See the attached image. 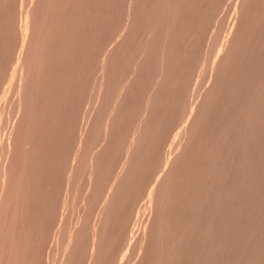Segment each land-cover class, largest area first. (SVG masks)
Wrapping results in <instances>:
<instances>
[{
  "label": "rangeland",
  "instance_id": "374dc122",
  "mask_svg": "<svg viewBox=\"0 0 264 264\" xmlns=\"http://www.w3.org/2000/svg\"><path fill=\"white\" fill-rule=\"evenodd\" d=\"M43 2V4H42V2ZM119 0H0V19L2 20H0V102H1V104H0V112H1V114L4 116L5 114V112H6V114H7V116L5 115L4 116V118H3V116L1 115L0 116V124H2L3 123V120H5L6 118L5 117H8L7 118V120L6 121H4V123L2 124V126H0V128H2V129H0V144L2 145L3 143V145H4V147H3V145L1 146V149H0V154L2 153V152H7L8 154H7V156H6V153H4V155H3V153L0 155V158H2V159H0L1 161L4 159V158H6L5 160H3V162L4 163H1L2 164V168H4V167H7V164H8V166L9 167H7V168H10L11 170H13V172H11V170H9V169H7V170H9V174H8V171L6 172L7 173V177H9L11 174H10V172L13 174V173H15L16 175H12V176H17V174H18V176L19 177H16L15 179H14V177L12 178V176H11V178H10V180H9V178H6V179H4L3 181L5 182L4 183V185H3V187H7V188H4L3 189V192L5 193V195H4V203L2 204V208L0 207V210L2 211L3 210V208H6L5 206L6 205H8L9 203L14 207H10V205L8 206V209H7V211L8 210H10L11 211V208H12V211L15 209V208H17V206H18V209H16V210H18V211H13L14 213H16L15 215L17 216V222L19 223H21V221H23V223H24V221H26V225L27 226H25V224L23 225V227H21L22 225L19 223V225H16V224H18L17 222L15 223V221L14 220H16V219H14L15 218V215H14V218H12L13 216H11V217H9L10 215L9 214H7V211H5V209L3 210L4 211V213L6 212V214L4 215L3 214V211L1 212L5 217H6V215H7V217L5 218V217H3V215L2 214H0L1 216H2V218H1V216H0V220L2 221V222H4L2 219H5V223H2L1 221V223L3 224V225H5L6 223H8L7 221L10 219V218H12V220L10 219V223H12V222H14L15 224V229H12V228H14V225L13 224H9V225H13V227L12 226H9V227H12V228H10V231H8V232H10V233H6L7 235L8 234H10L9 235V237H7L6 238V236L5 237H3L4 236V231L5 230H9V228H7V226H8V224H6V226H3V228H2V225L0 224V230H3V229H5V230H3L2 232L0 231V233L2 234V238H3V240H5V242L2 240V239H0L1 240V242L0 243H2V242H4L3 244L6 246L5 248H7V246L10 248V244H12V247L11 248H14V246H18L17 248H18V250L16 249V251L19 253H15L16 255V257L14 256V260H16L15 262H17L18 263V259H21L22 258V254H25L27 257H29L30 259H32V260H34V261H32V260H30V259H28V258H26L25 256L23 257L24 259L23 260H20V264H22V262H24L23 264H25L26 263V261H28V264L30 263V264H45L46 262V264H49V263H51V264H53L54 263V261H55V264H64L65 262H67V261H69L68 259H67V261L64 259V257H65V255L63 254V253H67V254H69V257L67 256L66 258H72L73 259V261H72V264L74 263V264H88L89 262H90V260L88 259V258H90V257H88V255L87 256H85L86 254H88V252H89V255H91L90 253H91V247L89 246L90 244H89V241L91 240V236H93V234L95 233V235H96V233H97V231H98V233H102L103 231H105V229L106 228H104L105 226H107L108 224L109 225H113V227L112 226H108L107 227V230H112V229H108V228H110V227H112L113 228V230H115L117 227L116 226H118V228L120 227V225H125L124 227H126V225H127V229L126 228H124L123 226H121L119 229L121 230V232H123L124 231V233H128V234H124L125 236H127L126 238H125V236L123 235V233L120 235V231L119 230H115L116 232L117 231H119V233H116L115 231H113L112 230V232H113V234H112V237L113 238H111L110 237V233H111V231L109 232V234H108V237H110V239L112 240V244H113V248H111V249H109L110 251L112 250L113 251V253H111L110 251L108 252V251H106L107 250V248H105L106 250H104V252L106 251V254L104 255L103 253H101L102 254V256H103V258H102V256H100V255H98V254H100L99 252H95V254L96 255H98L97 257H99L100 259H101V261H100V263L102 264V263H104L105 264V262H104V260L105 261H107V259H108V256L109 255H113L114 257H113V259H111V257L112 256H110V260L112 261V260H116L115 262L113 261L112 263H111V261L109 260V261H107L106 262V264H108V263H110V264H123V262H124V264H127V263H130V264H133L134 262H136L139 258L140 259H142V264H146V258H148V256L149 255H151V251L153 250L152 248V250L150 249V246L151 247H154V246H152L151 245V242L152 243H154V245H156V246H158L157 244H159V246H158V248H159V250H163V249H166V252H168L169 250H170V248H161L160 246L162 245V244H160L159 243V241H161V243H163V238H165V240H166V237L167 236H165V234L167 233L166 231H165V228L164 227H161L160 226V229L161 230H164L165 231V233H164V231H163V233H161V235H160V233H156L157 235H160L161 237L159 238V241H156V240H158V237H157V235L155 234V231L156 230H158V228H157V226H159L160 224L162 225V226H164V223L163 222H165V220H167V219H165V220H162V216L164 215V216H166L165 214L166 213H168L169 214V216H168V214H167V216L170 218V222H172V223H170L169 222V224H171L170 225V227H169V229L171 228H173L175 225H174V223L176 224V227H178L180 224H181V222H180V220H181V218H183L184 220H182L183 222L185 221V223H188L189 221L188 220H186L185 218L186 217H188V216H186V217H184L183 215H179V212H180V214L181 213H183V211L184 210H186V209H184V208H182V206H184V205H182V202H184V204H186V201H187V199H188V197L190 196V197H192V199L190 200V202H188V205H190V204H192V206L194 207V208H192L193 210H191L190 208V210L188 209V211L186 210V213L188 214V212H191V215L192 216H194L193 218H192V216H191V218L192 219H194V218H196V221H198L197 220V218L199 217L201 220H199L198 222H195V219L194 220H192V223L193 222H195V225L196 226H200L202 223V225L200 226V227H195V225L193 224L192 225V223L191 222H189L188 224L190 225H192L193 226V228H192V226H187L185 223V228L186 227H189V228H192V229H189L188 231H189V233L187 234V230H186V232H183V230H182V228L184 229V231H185V228L182 226V225H180L178 228H175L174 227V229H172L171 231H173V230H178L179 228H181V231H182V236H183V234L184 235H188V236H185V237H187V238H189V237H195L196 235V237L194 238V239H192V237H191V239L189 238L188 240H186V238L184 239L183 237H180L181 236V231H180V229H179V239H184L185 240V242L183 241V239L182 240H175V238H174V234H173V232H171L172 233V236H170L171 235V233L168 235V233H167V235H168V237L170 236V238H168L167 237V240L169 239H173L174 238V240L178 243V244H180V245H177V246H180V248L178 249L177 248V246L175 247H173V248H176V253L178 254V259H176L177 258V254L175 253V255L174 256H176V258L174 257V260H177V261H173V257L171 256V255H173L174 254V252L172 251L171 252V250L167 253V254H169V257L171 258V261H173V264H177V263H179V261H180V264H194V260L196 261V263L198 264H206V261H207V263L208 264H210L208 261L210 260V262H211V264H214L213 262H215V264H225L227 261V264H233V262H234V264H236V262H238V260H239V263H237V264H248V263H251V264H255V262H256V264L258 263V262H260V263H258V264H264V150H262V149H264V146L263 145H260L261 144V142L259 141L260 140V138H261V140H262V142H264V132H263V130H264V125H262L263 127H261V124L260 123H262L263 124V119L264 118H262V117H264V109H262V108H264V98H261L262 96L264 97V70L262 69V71H256V70H254L253 68L255 67V69H257L258 68V66L260 65V64H263L264 63V57L262 56V60H263V62L261 63V61L262 60H259V59H261L260 57V55H263L264 54V52H263V48H264V45H263V41H264V0H259V1H257V2H255V0H253L255 3H256V5H254V3H253V7L251 6L252 4H250L249 6H248V3H249V0H248V2H247V6L245 5V10L246 11H248L249 10V14H250V16L247 14V13H243V14H246V16L245 15H243L244 17H247V20H246V18L244 19L243 18V16H242V20L243 21H241L240 19L241 18H239L238 20H237V18H238V16L239 15H242V13L241 14H239V11H241L240 9H239V4H240V0H233V2L232 1H229V0H225V2L224 1H222V0H182V1H180V0H168V2L165 0V4H164V6L165 7H163L162 6V3H164L163 1H161V0H120L119 2H118ZM146 1H147V3H146ZM156 1H158V2H156ZM177 1V2H176ZM221 1H222V3L223 4H221ZM38 2V3H37ZM40 2V3H39ZM56 2V3H55ZM128 2V3H127ZM130 2V3H129ZM137 2V3H136ZM173 2H174V4H173ZM186 2V3H185ZM202 2V3H201ZM230 2H232V3H230ZM237 2V3H236ZM261 2V3H260ZM73 3V4H72ZM136 3V4H135ZM177 3H179L178 5H177ZM199 3V4H198ZM201 3V4H200ZM219 3H220V6L222 7H220L219 6V8L218 7H216V6H218L219 5ZM230 3V4H229ZM237 5H236V4ZM239 3V4H238ZM3 6H2V5ZM32 4H34V5H32ZM45 4H47V5H45ZM49 4H51V5H49ZM62 6H61V5ZM118 4V5H117ZM125 4H127L126 5V7H125ZM142 4V5H141ZM152 4V5H151ZM159 4V5H158ZM180 4L182 5V6H180ZM185 4H186V6H185ZM193 4V5H192ZM209 4V5H208ZM213 4H215V6L213 5ZM217 4V5H216ZM226 4H227V6H226ZM229 4V5H228ZM235 4V5H234ZM37 5V6H36ZM40 5H42V6H40ZM45 5V6H44ZM81 5V6H80ZM123 5V6H122ZM132 5V6H131ZM136 5V6H135ZM145 5V6H144ZM157 5H158V7H157ZM174 5H176V6H174ZM184 5V6H183ZM195 5V6H194ZM198 5V6H197ZM204 5H206V6H204ZM10 6V7H9ZM13 6V7H12ZM17 6V7H16ZM30 6L31 7H33L34 6V8H32V9H34V10H36L37 11V14H36V16L34 15V16H30V18L27 20V21H25V16H23V15H25V13H26V11H27V8L28 9H30V11H32L31 10V8H30ZM49 6V7H48ZM100 6V7H99ZM139 6H140V8H139ZM216 7V9L214 8V7ZM224 6V7H223ZM229 6H230V8H229ZM237 6V7H236ZM250 6H251V8H250ZM40 7V8H39ZM42 7V8H41ZM45 7H48L47 9L45 8ZM98 7V8H97ZM128 7H129V9H128ZM132 7V9H130ZM138 7V8H137ZM142 7V8H141ZM156 7V8H155ZM168 7H170L171 9H167ZM172 7H174V8H176L177 7V13L179 14V16H178V14L176 13V14H174L173 13V8ZM178 7H180V8H178ZM183 8V10H182V8ZM208 7V8H207ZM235 7V8H234ZM247 7H249L250 9H248ZM257 7H258V9H257ZM5 8V9H4ZM75 8V9H74ZM125 8H127V11L126 10H122V9H125ZM149 8V9H148ZM154 8V9H153ZM166 8V9H165ZM196 8V9H195ZM199 8V9H198ZM227 8H228V10L229 11H227L226 12V10H227ZM43 9V10H42ZM44 9L46 10V12L48 11V14L46 13L45 14V11H44ZM49 9V10H48ZM83 11H82V10ZM95 9V10H94ZM102 9V10H101ZM138 9V10H137ZM143 9H146V10H143ZM157 9V10H156ZM164 9L166 10V11H164ZM217 10V9H219V10H217V11H215V10ZM16 10V11H15ZM85 10V11H84ZM114 10V11H113ZM131 10V11H130ZM141 10V11H140ZM169 10H171V11H169V13L170 12H172V13H168V11ZM173 10V11H172ZM176 10V9H175ZM179 10H180V12H179ZM215 11V12H213V14L214 13H217L218 12V14H217V16L214 14H212V13H210L211 11ZM233 10H235V11H233ZM237 10H239V11H237ZM244 10V11H245ZM29 11V10H28ZM55 11V13H53ZM59 11V12H58ZM75 11V12H74ZM98 11V12H97ZM117 11V12H116ZM135 11V12H134ZM143 11H144V13H143ZM154 11V12H153ZM156 11V12H155ZM189 11V12H188ZM227 13V14H225V12ZM244 11H241V12H244ZM24 12V13H23ZM51 12V13H50ZM61 12V13H60ZM71 12V13H70ZM97 12V13H96ZM131 12V13H130ZM158 12V13H157ZM162 12V13H161ZM165 14H164V13ZM181 12L183 13V14H181ZM188 12V14H186ZM206 12V13H205ZM220 12V13H219ZM225 14H223V13ZM235 12V13H234ZM6 13V14H5ZM36 12L35 11H32L31 12V14H35ZM41 13V14H40ZM68 13V14H67ZM121 13V14H120ZM136 13V14H135ZM143 13V14H142ZM161 13V14H160ZM166 13L168 14L167 16L168 17H165L164 15H166ZM192 13V14H191ZM211 14V15H213V17L212 18H214V21H213V19H211L210 18V16H208V14ZM3 14V15H2ZM19 14H20V16H19ZM42 14H43V16H42ZM75 14V15H74ZM86 14V15H85ZM140 14V15H139ZM145 14V15H144ZM164 14V15H163ZM221 14H223L224 16H226V17H224L223 15H222V17H223V21L226 19V18H228V19H226L225 21H224V23H220V22H222V19H220L221 18ZM239 14V15H238ZM40 15H41V17H42V19H43V22H41V17H40ZM67 15V16H66ZM102 15V16H101ZM128 15H130V16H128ZM133 15V16H132ZM161 15H163V16H161ZM175 15V16H174ZM192 15V16H191ZM195 15V16H194ZM206 15V16H205ZM218 15H219V18H218ZM249 16V19H252L251 20V22L248 20V16ZM257 15V16H256ZM22 16H23V18H24V21L22 22ZM92 16H93V18H92ZM151 16H152V18H151ZM169 16H171L170 17V19H172L173 20V24L177 27H170V29H171V31H172V33L170 34L169 32H171L167 27L169 26L168 25V21L170 20L169 19ZM176 16H178V17H176ZM185 16V17H184ZM191 17L190 19L188 18V17ZM228 16V17H227ZM234 16V17H233ZM3 17V18H2ZM80 17H81V19H80ZM83 17V18H82ZM89 17V18H88ZM125 17V18H124ZM130 17V18H129ZM165 17V18H164ZM230 17V18H229ZM233 17V18H232ZM239 17H241V16H239ZM252 17V18H251ZM8 18V19H7ZM76 18H78L77 20H76ZM88 18V19H87ZM102 18V19H101ZM112 18V19H111ZM124 18V20L122 21V19ZM127 18H129V19H127ZM135 18V19H134ZM137 18H138V20H137ZM150 18V19H149ZM161 18V19H160ZM166 18H167V20H166ZM173 18H175V19H173ZM208 18L209 19H211V21L212 22H210L209 20H208ZM215 18H218V19H216L215 20ZM11 19H12V21H11ZM34 19H35V21H34ZM50 19V20H49ZM56 19V20H55ZM58 19V20H57ZM107 19V20H106ZM132 19H134V20H132ZM143 19V20H142ZM163 19V20H162ZM192 19V20H191ZM195 19V20H194ZM207 19V20H206ZM230 19H232V20H230ZM9 20V21H8ZM45 20V21H44ZM103 20V21H102ZM111 20V21H110ZM128 20V21H127ZM131 20V21H130ZM135 20H136V22H135ZM155 20H156V22H155ZM167 21V23L165 24V21ZM172 20H170V21H172ZM175 20V21H174ZM184 20V21H183ZM194 20V21H193ZM197 20V21H196ZM219 20V21H218ZM221 20V21H220ZM228 20V21H227ZM241 21V23H242V27H241V23L240 22H238V21ZM245 20L246 21H248V24H247V26H246V24H244V23H247V22H245ZM254 20V21H253ZM30 21V22H29ZM48 21V22H47ZM68 21H70V22H68ZM73 23H72V22ZM86 21V22H85ZM144 21H145V23H144ZM164 21V22H163ZM169 21V22H170ZM177 21V22H176ZM181 21V23H179ZM193 21V22H192ZM204 21V22H203ZM216 21V22H215ZM217 21H218V23L221 25H218L217 24ZM237 21V22H236ZM259 21V22H258ZM56 22L58 23V24H56ZM95 22V23H94ZM101 22V23H100ZM122 22H127V26L125 27V28H123L124 26H125V23H122ZM152 22H153V24H152ZM197 22V23H196ZM202 22V23H201ZM209 22V24H210V26H209V24H206V23H208ZM27 23V24H26ZM39 23L42 25V27L44 28L43 29V31L41 30H39L38 28H40V26L41 25H39ZM42 23H44V25L42 24ZM46 23H48V24H46ZM53 23V24H52ZM131 23V24H130ZM133 23V24H132ZM139 23V24H138ZM160 25H159V24ZM171 23V22H170ZM190 23V24H189ZM204 23V24H203ZM212 23H214V24H212ZM226 23H228V24H226ZM236 23H238V25L236 24ZM240 23V24H239ZM255 23H260V25L258 24H255ZM16 24V25H15ZM30 24V25H29ZM95 24V25H94ZM99 24V25H98ZM113 24V25H112ZM124 24V26L122 27V25ZM141 24V25H140ZM146 24V25H145ZM211 24H212V26H211ZM224 26H223V25ZM249 24H250V27H248L249 26ZM255 24V25H254ZM13 27H12V26ZM20 25V26H19ZM24 25V26H23ZM37 25L39 26V27H37ZM47 25V26H46ZM56 25V26H55ZM93 25V26H92ZM108 25V26H107ZM130 25V26H129ZM133 25V26H132ZM149 25H150V27H149ZM182 25V26H181ZM201 25V26H200ZM215 25V26H214ZM218 25V26H217ZM226 25V26H225ZM238 26L239 27V29L236 27V30H232V29H235V26ZM256 25H257V27H256ZM29 26V27H28ZM34 26V27H33ZM36 26V27H35ZM53 26V27H52ZM165 26V27H164ZM173 26V25H172ZM186 26H188V28L186 27ZM193 26V27H192ZM207 26V27H206ZM222 26H223V29H222ZM6 27V28H5ZM26 28V29H22V28ZM76 29H75V28ZM122 27V28H121ZM131 27V28H130ZM137 27V28H136ZM155 27V29H153ZM157 27V28H156ZM161 27V28H160ZM179 27V28H178ZM210 27V28H209ZM215 27H216V29H217V27H219V29L221 30L220 32H219V30H216L215 29ZM227 27V28H226ZM257 29H256V28ZM31 28H33V29H31ZM118 28V29H117ZM166 28L168 29L167 31H166ZM192 28V29H191ZM202 28V29H201ZM207 28V29H206ZM213 28V30H211ZM250 28H255V29H251V30H249ZM12 29V30H11ZM35 29H37L38 31H40L39 33L37 32V30H35ZM41 29V28H40ZM56 29V30H55ZM144 29V30H143ZM160 29V30H159ZM165 29V30H164ZM190 29V30H189ZM199 29V30H198ZM206 29V30H205ZM228 29H229V31H228ZM11 30V31H10ZM16 30V31H15ZM46 30V31H45ZM97 32H96V31ZM126 30V31H125ZM130 30V31H129ZM138 30V31H137ZM147 30V31H146ZM154 32H153V31ZM158 30V31H157ZM163 30V31H162ZM174 30V31H173ZM181 30V31H180ZM193 30V31H192ZM194 30H196V31H194ZM198 30V31H197ZM214 31V30H216V31H214L215 33L216 32H218L217 34V36L218 37H216L215 35H212V32L211 31ZM238 30V31H237ZM241 31V33H240V31ZM245 30V31H244ZM247 30V31H246ZM261 30V31H260ZM24 31H26L25 32V34L23 33ZM161 31V32H160ZM165 31V33L166 32H168L169 33V36H168V33H167V36L165 37V38H161V36H165L166 34L165 33H163V35L161 34L162 32H164ZM208 31H209V33H208ZM235 31H237V32H235ZM256 31V32H255ZM263 31V32H262ZM44 32V33H43ZM52 32H53V34H52ZM70 32H71V34H70ZM84 32V33H83ZM103 32V33H102ZM129 32V33H128ZM132 32V33H131ZM140 32V33H139ZM150 32H152L151 33V35H152V37H151V35H149L148 33H150ZM156 32V33H155ZM157 32H158V34H157ZM178 32V33H177ZM186 32V33H185ZM210 32H211V34H210ZM234 32V33H233ZM247 32L249 33V32H251V33H249V35L247 34ZM254 32V33H253ZM258 32H262V33H259L258 34ZM30 33V34H29ZM47 33V34H46ZM58 33V34H57ZM69 33V34H68ZM144 33H146V36H147V34L151 37V38H149V36L147 37L148 39H151L150 40V44L152 45V47H150L151 45H147L146 46V48H148V49H146L145 48V46H142V43H144L143 45H145L147 42L149 43V40L147 41V39H146V37H145V34ZM156 35H155V34ZM192 33V34H191ZM196 33H198V34H196ZM236 33V34H235ZM243 33V34H242ZM253 33V34H252ZM2 34H4V35H2ZM38 34H39V36H38ZM56 34V35H55ZM62 34V35H61ZM95 34H96V36H95ZM122 34V35H121ZM142 34V35H141ZM219 34H221L220 35V37H219ZM230 34H233V35H230ZM250 34H252L251 35V45L249 46V48L252 46V44H254V46H252L253 47V49L254 50H251V51H248V50H250V49H248V50H246V51H244L245 49L244 48H246V44H249L250 42H247V41H250L249 39H248V36L250 37ZM28 35V36H27ZM73 37H72V36ZM82 35V36H81ZM139 35V36H138ZM141 35V36H140ZM158 35V36H157ZM161 35V36H160ZM173 35V36H172ZM180 35V36H179ZM181 35H182V37H181ZM185 35H187V37L185 36ZM211 35V36H210ZM234 35L236 36V37H234ZM237 35H239V37L237 36ZM247 35V36H246ZM31 36V37H30ZM36 36V37H35ZM42 36V37H41ZM54 36V37H53ZM90 36V37H89ZM103 36V37H102ZM137 36V37H136ZM185 36V37H184ZM196 36V37H195ZM260 36V37H259ZM263 36V37H262ZM4 37V38H3ZM15 37V38H14ZM44 37V38H43ZM82 37V38H81ZM93 37H94V39H93ZM208 37V38H207ZM229 37V38H228ZM230 37H232V38H230ZM242 37V45H244L243 47L244 48H242V49H244V50H242V51H244V53L245 52H247L248 51V53L246 54L245 53V55L244 54H241V53H243V52H241L240 54L244 57H242V56H240V57H242L243 58V60H242V58L238 61V59L240 58H238V56H239V52L241 51V50H239V52L238 51H236L237 49H235V50H233V45H234V48H236L235 47V44L237 45H239V46H241L242 47V45H241V39L239 40V38H241ZM52 38V39H51ZM76 38V39H75ZM90 38V39H89ZM134 38V39H133ZM146 39V40H144V42L142 41L143 39ZM158 38V39H157ZM160 38V39H159ZM207 38V39H206ZM210 38H212V39H210ZM214 38H218V39H214ZM220 38V39H219ZM245 40H244V39ZM248 40H247V39ZM254 38V39H253ZM30 39H31V41H30ZM46 39V40H45ZM78 39V40H77ZM165 39V40H164ZM174 39H176V40H174ZM200 39V40H199ZM261 39V40H260ZM36 40V41H35ZM40 40H41V42H40ZM75 40V41H74ZM81 40V41H80ZM91 40V41H90ZM137 40H139V41H137ZM161 40V41H160ZM163 40H164V43H163ZM197 40V41H196ZM202 40V41H201ZM214 40H219L218 41V43H216V44H214ZM228 40H230V41H232V44H229L230 42H228ZM243 40H244V42H243ZM258 42H257V41ZM3 41V42H2ZM15 41V42H14ZM27 41H28V43H27ZM30 41V42H29ZM49 41V42H48ZM58 41V42H57ZM73 41V42H72ZM135 41V42H134ZM180 41V42H179ZM182 41V42H181ZM186 41H188V42H186ZM209 41H210V43L212 44V45H210V43H209ZM235 41V42H234ZM9 42V43H8ZM35 42H36V44H35ZM71 42V43H70ZM83 42V43H82ZM85 42V43H84ZM142 42V43H141ZM168 42H170V44L168 43ZM175 42V43H174ZM204 42V44H202ZM206 42V43H205ZM216 42V41H215ZM247 42V43H246ZM259 42H261L260 44H258ZM35 44V46L37 45V47H36V49H35V46H33L34 44ZM43 43V44H42ZM122 43V44H121ZM124 43H125V45H124ZM128 43V44H127ZM139 43V44H138ZM141 43V44H140ZM161 43H163L162 45H160ZM168 43V44H167ZM191 43V44H190ZM29 44V45H28ZM75 44V45H74ZM114 44V45H113ZM137 44V45H136ZM164 44L167 46H165L166 47V49H168V50H166V52H163L162 54H161V52L164 50L163 49V47H164ZM172 44V45H171ZM177 44V45H176ZM181 44V45H180ZM208 44L211 46L210 48L208 47ZM11 45V46H10ZM25 45V46H24ZM136 45V46H135ZM161 47H159V46ZM193 47H192V46ZM195 45V46H194ZM201 45H203L202 47H201ZM215 45V46H214ZM218 45V46H217ZM222 45V46H221ZM230 46V45H232V46H230V49H228L229 51H227L225 48H224V46L226 47V46ZM255 45L257 46V48L255 47ZM263 46V48H261L260 49V46ZM41 46V47H40ZM45 46V47H44ZM56 46H57V48H56ZM62 46V47H61ZM105 46H107L106 48H105ZM144 47V49L142 48V47ZM248 46V45H247ZM261 46V47H262ZM2 47V48H1ZM5 47V48H4ZM24 47L25 48H27V49H24ZM59 47V48H58ZM67 47V48H66ZM70 47H72V48H70ZM87 47V48H86ZM91 47V48H90ZM130 47V48H129ZM137 47V48H136ZM158 47V48H157ZM164 47V48H165ZM180 47V48H179ZM203 49V50H201V48ZM218 47H221V48H218ZM238 47V46H237ZM241 47H239L238 49H240ZM259 47V48H258ZM14 48V49H13ZM45 48V49H44ZM141 48L143 51L142 52H144V53H142L141 52V54L143 55H141V57H140V51H141V49L139 50V49ZM150 48L152 49V50H150ZM157 48V49H156ZM176 48V49H175ZM181 48H184V49H181ZM200 48V49H199ZM211 48L212 49H214V51H215V53H214V51H213V54H212V50H211ZM223 48V49H222ZM257 50H256V49ZM30 49V50H29ZM64 49V50H63ZM67 49V50H66ZM85 49V50H84ZM90 49V50H89ZM97 49H98V51H97ZM106 49V50H105ZM107 49H108V51H107ZM134 49V50H133ZM160 51H159V50ZM185 49H186V52H185ZM224 49H225V51H224ZM247 49V48H246ZM261 51H260V50ZM24 50H26V51H24ZM73 50V51H72ZM77 50V51H76ZM109 50H111V51H109ZM131 50V51H130ZM146 50H150L149 51V53H145L146 52ZM156 50H158V51H156ZM164 50V51H165ZM182 50V51H181ZM190 50V51H189ZM200 50H201V52H200ZM10 51V52H9ZM47 51V52H46ZM130 51V52H129ZM132 51H135V52H132ZM137 51H139V52H137ZM147 51V52H148ZM170 51V52H169ZM173 51V52H172ZM189 51V52H188ZM203 51V52H202ZM209 52V51H211V54H210V52H209V54L207 55L206 53L207 52ZM229 52V53H227V52ZM232 51H234V53H238L237 54V56L236 55H234V54H230V53H233ZM252 51H253V53H252ZM257 51H260V52H257ZM39 52V53H38ZM65 52V53H64ZM67 52V53H66ZM70 52V53H69ZM86 52V53H85ZM98 52H100V53H98ZM106 52H107V55H106ZM137 52V53H136ZM157 52H159V53H157ZM175 52V53H174ZM194 52H196V53H194ZM199 52V53H198ZM205 52V53H204ZM257 52V53H256ZM26 53V54H25ZM48 53V54H47ZM54 53V54H53ZM74 53H76V54H74ZM85 55H84V54ZM109 53V54H108ZM134 55H133V54ZM136 53V54H135ZM153 53V54H152ZM157 53V55H155V54ZM168 53V55L167 56H165L166 54ZM251 53V55L249 56L248 54H250ZM259 53V54H258ZM62 54V55H61ZM95 54H97V55H95ZM130 54V55H129ZM149 54V55H148ZM152 54V55H151ZM159 54H161V55H159ZM163 54H165L164 55V59L162 60V58L163 57H161V56H163ZM197 54H200V55H197ZM225 54H229L230 55V58H232V59H234V60H232L233 62H234V64H233V62L230 64V58H229V55H228V57H227V55H225ZM258 54V55H257ZM12 55V56H11ZM19 55V56H18ZM29 55V56H28ZM38 55V56H37ZM57 55H59V56H57ZM91 55V56H90ZM133 55V56H132ZM155 55V56H154ZM170 55V56H169ZM183 55V56H182ZM185 55V56H184ZM202 55V56H201ZM207 55V56H206ZM211 55V56H210ZM215 55H216V57H215ZM252 55H254V56H252ZM77 56H79V57H77ZM81 56V57H80ZM121 56V57H120ZM130 56V57H129ZM157 56H159V57H157ZM180 56V57H179ZM200 56V60H198V59H196V57L198 58ZM204 56V57H203ZM208 56H210V58L208 59ZM214 56V57H213ZM223 56H226V57H223ZM257 56H259V58H257ZM67 57V58H66ZM90 57V58H89ZM107 57V58H106ZM125 57H126V59H125ZM133 57V59L135 60V58L134 57H136V62H138V63H134L135 65H136V69H133L135 66H133V64H132V66L133 67H131V64L129 63V59L130 58H132ZM139 57V60H137V58ZM153 57H157L156 58V60H155V58L153 59ZM161 57V58H160ZM178 57V58H177ZM193 57V58H192ZM207 57V58H206ZM218 57V59H215V58H217ZM221 57H223V60H221ZM249 57V58H248ZM250 57H251V59H250ZM254 57L256 58L255 60H253L254 59ZM34 58H36V59H34ZM113 58V59H112ZM147 58V59H146ZM229 58V59H228ZM38 59H40V60H38ZM73 59V60H72ZM91 59V60H90ZM133 59H131V61H134ZM152 60V62H150L151 60ZM162 61H164V62H162ZM167 59V60H166ZM187 59V60H186ZM196 59V60H195ZM205 59V60H204ZM207 59V60H206ZM226 59H228V60H226ZM235 59H237V60H235ZM24 60H25V62H24ZM34 60V63H36L35 65H36V67H35V69L33 70V66H35V65H33L31 62ZM50 60V61H49ZM59 60V61H58ZM97 60H99V62H101V63H99ZM123 60V61H122ZM144 60V61H143ZM147 60V61H146ZM150 60V61H149ZM160 61V63H159V61ZM211 60V61H210ZM214 60H216V61H214ZM226 60V61H225ZM258 60V61H257ZM23 61V62H22ZM46 61V62H45ZM65 61V62H64ZM75 61V62H74ZM120 63H119V62ZM134 61V62H135ZM149 61V62H148ZM158 61V62H157ZM173 61V62H172ZM178 61V62H177ZM185 61V62H184ZM193 61H196L197 62V64H198V66L196 65V62H193ZM204 61V62H203ZM206 61V62H205ZM236 61V62H235ZM237 61H238V63H237ZM18 62V63H17ZM92 64H91V63ZM139 62H143V63H139ZM187 62V63H186ZM191 62V63H190ZM207 62H210L209 64L211 65V67H210V65L207 63ZM228 63V65H232V67H228V70L226 69V64ZM241 62V63H240ZM256 62V63H255ZM257 62H258V64H257ZM2 63V64H1ZM4 63V64H3ZM16 63H17V67L19 68H15L16 67ZM24 63V64H23ZM27 63V64H26ZM71 63V64H70ZM106 63V64H105ZM118 63V64H117ZM126 63H129V64H126ZM131 63H133V62H131ZM155 63H157V65H158V67L160 66V68H157V69H153L154 71H156V72H159L160 71V69H161V71H160V74H158V73H156L155 72V74H152V72L154 73V71L152 70V68H153V66L155 65L156 66V64ZM162 63L163 64H165L164 66H166L165 68L167 69V68H169V67H173V68H170V69H168L169 71H168V73H170V77H172V78H170L171 79V86H169L170 84H169V82H170V80H168L169 82H167L166 84H165V81H167V79H169V78H167V79H165L164 80V78L163 77H165L168 73H167V70L166 69H164V70H166L165 72H166V75H164L162 78H163V81L162 82H164L163 84H165V87H167V88H163V89H168L167 91L166 90H164L163 91V89H162V92H164L163 93V96L165 97V95H167L168 96V98L169 99H165L163 96H161V98H160V95H162V94H160L159 92L161 91L160 89L161 88H159V87H161V85L163 86V84H159L161 81H159L157 78H156V74H158V78H160L161 76H162V68L161 67H163V65H162ZM168 63V64H167ZM193 63H195V68L197 67V69H196V71L194 70L193 72H192V74L191 75H193V73H194V78L192 79V77L190 78V80H189V78L188 77H190V75L188 76V74L192 71L191 69H195L194 68V66H192L193 65ZM205 63V64H204ZM206 63H207V66H206ZM226 63V64H225ZM19 64V65H18ZM47 64V65H46ZM54 64V65H53ZM63 64V65H62ZM96 64V65H95ZM120 64V65H119ZM122 64V65H121ZM154 64V65H153ZM212 64H214L213 66H212ZM242 64V65H241ZM256 66H255V65ZM22 65V66H21ZM25 65V66H24ZM28 65L30 66V68L28 67ZM58 65V66H57ZM101 65V67L99 68V66ZM119 65V66H118ZM128 66V69L127 70H132L131 72H129L130 74L133 72V70H134V72L135 73H132L131 75H133V77L130 79L129 78V76L130 75H126L127 77H128V79H130V81H128L127 80V78L124 76V79H125V81H128V84H126L127 82H125L124 80H123V82L125 83V87H127L126 89H125V87H123L122 88V86L124 85V83L122 82V80L120 79L121 78V75H124V74H127V72L126 71H124V70H126V68H127V66ZM153 65V66H152ZM188 65V66H187ZM191 65V66H190ZM208 65H209V68H208ZM243 65H244V67H243ZM32 66V67H31ZM109 66V67H108ZM123 66V67H122ZM148 66H149V68H148ZM150 66H151V68H150ZM189 66H190V68H189ZM205 66V67H204ZM216 67V71H218V73H216V71L214 70L215 69V67ZM235 66V67H234ZM250 68H249V67ZM260 66H262L261 68H263V66H264V64L263 65H260ZM12 67V68H11ZM38 67V68H37ZM52 67H54V68H52ZM67 67V68H66ZM70 67V68H69ZM93 67H95V68H93ZM125 67V68H124ZM147 67V68H146ZM157 67V66H156ZM156 67H154V68H156ZM174 67H175V69H174ZM178 67V68H177ZM192 67V68H191ZM198 67H199V69H201V70H199L198 69ZM202 67V68H201ZM237 67V68H236ZM248 67V68H247ZM22 68V69H21ZM39 68H40V70H39ZM120 68H121V71H120ZM122 68H124V69H122ZM132 68V69H131ZM141 68V69H140ZM146 68V69H145ZM205 68V69H204ZM206 68H207V74H208V76H207V74H206ZM211 68H212V70H211ZM214 68V69H213ZM244 68V69H243ZM251 68L253 69L252 71H251ZM261 68L259 67V69L258 70H261ZM16 69V70H15ZM45 69V70H44ZM52 69V70H51ZM62 69V70H61ZM116 69V70H115ZM151 71H150V70ZM188 69H190L189 70V73H186V71L188 72ZM227 71H226V70ZM230 69V70H229ZM17 70H18V72H17ZM23 70V71H22ZM57 70V71H56ZM79 70V71H78ZM93 71V74L94 75H92L91 73H92V71ZM142 70V71H141ZM159 70V71H158ZM164 70H163V72H164ZM174 70V71H173ZM204 70V71H203ZM209 70H211V71H215L214 73H211ZM14 72V74L15 75H17V74H19V75H17V76H13V72ZM19 71H21V73L19 72ZM26 71V72H25ZM28 71H29V73H28ZM32 71V72H31ZM46 71V72H45ZM48 71H49V73H48ZM77 71V72H76ZM89 71V72H88ZM99 71H101L100 73H102V74H100V76H102V75H106L105 77L104 76H102V77H98V79L96 80V77H97V74L99 73ZM115 71V72H114ZM173 71V72H172ZM177 71V72H176ZM253 71H255L256 73L258 72V73H260V76L262 77V74L261 73H263V80L261 79V77L258 75V73L256 74L255 73V75H253L252 76V74H250V73H254ZM31 72V73H30ZM67 72H68V74H67ZM120 72H121V74H120ZM123 72V73H122ZM126 72V73H125ZM137 72V73H136ZM139 72V73H138ZM146 72V73H145ZM164 72V73H165ZM201 72H202V74H201ZM205 72V73H204ZM225 72H227V73H225ZM17 73V74H16ZM52 73V74H51ZM115 73V74H114ZM148 73V74H147ZM155 75L154 77L151 75ZM174 73V74H173ZM177 73V74H176ZM181 73V74H180ZM185 73V74H184ZM199 73V74H198ZM204 73V74H203ZM216 73V75H213V74H215ZM239 73V74H238ZM5 74H7V76L5 75ZM10 74H12L11 76H10ZM27 74V75H26ZM31 74V75H30ZM33 74V75H32ZM49 74H50V76H49ZM83 74V75H82ZM119 74H120V76H119ZM140 74H141V76H140ZM196 74V75H195ZM206 75V76H204L203 78H205V79H203L202 77H201V75ZM209 74H210V76H209ZM223 74H224V76H223ZM226 74V75H225ZM25 75H26V77H25ZM29 75V76H28ZM66 75V76H65ZM74 75V76H73ZM148 75H150V76H148ZM159 75H160V77H159ZM172 75V76H171ZM174 75V76H173ZM185 75H187V76H185ZM213 75V77H214V79H213V77H212V79H213V83H212V79H210L211 78V76ZM247 75V76H246ZM250 75V76H249ZM6 76V77H5ZM13 76V77H12ZM22 76H24V78L22 77ZM56 76V77H55ZM84 76V77H83ZM86 76V77H85ZM88 76H90V77H88ZM110 76V77H109ZM118 76V77H117ZM168 76V75H167ZM180 76V77H179ZM216 76V77H215ZM227 77L226 79L227 80H225V78H222V77ZM258 77L259 76V78L261 79V81H263V84H262V82H257V81H260L259 80V78L257 79H255L254 77ZM12 77V78H11ZM17 77H19L18 79H17ZM23 79H22V78ZM33 77V78H32ZM69 79H68V78ZM93 77V78H92ZM131 77V76H130ZM135 77V78H134ZM137 77V78H136ZM147 77H148V79L149 80H147ZM151 77H153L154 79H152V81H154L155 82V80H158V82L156 81L155 83H151V84H154V85H152V86H155L156 84H159V86H158V88L156 89V87H152L153 89H156L157 91H158V89H159V91H158V93L160 94L158 97L160 98V99H162V100H165V105L166 106H164V107H162L163 106V101L161 102V101H158L159 100V98L157 99H153L154 101L153 102H155L156 103V101H158V102H161L162 104H160L161 105V107L159 108H157L156 109V107L157 106H159V105H157L156 104V106L154 107L155 109L153 110V109H151V110H153V116H152V118H150V120H147L148 122H147V124L145 123V122H143V123H145V124H143L142 122H140V121H146V117L145 116H143V115H146V113H147V110H148V107H147V105H148V103L147 102H149L150 101V99H148V98H151L150 97V94H152V92L151 93H149L148 95L146 94V93H148L147 91H149L150 92V87L151 86H149V85H151L150 84V78ZM219 77V78H218ZM222 79H221V78ZM247 77V78H246ZM251 77H253L254 78V80L251 78ZM15 78H16V80H18V82L15 80ZM21 78V80H19ZM74 78H75V80H74ZM81 80H80V79ZM119 78V83H120V81H121V83L120 84H122L123 83V85H116V83L118 84V82H115V81H117V79ZM142 78V79H141ZM182 78V79H181ZM187 78H188V82H187V84H186V80H187ZM203 79V82H201L199 79ZM29 79V80H28ZM31 79V80H30ZM37 79V80H36ZM92 79V80H91ZM97 81H95V80ZM99 79H100V81H99ZM105 79V80H104ZM108 79H109V81H108ZM122 79H123V77H122ZM138 79V80H137ZM161 79V78H160ZM210 80V82L212 83H209V80ZM230 79H232V80H230ZM250 79V80H249ZM23 80H25L26 82H24ZM51 80H52V82H51ZM73 80V81H72ZM86 80H88V81H86ZM102 80V81H101ZM133 80V81H132ZM197 80L198 81H200L201 83V86L199 85V86H197V88L198 89H196L195 87H196V85H198V83H197ZM255 80H257L256 82L257 83H255ZM36 81V82H35ZM38 81V82H37ZM69 81V82H68ZM76 81V82H75ZM86 81V82H85ZM137 81V82H136ZM145 81V82H144ZM175 81V82H174ZM185 83H184V82ZM189 81H190V83H189ZM193 81V82H192ZM207 81V82H206ZM227 81V82H226ZM11 82V86H8V85H10L9 83ZM24 82V83H23ZM70 82H72V84L70 83ZM91 82H92V84H91ZM96 82V83H95ZM104 82V83H103ZM108 82V83H107ZM129 82H131V83H129ZM174 82V83H173ZM180 82V83H179ZM15 83V84H14ZM18 83V84H17ZM38 83V84H37ZM67 83V84H66ZM94 83V84H93ZM97 83L100 85L99 87H98V89H97ZM140 83V84H139ZM142 83V84H141ZM179 83V84H178ZM215 83V84H214ZM217 83V84H216ZM230 83H232V84H230ZM235 83V85L233 86V84ZM237 83V84H236ZM249 83V84H248ZM256 84L255 85V87L253 86L252 87V84ZM21 84H23L24 86H22ZM31 84V85H30ZM56 84V85H55ZM131 84V85H130ZM172 84H174L173 86H172ZM190 84V85H189ZM207 84V85H206ZM211 84V85H210ZM213 84L216 86V87H218V92L216 93L215 91H217V90H215V86H213ZM240 84V85H239ZM259 84H261L262 85V89H259V90H262V91H260V94H259V92L257 93V88L259 87V88H261V85H259ZM7 85V86H6ZM68 85V86H67ZM82 85V86H81ZM92 85V86H91ZM94 85H96V87L94 86ZM115 85L116 86H118V87H120V89L122 88V89H125V90H120V91H122V96H120V94H121V92L120 91H118L119 89H116V90H114L113 91V88H116L115 87ZM143 85V86H142ZM147 85V86H146ZM175 85H176V87H175ZM183 85H185V88L183 87ZM189 86V88H188V86ZM192 85V86H191ZM209 85L210 86H213V88L212 87H210V90H207V91H214V93L213 92H210L211 94H214V96L212 97V95H206V87H209ZM257 85H258V87H257ZM14 86V87H13ZM18 88H17V87ZM31 86V87H30ZM58 86V87H57ZM77 87V89H76V87ZM86 86V87H85ZM95 88H94V87ZM134 86V87H133ZM187 86V87H186ZM236 86V87H235ZM238 86V87H237ZM248 86V87H247ZM8 87V88H7ZM66 87V88H65ZM101 87H102V91L100 90L101 89ZM105 87V88H104ZM109 87V88H108ZM117 87V88H118ZM148 87L150 88V89H148ZM174 87V88H173ZM183 87V88H182ZM227 87V88H226ZM14 88V89H13ZM22 88V89H21ZM25 88V89H24ZM52 88V90H50ZM73 88V89H72ZM90 90H89V89ZM97 89V90H94V91H96V92H93V93H91L90 91L92 90V89ZM112 88V89H111ZM172 89V91H171V89ZM186 88H188V90L186 89ZM212 88V89H211ZM235 88V90H232V89H234ZM253 88V89H252ZM256 88V90H254ZM13 89V90H12ZM21 89V90H20ZM131 89V90H130ZM153 89H151L152 91H154ZM170 89V90H169ZM194 89H195V91H194ZM12 90V91H11ZM20 90V91H19ZM24 90V91H23ZM55 90V91H54ZM80 90V91H79ZM84 91V92H82V91ZM100 90V91H99ZM106 90H108V92L106 91ZM111 90V91H110ZM147 90V91H146ZM183 90V91H182ZM195 92V96L193 95L194 93H193V91ZM258 90V91H259ZM6 91V93H7V95H6V93L4 94V92ZM8 91V92H7ZM15 93H14V92ZM18 93H17V92ZM36 91V92H35ZM47 92V93H45V92ZM50 91V92H49ZM64 91V92H63ZM75 91H76V95H75ZM99 91V92H98ZM106 91V92H105ZM109 91H110V94H107V93H109ZM115 91H117V94H115L116 92ZM124 91V92H123ZM130 91V92H129ZM157 91H154V92H157ZM165 91H166V93H165ZM177 91V93H175ZM197 91V92H196ZM202 91V92H201ZM204 91V92H203ZM230 91H232V92H230ZM236 91V92H235ZM251 91H252V93H253V95L251 96ZM254 91V92H253ZM256 91V92H255ZM72 92V93H71ZM98 92V93H97ZM100 92H101V98H99L100 97ZM103 92V93H102ZM105 92V93H104ZM112 92H113V94H115L116 96H118V98H120L119 99V103L120 104H118V102H116V103H114L115 105H114V109L113 108H110V109H108V115L109 114H112V111L113 112H115L114 110L116 109V104L118 105V108L116 109V114H117V116H116V114H115V117H118V118H116V119H114L115 117L114 116H112L113 117V119L111 118V116L109 115V117H108V115L106 114V108L107 107H102V103H103V99H102V97H105V95H106V97L107 98H105V99H115V101H118V99L117 98H115L114 96H113V94H112ZM115 92V93H114ZM161 92V93H162ZM172 92H173V94H172ZM188 92H190L189 93V95H190V97H189V95H187V93ZM192 92V93H191ZM206 92V93H205ZM26 93V94H25ZM29 93V94H28ZM40 93V94H39ZM51 93H52V95H51ZM54 93V94H53ZM83 93V94H82ZM84 93H85V95H84ZM90 93L92 94V95H94L95 93V95H96V98L95 99H97L98 100V102H100L99 100H101L102 101V103H101V108L100 107H98L99 106V104L97 103V101H96V103H95V101H93L94 100V97H90L91 95H90ZM176 95H175V94ZM204 93V95H206V96H208V97H210V98H206V96H203L202 94ZM216 93V94H215ZM232 93H234V95L232 96ZM255 93H256V95L258 96V94L261 96V94H262V96L261 97H257L258 98V100H259V98H261L260 100H262V102L261 101H257V98H255V100H251V102H249L250 101V99H252V98H250L249 96H251V97H253L254 98V96L256 97V95H255ZM9 94H10V96H9ZM12 94V95H11ZM18 94H20V95H18ZM21 94H23V96L21 95ZM36 94V95H35ZM81 94V95H80ZM97 94H98V96H97ZM144 94H146V95H144ZM154 95H155V93H153ZM184 94V95H183ZM191 94L193 95V99L191 98ZM199 94V95H198ZM226 94H229L228 95V97H226ZM242 96H241V95ZM250 94V95H249ZM25 95V96H24ZM26 95H27V97H26ZM45 95V96H44ZM55 95V96H54ZM58 95V96H57ZM94 95V96H95ZM124 95V96H123ZM136 95V96H135ZM144 95V96H143ZM158 95V94H157ZM201 95V96H200ZM5 96H6V98H5ZM7 96H9V97H7ZM16 96V99L14 98ZM22 96V97H21ZM147 96V98H146V101H145V97ZM171 96V97H170ZM173 96V97H172ZM230 96H232V97H230ZM20 97H21V99H20ZM24 97V98H23ZM51 97V98H50ZM53 97V98H52ZM62 97V98H61ZM78 97V98H77ZM84 97V98H83ZM155 97H157V96H154L153 98H155ZM179 97V98H178ZM185 97H189V98H191V99H189V101H188V99L187 98H185ZM201 97H203V98H206L208 101V104L211 102V104H210V111H209V105L207 106H205L204 104H206V102H203L204 100H203V98H201ZM222 97H225V99L224 98H222ZM5 98V99H4ZM23 98V99H22ZM32 98V99H31ZM38 98V99H37ZM41 98H42V100H41ZM68 98H70V99H68ZM74 98H77V99H74ZM91 98H93V99H91ZM99 98V99H98ZM130 98H132V99H130ZM167 98V97H166ZM181 98V99H180ZM194 98H197V99H194ZM233 98L235 99V100H233ZM237 98V99H236ZM244 98V99H243ZM247 98H248V100H247ZM4 99V100H3ZM10 99V100H9ZM29 99V100H28ZM34 99V100H33ZM88 99V100H87ZM111 99H110V101H111ZM114 99H113V101H114ZM202 100V102H201V100ZM206 99H205V101H206ZM209 99H212V100H210L209 101ZM222 99V100H221ZM230 99V101H228ZM239 99V100H238ZM6 100V101H5ZM26 100V101H25ZM54 100H56V101H54ZM85 102H84V101ZM89 100H92L93 101V103L94 104H90V103H92V101H89ZM124 100V101H123ZM144 101V103L145 104H143V101ZM185 100H187L188 101V103L191 101V102H193L192 104L191 103H189V106L190 107H186L187 109H189V110H187L186 108H185V106H188V104H187V101H185ZM223 100H225V102L223 101ZM15 101H17V103H16V105L15 104H13ZM30 101V102H29ZM59 101V102H58ZM80 101V102H79ZM88 101V102H87ZM109 100H108V102H110ZM112 101V102H113ZM114 101V102H115ZM141 102V106L143 107H141V106H139L140 105V103L138 104V102ZM166 101L169 103H166ZM181 101V102H180ZM198 101H199V103H198ZM221 101H223V102H221ZM235 101H236V103H235ZM256 103H261L260 105H258V104H256ZM2 102H4V103H2ZM11 102V103H10ZM32 102H33V105H32ZM45 102V103H44ZM86 102H87V105H86ZM90 102V103H89ZM106 100L104 101V103H106L105 105H109L108 106V108L109 107H111L110 105H112L113 106V103H111V104H107L108 103ZM122 102V103H121ZM152 100L149 102V105H152ZM171 102V103H170ZM183 102V103H182ZM199 105V104H202V105H200L201 107L204 105L205 107H207L208 109V111L206 110V112H211V113H209V114H211L212 116H213V114H214V117H212V116H209V117H207L208 118V120L206 119L204 122H203V120L199 123V120H198V118L201 116L200 114H199V112H197V107H199L198 105H196V103ZM237 102H238V104H237ZM247 102H248V104H247ZM253 102H254V105H257L256 107H254V105H253V108L255 109L254 111H255V116L254 117H256L257 116V114H259L258 112H261V110H263L262 111V113H260L259 114V116L261 115V117L260 118H257V119H259L258 121H260V123H259V126H258V128H254V129H256V133H255V131L253 132V130L252 129H249L248 130V128L250 127V128H253V123H257V122H255V121H252V120H254L253 118V114H246L247 113V111H241L242 112V114L244 113V114H246L247 115V118L249 117V116H252V119H250L251 121L250 122H253L252 124H250V123H248L247 122V120H249V118L247 119V118H245V119H247V120H244L243 121V119H244V115H241L242 116V121H241V119L240 120H238L239 118H238V115H239V112L237 111V109L239 110V109H241L242 110V107L244 106V105H242V104H245L246 106H248L249 104L251 105V104H253ZM10 103V104H9ZM51 103V105H49ZM78 103V104H77ZM88 103L91 105V106H89L88 105ZM127 103V104H126ZM134 103V104H133ZM136 103V104H135ZM151 103V104H150ZM204 103V104H203ZM223 103V104H222ZM225 103H227V105L225 104ZM234 103H235V106H236V108H235V106H234ZM3 104H4V107H2L3 106ZM37 104V105H36ZM66 104V105H65ZM96 104H98V108L99 109H102L101 111H102V113L108 118H102V120L103 119H105V120H103V121H105L104 123V125L106 126H104L103 124H102V122L103 121H101V128H99V127H97V123H95V124H93L92 122L94 121V120H96L95 122H97V120L99 119H96L97 118V116H98V114H100L101 112H100V110L99 109H97V110H99V112L98 111H96V108L95 107H93L94 105L96 106ZM138 104V105H137ZM171 104V105H170ZM184 104H187V105H184ZM238 106H237V105ZM6 105V106H5ZM13 105V106H12ZM17 105L19 106V107H17ZM40 105H42V106H40ZM73 105V106H72ZM104 105V104H103ZM130 105V106H129ZM155 105V104H154ZM192 105V106H191ZM225 105H226V108L230 105V107H232V109H230V107L228 108V112H225L226 111V109H224L223 110V108L225 107ZM249 105V107H250V109H252L253 110V108H251V106ZM32 106V107H31ZM82 106V107H81ZM87 106H89L90 107V110H91V112H93V111H96L97 112V114H96V112L94 113V115H93V113H91L90 111V113L88 114V115H86V117L87 116H89V118H88V120H86L87 118L85 117V115H84V111H88L87 110V108H89V107H87ZM120 106H122V107H120ZM144 106H146V108L147 109H145V113L143 112V110H144ZM168 106V107H167ZM173 106V107H172ZM181 106H183V107H181ZM203 106V107H204ZM212 106V107H211ZM223 106V107H222ZM239 106H241V107H239ZM245 106V107H246ZM12 108V109H15L14 111H16V112H14V114H10V113H13V112H10L9 114L7 113V112H9V111H12V109H10V108ZM54 107V108H53ZM63 107V108H62ZM67 107V108H66ZM87 107V108H86ZM91 107H93L92 109H95V110H93L92 111V109H91ZM127 107V108H126ZM137 107V108H136ZM140 107L142 108V109H140ZM165 107H167V108H165ZM196 107V108H195ZM200 107V108H201ZM201 108V110L200 111H202V109L205 111V107L204 108ZM245 107H243V110H244V108ZM257 107H258V109L261 107V109H259L258 111H257ZM2 108H3V110H2ZM6 108V109H5ZM64 108H65V110H64ZM83 108H84V110H83ZM86 108V109H85ZM139 108V109H138ZM150 108H151V106H150ZM180 108H182V109H180ZM211 108H213L212 110H211ZM9 111H8V110ZM19 109V111H17V110ZM20 109H21V112H20ZM32 109V110H31ZM47 109V110H46ZM72 109V110H71ZM77 109V110H76ZM79 109V110H78ZM81 109V110H80ZM111 109H113L112 111H109V110H111ZM135 109V110H134ZM163 109V111H164V115H163V119H162V117L160 116V115H162L161 114V112L163 113V111H161ZM175 109V110H174ZM177 109V110H176ZM188 111V112H186V110ZM221 109V110H220ZM229 109H230V111H232V112H230L229 111ZM236 109V110H235ZM247 109H249V108H247ZM7 110V111H6ZM23 110V111H22ZM42 110V111H41ZM45 110V111H44ZM53 110H55V111H53ZM67 110V111H66ZM132 110V111H131ZM138 110H140V115H139V119H138V117L135 119V116L137 115L138 116V114H136L135 113V111H137L138 112ZM142 110V111H141ZM150 110V109H149ZM157 110V111H156ZM181 110V111H180ZM184 110H185V113H184ZM190 110H192V112H190ZM194 110V111H193ZM199 110V109H198ZM222 110H223V112H222ZM29 111V112H28ZM31 111V112H30ZM66 111V112H65ZM166 111H168V112H166ZM195 111H196V113H195ZM238 113H237V112ZM249 111V110H248ZM256 111H257V113H256ZM4 112V113H3ZM39 112V113H38ZM43 112H44V114H43ZM73 112V113H72ZM82 112H84V113H82ZM151 112V111H150ZM154 112H156V113H154ZM160 113V115H159V113ZM203 112V111H202ZM206 112H203L202 114L204 115V117L205 116H207V114L205 115L204 113H206ZM221 112V113H220ZM232 113V114H230V113ZM240 112V113H241ZM18 113V114H17ZM37 113V114H36ZM70 113V114H69ZM86 113H88V112H86ZM85 113V114H86ZM118 113H119V115H118ZM128 113H130V114H128ZM183 113V114H182ZM227 113V114H226ZM252 113V112H251ZM76 114H77V116H76ZM79 114V115H78ZM80 114H82V115H80ZM91 114L94 116H91ZM95 114H96V118H95ZM103 114H100V115H103ZM122 116H121V115ZM124 114V115H123ZM133 114H135V116L133 115ZM142 114V115H141ZM149 113H147V115H148ZM151 114V113H150ZM150 114H149V116H147L148 118L150 117ZM167 114V115H166ZM182 114V115H181ZM197 115V114H199V117L197 118V120H198V123L200 124V125H202V123L204 124V123H208V124H210L212 127H214V128H218L217 130L216 129H213V132L212 133H214V134H216V132H217V134H216V136L218 135V134H220L221 132H223V130L226 128L225 127V125L228 127V129H230V131H232L233 129L235 130H233V133H234V137H233V139H237L238 138V140L237 141H242L241 139H243V141H245V142H247V139H249L250 141H248L246 144H241L242 142H240L239 141V144H237L238 146V148L236 147V149H235V146H236V143H235V141H233V140H229V143H228V141H226V137L228 136H225V135H222V136H220V135H218L219 136V138L220 137H222V138H224V139H222V138H220L219 140H217V138H218V136L217 137H213V136H215L214 134H213V136H212V133L210 132V131H212V128L207 124L206 126H205V124H204V128H201L200 127V125H198V128L196 129V131L194 130L196 127H197V124H196V127L194 126V128H193V126H191L192 127V129H190L191 130V132H192V130H193V132L195 131V132H199L198 134L197 133H195V135H194V137L193 138H190V140L191 141H185V139H187V138H184V141L186 142H183L184 144H189V142L191 143V144H189V145H195V146H193V148L190 146V148H188L189 150H191V154H186L185 156V158H186V160H184L185 158H183V156L181 157V156H179V158L178 157H176V158H178V160L179 161H181L179 164H178V162L179 161H177V159L175 160V157H174V154H173V157H172V152L173 153H175L176 154V152H178V151H180V150H182L183 151V149L181 148L180 149V144H181V141H179L178 140V143H180L179 145H177V147H176V145L174 146V144H178L177 143V137H180V134L181 133H183V132H185L186 131V129H185V127L186 126H188L189 127V123L192 121L193 123H194V121L193 120H196V119H193L194 118V115ZM219 114H220V116H224V120H223V117H220L219 116ZM221 114H223V115H221ZM233 114L235 115V116H237V117H235V116H233ZM238 114V115H237ZM263 114V115H262ZM9 115H10V117L12 118V119H10L9 120ZM12 115V116H11ZM14 115H17V117L19 118H16L17 119V124L14 122V118L16 117V116H14ZM19 115V116H18ZM29 115H31V116H29ZM113 115H114V113H113ZM129 115V116H128ZM157 115V117H155ZM159 115V116H158ZM184 115V116H183ZM193 115V116H192ZM203 115L199 118V119H203ZM216 115V116H215ZM226 115V116H225ZM246 115H245V117H246ZM22 116V117H21ZM62 116H63V118H62ZM66 116V117H65ZM73 118H71V117ZM79 116H80V118H79ZM81 116H82V119H81ZM120 116V117H119ZM143 116V117H142ZM169 116V117H168ZM180 116V118H182V119H179L178 117ZM187 116V117H186ZM228 116H229V119H232V118H230V116H233V117H235L234 119H236V120H234V119H232V120H234V122L232 121V120H229L228 119ZM240 115H239V117H241ZM28 117V118H27ZM70 117V118H69ZM101 117V116H100ZM104 117V116H103ZM140 117H142L141 119H143V120H140ZM174 117V118H173ZM188 117H191L190 119H188ZM197 117V116H196ZM211 117V118H210ZM3 118V119H2ZM37 118V119H36ZM79 118V119H78ZM86 118V119H85ZM90 118H92V120L90 121ZM112 119V120H115V121H112V124H110V119ZM127 118V119H126ZM145 118V119H144ZM153 118H154V120H153ZM157 118H158V120H159V118H161L159 121H162L163 120V122L160 124V123H158L159 121L157 120ZM171 118V119H170ZM176 118V119H175ZM177 118H178V120H177ZM187 118V119H186ZM215 120H214V119ZM220 118V119H219ZM16 119H15V121H16ZM186 119V120H185ZM205 119V118H204ZM211 121H210V120ZM220 121H219V120ZM262 119V120H261ZM13 120V121H12ZM18 120H20V121H18ZM37 120H38V124H37ZM57 120V121H56ZM77 120H79V121H77ZM83 120H85L84 121V123H83ZM100 120H101V118H100ZM109 121V123H108V121ZM135 120H137V121H139L138 123L135 121ZM157 120V123L158 124H160L161 125V127H160V125L157 127V123H155V121ZM166 120H167V122H166ZM175 120V122H173ZM183 120V121H182ZM190 120V121H189ZM196 120V121H197ZM222 120V121H221ZM225 120H227L225 123L223 122V121H225ZM52 121V122H51ZM107 121V122H106ZM126 121V122H125ZM133 121V122H132ZM149 121H150V123L152 124H156V127L155 128H153L152 127V125L151 124H149ZM185 121H187V123L185 122ZM229 121H232L233 123H234V128H233V125H229ZM235 121L237 122V123H235ZM239 121H241L242 123H245V121H246V123H248V125H246L244 128H245V130H246V128H247V130L249 131V132H247V130L245 131L243 128H242V123H239ZM257 121V120H256ZM7 122V123H6ZM18 122H19V124H18ZM56 122V123H55ZM61 122L63 123V124H61ZM77 122H79V130L78 131H80V132H78L76 129H77V127H78V125L76 124ZM88 122H91L90 123V125L91 124H93L95 127H97V129L99 128L100 129V132L98 131V133H99V135H100V133H102L103 131V133H104V135H103V138L105 139V140H107L106 141V143H105V145L103 146H101L100 144H104V141L105 140H103V138H102V136L100 135V136H96L95 134L97 133L96 131H97V129L95 128V127H93L92 129L95 131V129H96V133H93L92 134V136H89L88 135V133H87V135H84V134H86L85 133V131L84 130H88V127H89V129H90V131H91V127H92V125H91V127L89 126V125H86ZM114 122V123H113ZM119 122V123H118ZM135 122H136V129H133V128H135ZM177 122H179L178 124H177ZM213 122H217L216 124H214L215 126H217V127H215L214 125H213ZM222 122V123H221ZM13 123H14V125H15V127H14V125H13ZM35 123H36V125H35ZM50 123V124H49ZM74 123V124H73ZM80 123H82L83 124V126H85L84 127V129L82 128V131H81V129H80V127L82 126ZM86 123V124H85ZM116 123H118L117 125H116ZM174 123H176V124H174ZM184 123H185V126H184ZM195 123H197V122H195ZM224 123V124H223ZM245 123V124H246ZM258 123H257V125H258ZM5 124V125H4ZM9 124V125H8ZM106 124H108V125H110V126H107ZM138 124H139V126H138ZM140 124H142L141 126H145V127H147V128H150L151 127V129H156L157 128V132L155 133V132H153L152 130V134L151 133H149V131L147 130V133H149L148 135H155V138L153 137V141H154V139H155V143L152 141L151 143L153 144H155L156 146H154V144L152 145V144H149V142L151 141H148L147 143L150 145V146H148V145H146V146H148L147 148H151V145L153 146V147H155V149L153 150L152 148L151 149H149V150H152V152L151 151H149L150 153L149 154H146L147 153V149H145L144 151H146L144 154V156L146 157V155H147V157L145 158L146 160H147V162H144V161H142V163H140V165L142 164V167H141V171L143 170V174L141 173V171L139 170L138 172H139V174L141 173L142 175H140V181H138L139 180V175H137L138 177V179L136 178V176L134 177V175H136V174H132L133 175V178L137 181H135L134 179H130V177H132V176H130V177H128V180L126 179L127 177H125L124 179H126V180H124L123 178H121L123 181V184L122 183H119V179H117L118 177L120 178L123 174H125V176L127 175L126 173H123L122 174V169H124V168H126V166H127V170H128V168H131L132 166H133V164L135 163V164H139V162L137 163V161H133L134 159H131V158H133V157H131V158H128V156H129V152H131L132 154H131V156H133V155H135L136 153L138 154V152L137 151H139V150H142L143 148H142V146L143 145H145V144H143V140H144V142H145V140L147 139V136L148 135H145V137L143 138L142 136L144 135V132L143 131H146V130H144L143 128V131L142 130H140L141 132H140V134H138L139 136H141L142 138H143V140H142V142L141 141H139L140 140V138H139V136H138V138H139V140L138 139H134V140H138V142L140 143H142V145H139V143L137 142V141H133V139H132V135H136V133H139L138 131H139V127H141L140 126ZM148 124H149V126H148ZM164 124H165V126H164ZM181 124V125H180ZM188 124V125H187ZM191 125H192V123H190ZM218 124H220V126H218ZM230 124H232V123H230ZM245 124H243V125H245ZM255 124H254V126H255ZM4 125V126H3ZM26 125V126H25ZM68 125V126H67ZM72 125V126H71ZM74 125H76V129L74 128ZM119 125V126H118ZM169 125V126H168ZM176 125V126H175ZM194 125V124H193ZM238 125V131H237V127L236 126ZM241 127H240V126ZM251 125H252V127H251ZM8 126V127H7ZM10 126V127H9ZM46 126V127H45ZM100 126V125H99ZM105 127V128H103V127ZM129 126H131V131H130V133H132L133 132V130H136V131H134V133L135 134H131V135H129L130 136V139H129V137H128V139L127 140H130L129 142L125 139V137L122 139V142H123V140H126L125 142H123V146H122V144H121V142L119 143V140H121L120 139V137H123L122 135H127V133H126V131H127V129H128V127ZM133 126V127H132ZM173 126V127H172ZM6 127V128H5ZM33 127V128H32ZM41 127V128H40ZM49 127V128H48ZM51 127V128H50ZM107 127H109V128H107ZM122 127V128H121ZM127 127V128H126ZM169 127V128H168ZM175 127H177L178 129H176ZM182 129H181V128ZM190 127V128H191ZM239 127H240V129L242 128V130H240L239 129ZM256 127V126H255ZM259 127H261V129H260V132L258 131L259 130ZM4 128V129H3ZM8 128H9V131H7L8 130ZM30 128V129H29ZM63 128V129H62ZM72 128H74L76 131H77V133H75V134H78V138H76V136L74 137V135H71V134H69L68 135V133H69V129L72 131H70V133H73V131L74 130H72ZM111 128V129H110ZM130 128V127H129ZM146 128V129H147ZM162 128V129H161ZM168 128V129H167ZM175 128V129H174ZM207 128H211L210 130H209V132H207L208 130H207ZM224 128V129H223ZM5 129H6V131H5ZM11 129H12V131H11ZM14 129V130H13ZM29 129V130H28ZM40 129V130H39ZM102 129V130H101ZM122 129V130H121ZM133 129V130H132ZM158 129H160V130H158ZM170 129V130H169ZM184 129V130H183ZM203 129V130H202ZM222 129V131H220ZM21 130V131H20ZM35 130V131H34ZM51 130V131H50ZM55 130V131H54ZM67 130V131H66ZM92 130V131H93ZM168 130V131H167ZM199 130V131H198ZM201 130V131H200ZM205 130V131H204ZM207 130V131H206ZM216 130V131H215ZM30 131V132H29ZM38 131V132H37ZM63 131V132H62ZM89 131V130H88ZM89 131V133H91ZM93 131V132H94ZM102 131V132H101ZM109 131V132H108ZM113 132V134H112V132ZM150 131V132H151ZM166 131V132H165ZM182 131V132H181ZM204 131V132H203ZM229 131V130H228ZM229 131V133L230 134H232L233 135V133L232 132H230ZM242 131V133H240ZM243 131H244V133H243ZM15 132V133H14ZM17 132V133H16ZM51 132V133H50ZM62 132V133H61ZM125 134H124V133ZM128 132V131H127ZM142 132H143V135H141L142 134ZM159 132V133H158ZM190 132V131H189ZM192 132V133H193ZM200 132H202L201 133V135L203 136H201L200 135ZM225 132H227V130L225 129ZM238 132V134L241 136L242 134V136L241 137H243V138H241V137H239V135H237L236 133ZM246 132L249 134L250 132V134L251 135H247L246 134ZM8 135H7V134ZM66 133V134H65ZM84 133V134H83ZM108 133V134H107ZM129 133V134H130ZM155 133V134H154ZM192 133H191V137H192ZM206 133H208V134H206ZM211 133V137L214 139V138H216V139H214L213 141L216 143V140H217V142L218 143H220V144H222L221 146L222 147H220L219 146V144L217 143L215 146H214V150L213 149H210V148H213L212 146L214 145V143H212V146L210 145L211 144V142H213L212 141V138H209L208 136H210L209 134ZM228 132H227V134H229ZM252 133H253V135H252ZM258 133H260V135L258 134ZM3 134H5V136L6 137H4V135ZM9 134H11V135H9ZM32 134V135H31ZM39 134V135H38ZM50 134H52V135H50ZM74 134V133H73ZM82 134V135H81ZM194 134V133H193ZM225 134V133H224ZM244 134H245V136H247V137H245L244 136ZM20 135V136H19ZM49 135V136H48ZM55 135V136H54ZM73 136L74 138H76V140H78V139H80V140H82L83 138L84 139H86V140H88V141H90L89 143H87L86 142V140L84 141V143H82V141L84 140H82V141H76V144H72L71 143V147L74 149V151L71 149V147L69 146V144L68 143H70L72 140H71V136ZM86 136V138L85 137H83L82 139H81V136ZM111 135V136H110ZM119 135V136H118ZM121 135V136H120ZM156 135H157V137H156ZM177 135V136H176ZM197 135H199V136H197ZM204 135H206V137H204ZM263 135V137H261ZM44 136V137H43ZM70 136V137H69ZM94 136H96V137H100L101 138V143H100V138H99V140H97V141H99L98 143H95L96 142V140L95 141H91V137H93V139L92 140H94L95 139V137ZM137 136V135H136ZM161 136V137H160ZM163 136V137H162ZM250 136V137H249ZM259 136V137H258ZM16 137V138H15ZM72 137V138H73ZM89 137H90V140H89ZM106 137H108V138H106ZM111 139H110V138ZM174 139H173V138ZM197 137V138H196ZM229 137H232V136H228V139H229ZM236 137V138H235ZM245 137V138H244ZM259 138L258 140H256L255 138ZM6 138V139H5ZM22 138V139H21ZM29 138V139H28ZM88 138V139H87ZM127 138V137H126ZM134 138V137H133ZM141 138V139H142ZM149 138H151V136H149ZM206 138V139H205ZM250 138H254V139H250ZM4 139H5V141H6V145H5V141H4ZM8 139V140H7ZM19 139V140H18ZM42 139V140H41ZM70 139V140H69ZM119 139V140H118ZM163 139V140H162ZM174 140L175 141V139H176V141L174 142V141H172V140ZM179 139V138H178ZM182 139H183V134H182ZM182 139H180V140H182ZM188 139H189V136H188ZM193 139V140H192ZM207 139H208V143L206 142L207 141ZM227 139V140H228ZM245 139V140H244ZM26 140V141H25ZM38 140V141H37ZM47 140V141H46ZM66 140H67V142H66ZM102 140H103V143H102ZM117 140V141H116ZM169 140H170V144H169ZM196 140V141H195ZM226 141L225 143H224V141ZM251 140H254L253 142H251ZM8 141V142H7ZM18 141V142H17ZM45 141H46V143H45ZM59 141V142H58ZM74 141V140H73ZM132 141L134 142V143H137L141 148L138 150V148H133V151L134 150H136V151H132V150H129V152H128V149H127V146L126 145H128V148H129V146L131 145V144H133L132 143ZM171 141H172V143H171ZM205 141V142H204ZM230 141H233V142H230ZM236 141V142H237ZM255 141H257L256 143H255V145H257V144H259L258 145V148H262L261 149V151H259L261 154H260V156H261V159H262V161L260 160V156L258 155V160L256 159V155H257V153H252V150L254 151V149H253V147H255V149L257 150V146H253L254 145V142ZM10 142V143H9ZM14 142V143H13ZM17 142V143H16ZM56 142V143H55ZM75 142V141H74ZM92 142H94L95 144H94V146H97V148H98V150H100V151H96L94 148H96V147H93L92 146V148L90 149V146H91V144L90 143H92ZM109 142V143H108ZM113 142V143H112ZM116 142H118V144L116 143ZM168 142V143H167ZM174 142V143H173ZM194 142V144H192ZM223 142V143H222ZM23 143H25V145H26V143H27V145L26 146H24L23 145ZM42 145H41V144ZM61 143V144H60ZM77 143H78V147L76 146L75 147V145H77ZM80 143L82 144V146L83 147H85L86 145V143H87V145L88 144H90V146H88L87 148H89V151L90 150H92V151H90V153H88L89 155L87 156V158H85L86 157V153L88 152V150H87V148H85L86 149V153L84 154L83 153V156H84V158L85 159H87L88 160V158H89V160L87 161V162H93L94 161V159L93 158H95L96 156H97V158H95V160H97L98 161V163L97 164H99V166H98V168H102L101 170H103V172L102 171H100V172H102L101 174L100 173H98V170H100V169H98L97 168V165H96V162H94V163H87V164H85V162H84V160H83V158L80 156V158H81V160H80V163H81V165L84 163L85 164V166H86V168L87 167H89V168H87V170H89V169H91V168H93L94 169V167L92 166L91 167V165L92 164H94V165H96V169H98L97 170V173H94V174H98L99 176L101 175V178H102V176H104V174L106 173V171H107V169L108 168H110V169H112V170H110V174H111V172H112V174H113V172H114V174L112 175L113 177H112V179H113V181H114V178H115V180L116 181H114V182H112V180H110V179H108L109 181V184H107V183H104V184H106V186H107V189H106V187H104V189H106V191H104V189H102V190H100L99 191V194H100V192H106V193H104V194H102V195H104V196H100L99 194H98V197L100 196L101 197V199L100 200H102V201H105L106 200V198H107V195H108V192H109V194H111L110 192H113L114 193V189L115 188H121L120 186L122 185V188L121 189H123L124 190V187L125 188H127L126 190H125V192H126V194H128V196L123 192V191H120V189H118L120 192H123L125 195H123V197L124 198H127L126 200H124V201H122V203H120V204H122V205H119V204H116V203H119V202H117V200H118V198L119 197H116V195L117 194H119L118 193V190H117V192L115 191V193H117L116 195L115 194H111V195H115V197L117 198V199H115L116 200V206L118 207V205L119 206H121L120 208H118V209H116L117 207H112L114 210V212H117L116 213V215H115V217H112V214L110 213V211L112 210V208H111V206H113V202L115 201V200H113V202L111 203V201L108 199V201H110V202H108V204L110 203V204H112V205H110L109 204V208H110V210H108V213H110L111 215H109V217H107L106 215L108 214L107 213V211H106V213H105V215L104 214H102V215H104V218H106L107 219V221L106 220H104V218H101L102 220H104L103 222H101V223H103L102 224V226H104V227H102L101 225H99V226H101L100 228V231H99V229H96V227L98 228V226H96V225H98V223H100V218L98 219V215H100L101 216V213H98V210H100V211H102L103 210V208L105 207V206H103L105 203H103V202H101L100 203V200H97V199H99L98 197L97 198H93L92 197V195L90 196L91 198H93L94 200L93 201H95V203L94 202H92V203H94V206L96 205V206H100V207H102V208H100L99 209V207H97L96 208V206L93 208V211H91L90 210V212H88V211H86V212H88V214L90 213V215L92 216L91 218H93V219H91V218H88V219H90V221H89V225H90V223H91V226H92V230H89L92 234H90V232H89V234H88V229H90V228H87V230H86V228H84V226L86 227H88V225H86V224H88V223H85V224H83L84 226H83V228H81V226H79L80 228H81V230L82 229H84L83 231H82V234L84 233V235L85 234H87V235H91L90 237L89 236H87L88 238H85L82 234H80V235H78L77 236V234L79 233V227L77 228L75 225H80V223L81 222H83L84 223V220L85 219H87V218H85V217H87V214H86V216L84 217V216H82L81 214H79V212H81L82 213V210L85 212V209L86 210H88V209H90L89 208V206H90V204H91V200L92 199H89V200H86L85 198L87 197V199L88 198H90L89 197V195H90V193H86V191H91V192H95L94 193V196H97L96 194V189L94 190V188L95 187H97L98 185H96L97 184V182H95V180H94V182L96 183L94 186L95 187H93V185H91V183L93 182L92 180H93V178H92V180H91V175L93 174H90L92 171L94 172V170H89V171H87L86 170V168L85 169H82V171L84 170V172H85V170H86V173L84 174L83 172H81V171H79L80 173H82V174H80V173H78L77 171V169H79L80 167L78 166V162H79V160H78V162L76 163L77 165H75V167H73V165L75 164H73V162L75 161L76 162V160L78 159L77 157L79 156V153L77 154V152H79L78 150H77V152L75 151V148L76 149H81L82 148V146L80 145ZM108 143V144H107ZM125 143V144H124ZM129 143V144H128ZM146 143V142H145ZM146 143V144H147ZM233 143V144H232ZM251 143V144H250ZM33 144V145H32ZM116 144L119 146V149H121L122 148V151L123 150H125V154L126 155H124V156H122L121 155V153H119L121 150H117V148L118 147H116ZM158 144V145H157ZM172 144H173V146L175 147H173V149H172ZM183 144V145H184ZM202 144V145H201ZM223 144H224V146H223ZM225 144H226V147H225ZM235 144V145H234ZM264 144V143H263ZM99 145H100V147H99ZM115 145V146H114ZM137 145V146H138ZM189 145H187L188 147H189ZM199 145V146H198ZM211 147H210V146ZM230 145H232V146H230ZM245 146V147H243V146ZM249 145V146H248ZM6 146V147H5ZM53 146V147H52ZM59 146V147H58ZM63 148H62V147ZM126 146V147H125ZM132 146H134V145H132ZM136 146V144H135V147H137ZM164 147V149L163 150H165L167 153L165 154V157L163 156L164 154L163 153H165L163 150H162V148ZM178 146H179V148H178ZM182 146V145H181ZM185 146V145H184ZM198 146V147H197ZM234 146V148H232ZM240 146H242V148H240ZM250 146H253V147H250ZM259 146H263V147H259ZM13 147V148H12ZM22 147H23V150H22ZM24 147H26V148H24ZM37 147V148H36ZM61 147V148H60ZM65 147V148H64ZM69 147H70V149H69ZM115 147V148H114ZM157 147V148H156ZM168 147V148H167ZM197 147V148H196ZM200 147H201V149H200ZM210 147V148H209ZM224 147V150L222 151V149H220V148H223ZM3 148H8V149H3ZM30 148V149H29ZM34 148V149H33ZM53 148H58L56 151H54V150H52ZM124 148V149H123ZM195 148H196V150H195ZM218 148H219V150H218ZM225 148H228V149H226L227 151H228V153H229V155L227 156V152H226V150H225ZM230 148H232V149H230ZM243 148H245L244 150H243ZM252 148V149H251ZM16 149V150H15ZM26 151H25V150ZM66 150V152L68 153V154H70L71 155V153H72V156L73 157H75V152H76V154L78 155H76V159L75 158H73V157H71V159L70 158H68V157H70V155H68V156H65V155H67V153H65V155H64V151ZM79 149V150H80ZM95 150V152L97 153L96 155H95V152H93L94 150ZM175 149H177V150H175ZM179 149V150H178ZM185 149H187V148H185ZM187 149V152L185 151H183L184 152V154L185 153H190V151ZM198 149H200V151L198 150ZM241 149V150H240ZM247 149V151H245ZM259 149V150H260ZM5 150V151H4ZM8 150V151H7ZM49 150V151H48ZM72 150V152H70L69 153V151H71ZM82 151H84V149H81ZM80 150V151H81ZM159 150H161V152L159 151ZM174 150V151H173ZM193 150H195V154H194V151ZM198 150V151H197ZM208 150V151H207ZM210 150V151H209ZM213 150V151H212ZM230 150H232V151H230ZM237 150H238V153L237 154H239L237 157H239V156H242L243 154H244V156L242 157L243 159H241V157H239V159L235 156L236 155V152H237ZM241 152H244V153H241L240 154V151ZM243 150V151H242ZM250 150V151H249ZM22 151V152H21ZM24 151H25V153H24ZM45 153H44V152ZM60 151V152H59ZM63 151V152H62ZM81 151V152H82ZM115 151V152H114ZM172 151V152H171ZM192 151H193V154H192ZM211 151L213 152L212 154H210L211 153ZM217 151H219L218 153H220L219 154V156H221V157H219L218 155H217V157H219V158H217L216 159V156H215V152H217ZM10 152H12V153H10ZM17 152V153H16ZM27 152V153H26ZM53 152V153H52ZM80 152V153H81ZM99 152H101V153H99ZM118 152V153H117ZM136 152V153H135ZM142 152V151H141ZM183 152H181V153H183ZM198 152V153H197ZM227 153L226 155H225V153ZM230 152H232V153H230ZM250 152V153H249ZM21 153V154H20ZM25 154V156L26 157H22V155H24ZM32 153V154H31ZM38 153V154H37ZM51 153H52V155H51ZM57 153V154H56ZM63 153V154H62ZM94 153V157H92L93 154ZM123 153V152H122ZM133 153H135V154H133ZM143 153V152H142ZM160 153H162L163 155H162V158L161 157H159V156H157V155H160L161 156V154ZM170 153V154H169ZM179 153V152H178ZM201 153V154H200ZM217 153V154H218ZM223 153H224V155H223ZM245 153H247V155H245ZM44 154L46 155L45 157H44ZM82 154V153H81ZM90 154L92 155V156H90ZM122 156V158L119 160L118 158H120L121 156ZM128 154V155H127ZM252 154H255L254 156L252 155ZM263 154V155H262ZM20 155H21V157H22V160L24 161V163L22 162V160L20 161V159H21V157H20ZM62 155H64L65 157H67V159H69L68 160V162L70 163V165L68 166V164L69 163H67L66 162V165L70 168V166L72 165V172H73V170L74 171H76V172H74V173H72V172H70V171H62L61 169L62 168H60L59 167V171H58V166H60L61 164H60V160H62V158H61V156ZM101 157H100V156ZM141 155V154H140ZM143 155V154H142ZM141 155V157H140V159L141 160H143L144 158H143V156ZM149 155H151L150 157H149ZM166 155H167V157H166ZM179 155H181V154H179ZM183 155V154H182ZM188 155H192V157H193V159H191L192 157L191 156H189L188 157ZM197 155H198V157L200 156L201 157V155H202V157L203 158H198L197 157ZM210 155V156H209ZM213 155L215 156L214 158H215V160H214V158H212L213 157ZM223 155V156H222ZM253 158V161H252V159H251V157ZM114 156L116 157V158H114ZM138 156V155H137ZM136 156V158H138ZM170 156V157H169ZM175 156H177V155H175ZM209 156V157H208ZM233 156H235V157H233ZM246 156V157H245ZM263 156V157H262ZM50 157H52L51 158V160H50ZM55 157H57V159H58V157H59V160H52V159H54ZM110 157V158H109ZM111 157L113 158L112 159V161H110L111 160ZM164 157V158H163ZM171 157L172 158H174V169H175V171H176V173H175V171H173L174 173H175V175H178V177L176 178L175 177V175H173V174H171V176L173 175L174 176V178H176V179H172V177H170V179H172L173 181H175L176 180V182L174 183V184H177V185H179V183L181 182H183V177L182 176H184L186 173H188V176H187V174L185 175V177L184 178H188V180L187 181H184V185H183V183L182 184H180L178 187H180L181 185H183V187H180V188H182V190L185 192V191H187V189L186 188H188V191H189V193H188V191L187 192H183L181 189V191H180V193L178 192L179 190H178V188L176 187V190H175V194H177V193H179V194H177V195H175V199H174V197H172V195L170 196L171 198H173V199H171V202L172 203H170V199H168V197H169V195L167 196V202L163 205L164 207H168V208H171V209H168L169 211L170 210H173V211H171V213L173 212V214H171L168 210H167V208H165L166 209V212L164 211L165 209H163V208H157V206L155 205V207L157 208V210L155 209L154 210V205H153V208H151L152 207V204L154 203L153 202V195H151V194H149V192L150 193H152V191H153V189H154V191H155V189L156 190H158V193H159V195L161 194V191L163 192V184H162V180H163V177H164V173L166 172L164 169H168L170 166H168L169 164H173V162H171L172 160H171ZM189 159H188V158ZM229 157V158H228ZM248 157H249V159H248ZM17 158V159H16ZM25 158V159H24ZM35 158V159H34ZM123 158L125 159L123 162H122V160H123ZM135 158V157H134ZM160 158L162 159V160H160ZM181 158V159H180ZM183 158V159H182ZM210 159L209 161H207V159ZM212 158V159H211ZM230 158H232V159H230ZM234 158V159H233ZM238 160H237V159ZM65 159V158H64ZM67 159H65V160H67ZM114 159H116V160H114ZM127 159H129V161H126ZM157 159H159L158 161H157ZM166 159V160H165ZM189 161H188V160ZM197 159V160H196ZM223 159H227V161L229 160V162H228V164H227V161L225 162V164H224V160ZM236 159V160H235ZM240 159H241V161H240ZM247 159H248V161H247ZM250 159H251V161H252V163L250 164ZM38 160V161H37ZM47 160H48V162H47ZM64 160V161H65ZM72 160H73V162H72ZM83 160V161H82ZM91 160H93V161H91ZM104 160V161H103ZM119 160V162H116V161H118ZM130 160H132L133 161V164L131 165V166H129L130 164H131V162L132 161H130ZM136 160V159H135ZM164 160V161H163ZM171 160V161H170ZM195 160H196V162L198 161V162H202V161H207V162H209V163H207V162H202V164H205V165H203L204 167H207V168H209V170H210V167H208L207 165H210V164H212L213 162V164H212V167H211V169L214 167V166H216L213 170H210V172L207 170V173H204L206 170L205 169H207V168H204V167H202L201 165V163H196L195 162ZM211 160H214V161H211ZM220 160H222L221 162H220ZM254 160H256L255 161V163H254ZM9 161V162H8ZM16 161V162H15ZM45 161V162H44ZM54 163H53V162ZM63 161V160H62ZM71 161V162H70ZM108 161V162H107ZM110 161V162H109ZM138 161H139V159H138ZM161 161V162H160ZM177 161V162H176ZM183 161H185L184 163H183ZM191 161V162H190ZM234 161V162H233ZM238 161V162H237ZM245 161V162H244ZM8 162V163H7ZM42 162V163H41ZM59 162V163H58ZM83 162V163H82ZM105 162H107V163H105ZM117 164H116V163ZM130 163V164H128V163ZM141 162V161H140ZM157 162H159V164L157 163ZM163 162V163H162ZM169 162H171V163H169ZM211 162V163H210ZM215 162H216V164H215ZM234 164H233V163ZM239 162H241L242 164H244V167H243V165H241V163L239 164ZM244 162V163H243ZM261 162V163H260ZM7 163V164H6ZM14 163V164H13ZM33 163V164H32ZM39 163V164H38ZM40 163H41V166H40ZM50 163V164H49ZM63 163V162H62ZM65 163V162H64ZM124 163L125 164H128V165H124ZM181 163H183V164H181ZM189 163V164H188ZM220 163H223V165L222 164H220ZM248 163H249V165L251 166H249L248 165ZM11 164V165H10ZM23 164V168L21 167V165ZM29 164V165H28ZM36 164H38V165H36ZM60 164V165H59ZM84 164H83V166H84ZM103 164V165H102ZM108 164H110L109 165V167H108ZM112 164V165H111ZM115 164V167L113 166ZM122 165V167H121V165ZM134 164V165H135ZM218 164V165H217ZM221 166H220V165ZM232 165V166H230V165ZM253 164H257L258 165V167H259V169H257L256 167H257V165H256V167H254V165ZM259 164H261L262 166H260ZM4 165V166H3ZM25 165V166H24ZM58 165V166H57ZM65 164H63V166H64ZM89 165V166H88ZM107 165V166H106ZM157 165H159V166H157ZM164 165H166L165 167H164ZM186 165V169H184V167H182V166H185ZM190 165H191V167H190ZM239 165V166H238ZM240 165H241V167H242V169H241V167H240ZM248 165V166H247ZM252 165H253V167H252ZM20 166V167H19ZM78 168H77V167ZM107 167V168H105V167ZM117 166V167H116ZM121 167V168H119V167ZM125 166V167H124ZM157 166V167H156ZM161 166V167H160ZM187 166H188V168H187ZM211 166V165H210ZM222 167L223 169H221L220 167ZM226 166V167H225ZM228 166H230V167H232V168H230V167H228ZM0 167V173L2 172V168ZM19 167V168H18ZM42 169H41V168ZM52 169H51V168ZM54 167V168H53ZM68 167H65V169L67 168V170H70ZM111 167H113V168H116V169H113V168H111ZM133 167H135V166H133ZM133 167H132V169L131 170H135V169H133ZM167 167V168H166ZM182 169H181V168ZM236 168V169H234V168ZM240 167V168H239ZM249 167V168H248ZM261 167V168H260ZM19 170H22V169H24L22 172H24V175H23V173H21V171H19ZM35 168V169H34ZM38 168V169H37ZM48 168V169H47ZM74 168V169H73ZM103 168H105L106 169V171H105V173H104V169ZM118 168V169H117ZM136 168H138L137 166H136ZM139 168H140V166H139ZM138 168V169H139ZM143 168V169H142ZM157 168H160V169H157ZM163 168V169H162ZM200 168H201V170H200ZM203 168H204V170L205 171H203ZM227 168H229V169H227ZM241 169V170H237V169ZM251 168V169H250ZM252 168H254L253 170H252ZM5 169V168H4ZM56 169H57V172H56ZM76 169V170H75ZM81 169H79V170H81ZM119 169H121V171L119 170ZM126 169H125V171L124 172H126ZM154 169V170H153ZM198 169L200 170V173L202 172V173H204V174H206V177L204 178V181L206 180V181H210V183H208L209 185H211V186H209V185H207V182L205 181L203 184H204V186H203V184H202V182H201V178H202V176L201 177H199L201 174L199 173V171H198ZM219 171H218V170ZM235 170V172H230V170ZM244 169L246 170V171H244ZM249 169V170H248ZM16 170H18L19 171V173H16L17 171ZM130 170V169H129ZM128 170V171H129ZM161 172H160V171ZM173 170V169H172ZM183 170H184V172H183ZM186 170V171H185ZM216 170V171H215ZM221 170H225V171H221ZM250 170H251V172H250ZM257 170H261L262 172L260 173V171L258 172ZM15 171V172H14ZM42 171V172H41ZM108 171H109V169H108ZM108 171H107V174H109L108 173ZM116 171V172H115ZM121 172V173H117V172ZM127 171V172H128ZM133 171H130L131 173H135V172H133ZM136 171V170H135ZM188 171V172H187ZM195 171V172H194ZM212 171V172H211ZM236 171H238L237 173H236ZM242 171H243V173L245 172H247V174H243L244 175V177H242ZM257 171V172H256ZM28 172V173H27ZM36 172L38 173L37 175H39V177H36ZM41 172V173H40ZM55 172H56V174H55ZM63 172H64V174L65 173H68L67 175L65 174L64 176L62 175L63 174ZM88 172V173H87ZM95 172H96V170H95ZM130 172H128V175L130 174ZM137 172V171H136ZM137 172V173H138ZM163 172V173H162ZM172 172V173H173ZM191 172V173H190ZM196 172L197 173H199L200 175L199 176H197L198 174H196ZM217 172H218V174H217ZM220 172V173H219ZM224 173V174H222L221 175V173ZM241 172V173H240ZM249 172V173H248ZM46 173V174H45ZM70 173H71V176L72 177H74L75 175H76V177L77 176H80V178L78 177V180H77V178L76 177H74V178H72L73 180H74V184L76 185V182L77 181H80L81 182V184H84L85 183V185H82V187L81 186H74V184H73V186L76 188L75 190H73V186H72V190L73 191H75V193L74 194H72L71 193V197H69L68 198V196H69V187L72 185L70 182H73V180L72 179H70L71 177H69L68 175H70ZM76 173V174H75ZM104 173V174H103ZM117 173V174H116ZM182 173V174H181ZM192 173L194 174V175H192ZM209 173V174H208ZM230 173H232V174H230ZM234 173H235V175H234ZM238 173H240L241 174V177L242 178H245V180H243L244 181V183H242V181H241V183H240V181H238L237 179H239L240 177H238V175H240V174H238ZM263 173V174H262ZM34 174V175H33ZM61 176V178L62 179H60V176ZM75 174V175H74ZM77 174H80V175H77ZM120 174V175H119ZM152 176H151V175ZM154 174V175H153ZM184 174V175H183ZM196 174V175H195ZM230 174V176H228V175ZM260 174V175H259ZM20 175H23V177L21 178V179H18V178H20ZM74 175V176H73ZM83 175H87V176H83ZM88 175H89V177H88ZM95 175V176H96ZM96 176V178L97 177H99V176ZM116 175V176H115ZM127 175V176H128ZM182 175V176H181ZM207 175H209V177H211V178H209ZM213 175H216L215 177H213ZM235 177H234V176ZM255 175V176H254ZM0 176H1V178H0V184H1V179H2V173L0 174ZM5 176V177H6ZM51 178H50V177ZM67 176V177H66ZM84 177V183H83V181H82V179H83V177ZM109 176V175H108ZM118 176V177H117ZM143 176V177H142ZM151 176V177H150ZM190 176V177H189ZM191 176H195V177H199V180H198V182H197V180L195 181L194 179V177H191ZM205 176V175H204ZM203 176V177H204ZM236 176H237V178H236ZM251 176V177H250ZM37 179H39V180H37ZM40 177H42V178H40ZM48 177V178H47ZM56 177V178H55ZM66 177V178H65ZM85 177H87L89 180H88V182H87V185L89 186H87L86 185V181L87 180H85ZM111 176H109V178H110ZM117 177V178H116ZM122 177H124V176H122ZM147 177V178H146ZM157 177V178H156ZM182 177V179H180ZM209 178V179H206V178ZM222 177H225V179L224 178H222ZM229 177H230V179H229ZM59 178V179H58ZM75 178H76V180L77 181H75ZM82 178V179H81ZM95 178V179H96ZM106 178H108V177H104V178H102V179H105V181L107 180ZM150 178H152V180L150 179ZM189 178H191V181H190V179ZM193 178V179H192ZM235 178H236V180H235ZM248 178H250L249 179V181H248ZM253 178V179H252ZM263 178V179H262ZM14 179V180H13ZM17 179H18V181L20 182V180H24L25 182H23V180H22V185L24 186V183H26L25 184V187L27 186V191H26V189H25V187H21V185L19 184H17ZM27 179V180H26ZM41 179V180H40ZM42 179H44V180H42ZM46 179V180H45ZM53 179H55V180H53ZM67 180V182H68V179H69V183L68 184H71L70 186L67 184V182H63L64 180ZM81 179V180H80ZM98 179V178H97ZM99 179H100V177H99ZM99 179L98 180H96V181H98V183H99ZM121 179H120V181H121ZM143 179V180H142ZM169 179V180H170ZM186 179H184V180H186ZM197 179V178H196ZM211 179V180H210ZM232 179H234V182H233V180ZM241 179V178H240ZM9 181V183H7V181ZM16 180V181H15ZM36 180L37 181H39L38 183L36 182ZM57 180H59V181H57ZM61 180H63V181H61ZM65 180V181H66ZM130 180H134L135 181V183L133 182V186H132V184H131V181ZM149 180V181H148ZM171 180V181H172ZM179 180V181H178ZM192 180H194L195 182L194 183H192ZM203 180V179H202ZM225 181V183H224V181ZM228 180L230 181V182H228ZM246 180L248 181V182H246ZM263 180V181H262ZM11 181V182H10ZM13 181V182H12ZM14 181H15V183H14ZM42 183H41V182ZM90 181H92V182H90ZM101 181V180H100ZM103 182H105L104 180H102ZM101 181V183H103ZM117 181H118V187H115L116 185L114 184L115 182L117 183ZM191 182V184H189L190 182ZM208 181V182H209ZM18 182V183H19ZM28 182V183H27ZM55 182V183H54ZM60 182H62L63 184L64 183H66L67 185H65L64 184V186H62V184H60L61 186H59V188H58V186H56V185H59L58 183H60ZM93 182V183H94ZM149 182V183H148ZM185 182H187L186 183V185H185ZM200 182H201V187L199 186L200 185ZM240 183V185L242 186V188H241V186L239 185V183ZM11 183L13 184L12 186H11ZM32 183V184H31ZM36 183L38 184L37 185V187H36ZM40 183V184H39ZM44 183H47V184H44ZM92 183V184H93ZM111 183V184H110ZM136 183H137V186H138V188H136L135 187V189L133 188L134 186H136ZM154 183H155V185H154ZM169 184H170V181L168 182ZM173 183V182H172ZM195 183H197V187H196V184ZM227 183V184H226ZM228 183H230V184H228ZM232 183H233V185H232ZM234 183H238V185L240 186V188L241 189H245V193H248V194H246L245 195V193L244 192H242V190L241 189H239L238 190V188H239V186L238 185H236V184H234ZM249 183V184H248ZM6 184V185H5ZM48 184H50V185H48ZM79 184V183H78ZM77 184V185H78ZM80 184V185H81ZM114 184V186L113 187H115V188H113V189H111L112 188V185ZM131 186H129V185ZM148 184V185H147ZM174 184H172V185H174ZM217 184H218V188H216V186H217ZM220 184V185H219ZM244 184H248L247 186L246 185H244ZM15 185V187L17 188L16 190H15V187L13 188V186ZM46 185V186H45ZM91 185V186H90ZM120 185V186H119ZM124 185H126V186H124ZM146 185V186H145ZM171 185V184H170ZM170 185H168L169 186V188L172 186H170ZM189 185V186H188ZM192 185H193V187H192ZM195 185V186H194ZM205 185H207V187L205 186ZM223 185V186H222ZM230 185H232V186H230ZM234 185H236V187L234 186ZM18 186V187H17ZM41 186V187H40ZM67 186V187H66ZM69 186V187H68ZM103 186V185H102ZM124 186V187H123ZM176 186V185H175ZM185 186H186V188H185ZM203 186V187H202ZM224 186H226V187H224ZM233 186H234V188H233ZM237 186H238V188H237ZM243 186H245V187H243ZM259 186V187H258ZM42 188L43 187V189L42 190H40V189H37V188ZM63 187H66V188H64V189H61V188ZM79 187H81V189H83L84 191H82L81 190V192H85V193H83V194H80L78 191H80V188ZM91 187H93V188H91ZM112 190V191H108V189L109 188ZM128 187L130 188V190H129V192L131 191V189H132V191L130 192V193H132V194H130V193H128ZM146 187V188H145ZM154 187H156V188H154ZM193 189H195L196 188V190H193ZM202 188V189H200V188ZM206 187V188H205ZM222 187H224V188H226V189H224L223 191H221V194L220 193H218L221 189H223ZM228 187V188H227ZM9 188H11V189H9ZM25 190H24V189ZM46 188V189H45ZM69 188V189H68ZM78 188V189H77ZM89 188V189H88ZM90 188H91V190H90ZM97 188H99V187H97ZM102 188V187H101ZM168 188V189H169ZM184 188H185V190H184ZM191 188V189H190ZM197 188H198V190H197ZM233 188V189H232ZM8 189L9 190H11L10 192L8 191ZM56 189V190H55ZM57 189H59V190H57ZM63 190V191H61V190ZM66 189H68V190H66ZM87 189V190H86ZM93 189V190H92ZM137 189L138 190H142V191H137ZM167 189V188H166ZM166 189H165V191H166ZM167 189V190H168ZM170 189H172V188H170ZM169 189V190H170ZM175 189V187L171 190L172 192H173V190ZM201 191H200V190ZM208 189V190H207ZM212 189H215V190H212ZM217 189V190H216ZM258 189V190H257ZM8 191L9 193H10V195H14L15 193H16V195H14L15 196V198L13 197V196H11V198H13V199H10V196L9 195H6V193H8V192H5V191ZM23 192H22V191ZM38 191V192H34V191ZM39 190L41 191V192H39ZM45 190H46V192H45ZM48 190H50V191H48ZM78 190V191H77ZM86 190V191H85ZM114 190V191H113ZM135 192H134V191ZM144 190V191H143ZM168 190V191H169ZM194 191V193L196 194L195 196L196 197H193L194 195V193L192 192V191ZM236 190H238L239 192H240V190H241V192L244 194H242L241 192L240 193H238V192H234V191ZM19 191H20V193L22 192V194H19ZM45 192V195L46 196H44V194L42 193V192ZM164 191V192H165ZM199 191V192H198ZM202 191H204L203 193V195H202ZM206 191V192H205ZM209 191H210V193H209ZM213 191V192H212ZM216 191V192H215ZM226 191H229V194H228V192H226ZM256 191V192H255ZM14 192V193H13ZM51 194H50V193ZM56 192V193H55ZM68 192V193H67ZM139 192V193H138ZM193 194H192V193ZM200 192H201V194H200ZM222 192H225L226 193V195H227V197L222 193ZM255 192V193H254ZM262 192V193H261ZM13 193V194H12ZM23 193H25V196L23 197L24 199L23 200H25V201H23V200H21L22 199V197H20V196H22V195H24ZM27 193V194H26ZM35 193V194H34ZM62 195H61V194ZM79 193V194H78ZM133 193H135V194H133ZM142 193H143V196H140V194L142 195ZM214 193H216V195L218 194H220V195H224L225 197H223L222 196V198H224V199H221V196L219 197L218 195H217V197H216V195L214 194ZM238 193V194H237ZM20 196H19V195ZM31 194V195H30ZM36 194H37V197H36ZM40 194V195H39ZM54 194H55V197H54ZM58 194H60V199L62 198V196H63V198L62 199H64V200H60L59 198H58ZM84 194H89L88 196L87 195H85L84 196ZM107 194V195H106ZM129 194H130V196H129ZM138 194V195H137ZM153 194H155V192L153 193ZM168 194H170L169 192H168ZM173 195H174V193H172ZM184 194H185V198H187V199H185L186 201H183L184 200V197L182 198L181 196H179V195H182V196H184ZM187 194H189L188 196H187ZM190 194H192V196L190 195ZM198 194H200V196H202L201 197V200L203 199L204 200V198H205V200L203 201V202H201V201H199L200 200V197L198 196ZM206 194V195H205ZM212 194H214V195H212ZM242 196H240V195ZM254 194V195H253ZM27 195H28V198H27ZM83 195V196H82ZM110 195V196H111ZM119 195H122L121 193L119 194ZM136 197V201H134L135 200V198H134V196ZM162 195V194H161ZM233 195V196H232ZM236 195H239V196H237V197H234V196H236ZM258 195V196H257ZM7 196H9V198L8 199H6V197ZM38 196H39V198H40V196L42 197V199L43 200H41V198L39 199L38 198ZM66 196V197H65ZM74 196V197H73ZM127 196V197H126ZM177 196V197H176ZM198 196V197H197ZM209 198H208V197ZM245 196V197H244ZM16 197H17V199H18V201L16 202V200H14V199H16ZM80 197V201H83V203H85V204H82V202H80L79 200H78V198ZM108 197H109V195H108ZM114 197V198H115ZM152 197V198H151ZM169 197V198H170ZM204 197V198H203ZM260 197V198H259ZM19 198H20V200H19ZM26 198V199H25ZM71 198V200H69ZM82 198H84L87 202H85L84 201V199H82ZM114 198H112V196L110 197V199H114ZM122 198V197H121ZM145 198V199H144ZM147 198H148V200H147ZM181 198V199H180ZM193 198H195L196 200H197V198H199L198 199V201L196 202V200L195 199H193ZM212 198V199H211ZM216 198V199H215ZM219 198V199H218ZM226 198V199H225ZM233 198V199H232ZM241 198V199H240ZM242 198L244 199V201H242ZM28 199V200H27ZM56 199H59V200H56ZM75 199V200H74ZM130 199H131V201H130ZM134 199V200H133ZM140 199H141V201H140ZM180 199V200H179ZM215 199V200H214ZM252 199H253V201H252ZM35 200V201H34ZM40 200V201H39ZM67 200V201H66ZM69 200V201H68ZM75 202H74V201ZM78 200V202H76ZM120 200H123V198L122 199H120ZM173 200V201H172ZM175 200H177L176 202H175ZM181 202V203H179V201ZM192 200H195V202H196V204L197 205H199V206H202V207H204V208H202L201 207V209H200V207L198 208L197 207V205L195 206L194 204V201H192ZM212 201V202H210V201ZM219 200V201H218ZM222 200V201H221ZM235 200H237L238 201V203H234L235 202ZM245 200H246V202H245ZM258 200V201H257ZM10 201V202H9ZM20 201V202H19ZM27 201V202H26ZM41 201H42V205L41 204H39V203H41ZM53 201V203L54 204H49V202L51 203ZM57 201L59 202L58 204H62L61 202H66V204H65V202L63 203L64 205H62V206H64V207H62V206H58L57 205ZM61 201V202H60ZM97 201H99V203L97 202ZM126 201V202H125ZM134 201V202H133ZM140 201V202H139ZM153 203H152V202ZM214 201H216V203L214 202ZM230 201H232V202H230ZM240 201H241V203H240ZM9 202V203H8ZM13 202H15L14 203V205L12 204ZM21 202H23L24 203V205L23 204H21V206H19L20 204L19 203H21ZM39 202V203H38ZM48 202V206L50 205V206H55L54 208H51V207H49L48 208V206L46 205V203ZM67 202H69V203H71L70 205V208H72V209H67V210H69L68 211V214H66V208L67 207H69V205H67ZM73 202V203H72ZM89 202H90V204H89ZM121 202V201H120ZM136 202V203H135ZM151 202V203H150ZM176 203V206H178V208L174 205V203ZM177 202L180 204V205H178L177 204ZM230 203V204H232V203H234V204H236V205H234V204H232V205H230V204H227V203ZM260 202V203H259ZM6 203H8V204H6ZM16 203L17 204H19V205H17L16 206ZM26 203V204H25ZM35 203H37V206H36V204ZM56 203V204H55ZM97 203V204H96ZM132 203L133 204H136V205H133V206H130V207H134L135 206V210H132L131 208V213H130V211H127V210H130V209H127V208H129V205H132ZM226 203V205H229V207H226L224 204ZM244 205H243V204ZM75 204V205H74ZM77 204V205H76ZM79 204H81L83 207H81V205H79ZM86 204H89V206H87ZM114 204V205H115ZM144 204V205H143ZM145 204H146V206H145ZM149 204H150V206H149ZM173 204V205H172ZM203 204V205H202ZM205 204V205H204ZM239 204V205H238ZM242 204V205H241ZM253 204V205H252ZM38 205H39V207H42L41 209H42V211H41V214L39 213V211L37 210V211H35L37 208H38ZM72 205H74V206H72ZM85 205H86V208H85ZM93 205V204H92ZM102 205V206H101ZM207 205L209 206V207H207ZM216 205V206H215ZM224 205V206H223ZM238 205V206H237ZM246 205V206H245ZM251 205V206H250ZM23 206V207H22ZM58 206V207H57ZM80 206V208H81V210H78V207ZM180 206V207H179ZM191 206V205H190ZM9 207H10V209H9ZM27 207V208H26ZM47 207V209H45ZM61 207L63 208V209H61ZM73 207H75L76 208V210L78 211H76V214L74 213L75 212V208H73ZM88 207V208H87ZM142 207V208H141ZM162 207V206H161ZM185 208L187 207L186 205L184 206ZM214 207H215V209H214ZM230 207H233V209L232 208H230ZM236 207H238V208H236ZM240 207H242V209L240 208ZM20 208H22L21 209V212L19 211V209ZM25 208V209H24ZM58 208V210H56V212L55 211H53L54 209H57ZM60 208V209H59ZM85 208V209H84ZM96 208V209H95ZM137 208V209H136ZM176 208H177V210H176ZM183 209V210H181V209ZM195 208L196 209H199V211H195ZM209 208V209H208ZM222 208H224L225 209V211L227 210L226 208H229L228 210H227V212H225V211H223L224 209H222ZM236 208V209H235ZM53 209V210H52ZM95 209V210H94ZM102 209V210H101ZM120 209V210H119ZM123 209V210H122ZM151 209V210H150ZM158 209H162V210H160V212L158 211ZM241 209V210H240ZM244 209V211H242ZM253 209V210H252ZM24 212H23V211ZM26 210V211H25ZM39 210H40V208H39ZM45 210H47V211H45ZM59 210H62V212H60ZM63 210L65 211V212H63ZM72 210H74L72 213L70 212V211H72ZM116 210H118V211H116ZM126 210V211H125ZM137 210V211H136ZM150 210V211H149ZM178 211V212H176V211ZM180 210V211H179ZM204 210V211H203ZM219 210V211H218ZM229 210H232V212H233V214H232V212H230V214H229ZM234 210V211H233ZM237 210H240V213H239V211H237ZM247 210V211H246ZM257 210H258V212H257ZM33 211H35V212H33ZM53 212V214H51L52 212ZM94 211H95V214H96V211H97V217H95V215H94ZM99 211V212H100ZM123 211V212H122ZM125 211V212H124ZM154 211V212H153ZM156 211H157V213H161L162 211H164V212H162V213H164V214H162V216L159 218V216L160 215H158V216H156L157 214H156ZM194 211L196 212V213H194ZM201 211V212H200ZM207 211V212H206ZM237 211V212H236ZM21 213V215L22 216H20L19 215V213ZM26 212V213H25ZM30 212V213H29ZM38 212V213H37ZM54 212H55V214L56 215H59V212H60V217H58V216H56L55 217V215H54ZM70 212V213H69ZM84 212H83V214H84ZM151 212H153V213H151ZM197 212H198V214H197ZM211 212H213L212 214H211ZM256 212V213H255ZM23 213V214H22ZM35 213H37V214H35ZM62 213H64L63 215H64V217H65V215H67L66 217H67V220L65 221L64 219H61V222H63L64 223V226H62L61 225V223H59L60 222V218H61V216H63V215H61ZM76 215V217H75V215ZM128 213H130V214H128ZM174 213H176V214H178L179 216H182L180 219L177 217V215H175ZM193 213V214H192ZM209 213V214H208ZM215 213V214H214ZM216 213H217V215H216ZM223 214L224 213V216L222 217L221 215L219 216V214ZM226 213V214H225ZM235 213V214H234ZM237 213V214H236ZM239 213V214H238ZM243 214V216H239L240 214ZM260 213V214H259ZM10 214L11 215H13L12 214V212H10ZM28 214H30V215H28ZM32 214V215H31ZM42 214H43V217H44V219H43V221H41V222H43V225H41V222L40 223H38V219L40 218L41 220H42ZM44 214H46V216H44ZM72 214L74 215L73 217H75V219H76V223L77 224H75V219L74 220H72ZM115 214V213H114ZM122 214H124L123 215V218H125L126 217V219H129L130 221L128 222L127 220L125 221L123 218H122ZM136 214V215H135ZM150 214V215H149ZM184 214H185V212H184ZM187 214H185V215H187ZM190 214V213H189ZM196 214V215H195ZM230 216H229V215ZM251 216H250V215ZM257 214V215H256ZM27 215L29 216V218L27 217ZM39 215H40V217H39ZM53 215V216H52ZM70 215H71V217H70ZM77 215H78V217H77ZM121 215V216H120ZM129 215H130V218H132V220L129 218ZM147 215V216H146ZM226 215V216H225ZM228 215V216H227ZM20 216V217H19ZM23 216H26L27 218H28V220L27 219H25L26 217H23ZM89 216V215H88ZM114 216V215H113ZM150 216V217H149ZM152 216V217H151ZM163 216V218H165ZM177 218H176V217ZM213 216H215V217H213ZM232 216H235L234 218H229V217H232ZM249 216V217H248ZM21 217H23L25 220H23V218H21ZM32 217V218H31ZM39 217V218H38ZM52 217V218H51ZM55 217V218H54ZM59 219H58V218ZM81 217V218H80ZM111 217V218H110ZM117 217H120V220L119 221H121V222H119V223H116L115 221H117ZM154 217H158V219H160V222H159V220L157 221V219L156 218H154ZM175 217V218H174ZM213 217V218H212ZM219 217H222V219H220ZM226 217H227V219H226ZM240 218V219H238V218ZM257 217V218H256ZM63 218V217H62ZM78 218H80L79 220H77ZM83 218V219H82ZM97 218V222H96V219ZM108 218H110L112 221H111V223H108V222H110L109 221V219ZM140 218V219H139ZM143 218V219H142ZM151 218V219H150ZM171 218L174 220V219H176L177 221H179L178 223H176V222H174V221H171ZM198 218V219H199ZM224 218H225V220H224ZM253 218H255V219H253ZM7 219V220H6ZM14 219V220H13ZM19 219H21V221L19 220ZM33 219V220H32ZM54 219H55V221H54ZM58 219V220H57ZM188 219V218H187ZM189 219H190V215H189ZM209 219V220H208ZM215 219V220H214ZM219 219V220H218ZM261 219V220H260ZM19 220V221H18ZM57 220V221H56ZM93 220V221H92ZM95 220V221H94ZM101 220V221H102ZM155 220V221H154ZM208 220V221H207ZM212 220V221H211ZM220 220H222L221 222H220ZM229 220V221H228ZM30 222V223H28V222ZM35 221V222H34ZM45 221V222H44ZM55 222V225H54V228L52 227L53 226V223ZM59 221V222H58ZM69 221H74L73 222V224L70 222V224H68L69 223ZM127 222V223H125V222ZM161 221H163V222H161ZM188 221V222H187ZM202 221V223H200ZM206 221V222H205ZM226 221V222H225ZM230 221H232V222H230ZM250 221V222H249ZM259 221V222H258ZM263 221V222H262ZM56 222H58L57 224H56ZM85 222H87L86 220H85ZM93 222H95V223H93ZM105 222H107V223H105ZM113 222V223H112ZM132 222V223H131ZM137 222V223H136ZM142 222V223H141ZM152 222V223H151ZM153 222H156V223H153ZM168 222V220L165 222V224ZM205 222V223H204ZM209 222H211L212 224L210 225V223ZM214 222V223H213ZM215 222L217 223V225L215 224ZM219 222H220V224H219ZM228 222H229V224H228ZM261 222V223H260ZM22 223V224H23ZM35 224V226H33L34 224ZM37 223V224H36ZM44 223H46V225H44ZM94 225H93V224ZM136 223V224H135ZM159 225H158V224ZM237 223V224H236ZM30 224H32V225H30ZM39 224V225H38ZM48 224V225H47ZM154 224H157L156 225V227H154L155 225ZM178 224V225H177ZM200 224V225H199ZM221 224H222V226H221ZM224 224L227 226V224H228V226H227V228L224 226ZM260 224V225H259ZM37 225H38V227L40 226V227H43L44 226V228H45V230L43 229V228H41V229H43L44 231H46V229L48 230L47 232L49 233H47V232H45V233H47L46 235L44 234L43 236H40V234L42 235L43 233L41 232V229H40V231H39V229H38V227H37ZM56 225H58V228L56 227ZM72 227H76V229H78L77 230V234H76V231H75V234H74V231H72V230H74L75 228H72L71 229V226ZM210 226V230H211V233H209L210 232V230H209V232H208V227L207 226ZM234 225V226H233ZM28 226H31V227H28ZM33 226V227H32ZM47 226V227H46ZM67 226H69V228L67 227ZM96 226V227H95ZM138 226V227H137ZM169 226V225H168ZM207 228H206V227ZM245 226V227H244ZM19 227H21V230L19 229ZM25 227V228H24ZM37 227V228H36ZM48 227H51V228H53V230H54V232H52L51 231V235H50V230L51 229H49ZM55 227H56V229H55ZM115 227V228H114ZM142 229H141V228ZM153 227V228H152ZM211 227H212V229H211ZM229 227V228H228ZM260 227V228H259ZM26 228H31V230L32 231H30L31 233H29V234H33L31 237H27V236H29V234H28V229H26ZM60 228H63V229H60ZM102 228H104V229H102ZM126 229V231H128V232H125V230L124 229ZM144 228V229H143ZM155 228V229H154ZM163 228V229H162ZM203 228V229H202ZM215 228V230L213 231V229ZM219 228V229H218ZM223 228H225V230L224 231H227L226 232V235H225V232H224V234H223ZM19 229V230H18ZM24 229H25V231L26 230H28V231H26L27 233H24ZM36 229V230H35ZM68 229V230H67ZM75 229V230H76ZM95 229V230H94ZM141 229V230H140ZM159 229V230H160ZM186 229H188V228H186ZM196 229V231H193V230H195ZM207 231H206V230ZM217 229V230H216ZM227 229V230H226ZM261 229V230H260ZM13 230H15V233H14V231ZM23 230V234H26L25 235V237L24 236H22L23 234L21 233V231ZM37 230L40 232V234L37 232ZM42 230V231H43ZM60 232L59 234H58V231ZM72 231V232H70V231ZM97 230V231H96ZM101 230H103L102 232H101ZM143 230V231H142ZM146 230V232H148L149 233V237H150V235L151 234H153V236H154V234L156 235V237H155V239L156 240H152L151 238H153V237H148L147 236V234L148 233H146V232H144ZM152 230V232H150ZM155 230V231H154ZM158 230V231H159ZM176 230H175V232H176ZM192 230V232H194V234H192V232H190ZM201 230V231H200ZM202 230H204V231H202ZM221 230V231H220ZM19 231V232H18ZM57 231V232H56ZM66 231H67V234L69 235H67V236H65V239H66V241H68V242H66L65 241V239H63L64 237V235L66 234ZM85 231H87V233H85ZM94 231H96V232H94ZM199 231L200 232H203V234L202 235H200V233H199ZM212 231H213V235H212ZM217 231V232H216ZM219 231V232H218ZM259 231V232H258ZM12 232H13V234H12ZM18 232V233H17ZM34 232V233H33ZM59 235L58 237H57V235H56V233ZM81 232V231H80ZM94 232V233H93ZM132 232H134V233H132ZM142 233V234H140V233ZM144 232V233H143ZM215 232V233H214ZM233 232V233H232ZM248 232V233H247ZM19 233H20V235L22 236H20L19 235ZM35 233H37V235L35 234ZM62 233H63V236H62ZM73 233V235H75V236H77V237H79V239L81 238V236H83L84 237V239H87V240H89L88 241V243H86V244H89V245H87V248H88V246H89V248H88V250L87 249H85V250H83L82 252H80V253H86V254H80L79 253V251H80V249H79V245L78 244H80L81 242H79L78 241V239H77V243H76V237H75V239H74V236H72L71 234ZM97 233V234H98ZM104 233H108L107 231L106 232H103L102 234L105 236H107V234H104ZM116 233V234H115ZM1 234H0V238H1ZM19 235V237L20 238H23V239H18V237H16V235ZM28 234V235H27ZM34 234L36 235L35 237H37V238H35L34 237ZM114 234L115 235H117L118 234V236H116V237H114ZM139 236H138V235ZM189 234H192V235H189ZM204 234H207V235H204ZM223 234V235H222ZM235 234V235H234ZM48 235H49V237H53V235H55L56 237H57V239H56V237L54 236V240H55V242H53L51 239H53V238H51L50 239V241H48V244L49 245H47L46 243V241L47 240H49V237H48ZM103 235H100V234H98L97 236H99V238L97 237V241L98 240H101L102 238H103ZM137 235V236H136ZM163 235H164V237H163ZM200 235V236H199ZM12 236H15L16 237V239H15V242H13V240L14 239H12L11 237ZM45 236H46V238H45ZM73 238H72V237ZM101 236H102V238H101ZM106 236L104 237V239H102V241H104V242H108L107 240V238H106ZM176 236H177V233H176ZM202 236H204V237H206V236H210L209 238L208 237H206V239L205 240H203V237ZM222 236H224V239H223V237ZM233 236H236V237H233ZM251 236V237H250ZM27 237V239H24V238H26ZM40 237H44L45 239H46V241L44 240V239H41ZM68 239H67V238ZM83 237L81 238V239H83ZM122 237H124L123 239H124V241H122L123 239H122ZM139 239H138V238ZM141 237V238H140ZM172 237V238H171ZM202 237V238H201ZM222 237V238H221ZM29 238V239H28ZM39 238H40V241H38L39 240ZM72 238V239H71ZM90 238V239H89ZM101 238V239H100ZM116 238H118V239H116ZM119 238L121 239V240H119ZM132 238V239H131ZM162 238V240H160ZM215 239V241L216 242H213V240ZM236 238H238V239H236ZM6 239H9V240H7L6 241ZM19 240V242H18V240ZM31 239V240H30ZM33 239V240H32ZM69 239H71L72 240V242H71V240H69ZM83 239V240H84ZM109 239V240H110ZM116 239V240H115ZM138 240V242H137V240ZM144 239V240H143ZM152 240V241H150V240ZM176 239H177V237H176ZM209 239V240H208ZM230 239L231 241H232V243H230V242H228V240ZM10 240H12V241H10ZM16 240H17V242H16ZM21 240V241H20ZM23 240L25 241L26 240V242H24L25 243V247L24 246H22V243H23ZM27 240H30L31 242L33 241V246H32V248H29L28 246L30 245L31 246V243H30V241L28 242ZM36 242H35V241ZM64 240V241H63ZM86 240V241H87ZM113 240L114 241H116L115 243L113 242ZM136 240V241H135ZM142 240H143V242H142ZM146 240V241H145ZM167 240L166 241H164L165 243H166V245H168L167 244ZM174 240H171L172 242L174 241ZM192 240V241H191ZM211 240V241H210ZM222 240V241H221ZM225 240H227L226 242H224ZM229 240V241H230ZM243 241V242H241V241ZM251 240V241H250ZM260 240V241H259ZM262 240V241H261ZM10 241V244H7L8 242ZM74 241V242H73ZM85 241V240H84ZM85 241V242H86ZM102 241H101V243H102ZM118 241H121L120 242V244H118L119 242ZM131 241H132V244H133V241H135L136 243H134L135 245H131ZM170 241V243H172ZM184 242V245H183V242ZM186 241H188L187 243H186ZM190 241V242H189ZM202 241H205V242H202ZM7 242V243H6ZM12 242V243H11ZM28 242V243H27ZM37 242H39V243H41L44 247H42V245L41 246H39V243H37ZM46 242V243H45ZM58 242H62V245H60ZM99 242V241H98ZM103 242V249H104V246L106 247V243H104ZM148 242H150V243H148ZM157 242V243H156ZM175 242V243H176ZM180 242H182V247H185V248H181V243ZM207 242H210V243H208V245L207 244H204V243H207ZM219 242V243H218ZM235 242V243H234ZM240 242V243H239ZM262 242V243H261ZM17 243H20V245L22 246V248L23 249H19V248H21V246H19ZM26 243L28 244V245H26ZM54 244L55 246H53L52 244ZM68 243H71V244H74V243H76V245H78V249H79V251H78V253H75V252H77V248H76V251L75 250H73L74 252L72 253L71 251L72 250H70L69 251V249L68 250H66V248L68 247H70L71 249H74L75 247H72L73 245H68ZM91 243V242H90ZM101 243L99 242V246H100V248H101ZM111 242H108V244L107 245H109V246H107V247H111L110 245H112V244H110ZM122 243H126L125 244V246H124V244H122ZM170 243H169V247H171L172 248V246L171 245H173L174 244V242L170 245ZM193 243V244H192ZM212 243H216L217 245H212ZM232 244V245H230V244ZM14 244H16V245H14ZM34 244H36V245H34ZM38 244V245H37ZM81 244H83V249L84 248H86V245H85V243L82 241V243ZM120 246H118V245ZM148 244V247L146 246V248L145 249H143V247L145 246V245H147ZM150 244V245H149ZM186 244H188L187 246H185ZM190 244V245H189ZM219 244V245H218ZM224 244V245H223ZM226 244V245H225ZM4 245H2L3 247H4ZM14 245V246H13ZM45 245H46V247H45ZM68 245V246H67ZM138 245V246H137ZM140 245V246H139ZM164 245V244H163ZM165 245V246H166ZM213 246V247H215L216 246V250H213V249H211V246ZM230 246V247H232V248H229L228 246ZM240 245V246H239ZM242 245V246H241ZM253 245V246H252ZM2 246L0 245V250L2 251H4V248L3 249H1L2 248ZM38 247V249L37 248H35V247ZM47 246H49V247H51V248H49V247H47ZM59 246V247H58ZM62 246V247H61ZM64 246V247H63ZM66 246V247H65ZM81 246V245H80ZM91 246H92V244H91ZM99 246H98V248H99ZM123 246V247H122ZM132 246H134V247H139L138 249L137 248H135V250H134V247H132ZM143 246V247H142ZM156 246L154 247V249L156 248ZM193 246V247H192ZM209 248H208V247ZM218 246V247H217ZM227 246V247H226ZM119 249H118V248ZM189 247L191 248V249H189ZM202 247V248H201ZM205 247V248H204ZM221 247V248H220ZM223 247V248H222ZM9 248H7L6 250H5V253L3 252H1L0 253V256H1V254H2V256L0 257V258H2L3 257V255H4V261L6 260V262H5V264L6 263H8V264H10V263H13V262H9V260H7V259H9L7 256H8V253L6 252V251H8V252H13L12 254H10L9 253V257H11V255L13 256L14 255V250L13 251H11V248H10V251H9ZM24 248H25V250H24ZM41 248H43V250L41 249ZM46 248V249H45ZM52 248H54V249H52ZM55 248H56V250H58L59 249V252L57 251L56 252V250H55ZM60 248H62V249H60ZM99 248V251L101 252V251H103V249L101 250ZM118 250H117V249ZM124 248V249H123ZM132 248V249H131ZM150 250H149V249ZM158 248H156L155 249V253H154V251L152 252V257H153V254H154V260L153 261H157V260H155V256L157 255H159L158 253L160 252V251H158V253L156 254V250L158 249ZM161 248V249H160ZM198 248V249H197ZM204 248V249H203ZM224 248H225V251H224ZM236 248V249H235ZM15 249V248H14ZM38 251H37V250ZM47 249H48V251H50L51 249V251L50 252H46L47 251ZM50 249V250H49ZM186 251H185V250ZM201 249H202V251H201ZM206 249V250H205ZM208 249H211V250H209V251H215V253H218V254H215L214 252V254L213 253H208ZM218 249V250H217ZM222 249V250H221ZM227 249V250H226ZM230 250V252H228L229 250ZM19 250L21 251V253L19 252ZM22 250H24L23 252H22ZM35 251V252H33V251ZM40 250V251H39ZM53 250H54V252H53ZM66 252H65V251ZM82 250V249H81ZM96 250H97V248H96ZM117 250V251H116ZM124 250V251H123ZM126 250V251H125ZM129 250V251H128ZM138 250V251H137ZM144 250V251H143ZM146 250H148V251H146ZM174 250V249H173ZM177 250H179V251H177ZM204 250V251H203ZM249 250V251H248ZM258 250V251H257ZM43 251V252H42ZM85 251V252H84ZM135 251V252H134ZM164 251V250H163ZM180 251H184V254H183V252H180ZM220 251H222L223 253H221ZM37 252V253H36ZM41 252L43 253V254H41ZM54 254H53V253ZM61 252H62V254L64 255H62L61 254ZM108 252V253H107ZM115 252H116V254H115ZM129 252H131L130 254H128ZM142 254H141V253ZM146 252V253H145ZM190 252H192V255H191V253ZM202 252H204V253H202ZM207 254H206V253ZM225 252V253H224ZM242 252V253H241ZM44 253H47V255L46 254H44ZM70 253L72 254V255H70ZM132 253H135L134 255L136 256V258H134V255L132 254ZM150 253V254H149ZM171 253V254H170ZM173 253V254H172ZM180 253V254H179ZM181 253L183 254V255H181ZM189 253V254H188ZM195 253V254H194ZM200 253V254H199ZM221 253V254H220ZM227 253V254H226ZM249 253V254H248ZM51 254H52V257H51ZM60 255L61 257L63 256V258H61L60 256L59 257H56L57 255ZM80 254V255H79ZM109 254V255H108ZM137 254H139V256L137 255ZM141 254V255H140ZM156 254V255H155ZM164 254H165V252H164ZM196 254H198V255H200V257L198 256H196ZM202 254H204V256L202 255ZM226 254V255H225ZM245 254H246V256H245ZM7 255V256H6ZM19 255L21 256L20 258H18L19 257ZM38 257H37V256ZM44 255H46L45 257H48L47 258V260H51L49 263H48V261L45 259V257H43L42 258V256ZM54 255V256H53ZM82 255L85 257H83L84 259H85V261H84V259H82L81 257H82ZM96 255H94V256H96ZM133 255V256H132ZM148 255V256H147ZM209 255H211V256H209ZM216 255H218L217 257H216ZM230 255H232V256H230ZM5 256H6V259H5ZM39 256H41V258L39 257ZM72 256V257H71ZM81 256V257H80ZM106 256V257H105ZM124 256V257H123ZM125 256H126V260L125 259H123V258H125ZM128 256V257H127ZM130 256H132V257H130ZM142 258H141V257ZM181 256H182V259H181ZM193 258H192V257ZM196 256V257H195ZM250 256V257H249ZM50 257V258H49ZM54 257V258H53ZM56 257V258H55ZM86 257H87V259L89 260H87L86 259ZM97 257H96V259H95V264H100V263H98L99 261H97ZM146 257V258H145ZM151 257V260H150V257L148 258V260L147 261H149V262H152V264L154 263L153 261H152V258ZM159 257H160V255H159ZM185 257V258H184ZM202 257H204L205 258V260H204V258H202ZM210 257H213L212 258V260L210 259ZM243 257H244V259H243ZM247 257V258H246ZM40 258V259H39ZM59 258V263H57L58 261L57 260H55V259H58ZM61 258V259H60ZM98 258V259H99ZM104 258H106V259H104ZM115 258V259H114ZM130 258V259H129ZM158 258V257H157ZM156 258V259H157ZM187 258V259H186ZM199 258V259H198ZM202 258V259H201ZM208 258V259H207ZM215 258V259H214ZM222 258V259H221ZM230 258H232V259H230ZM236 258H237V260H236ZM246 258V259H245ZM250 258V259H249ZM10 259H13V257H11ZM44 261H46V262H43V260ZM122 259H123V261H122ZM129 259V260H128ZM139 259V260H140ZM180 259V260H179ZM194 259V260H193ZM207 259V260H206ZM217 259V260H216ZM235 259V260H234ZM240 259H242V261L240 260ZM254 259H256L255 261H254ZM259 259V260H258ZM2 260V262L0 261V264H3L4 263V261ZM53 260V261H52ZM65 260V262H63ZM82 260L84 261V262H86V263H83L82 262ZM134 260V261H133ZM138 260V261H139ZM182 260V261H181ZM190 260H192V262L190 261ZM198 260V261H197ZM215 260V261H214ZM230 260H233V261H230ZM258 260V261H257ZM8 261V262H7ZM12 261V260H11ZM22 261V262H21ZM36 261V262H35ZM70 261V262H71ZM96 261H97V263H96ZM170 261V259L166 262L167 264L169 263V264H172V262ZM189 261L191 262V263H189ZM201 261H203V262H200ZM205 261V262H204ZM219 261V262H218ZM236 261V262H235ZM134 263V264H141V263ZM248 262V263H247ZM16 263V264H17ZM148 263V262H147ZM66 264V263H65ZM68 264V263H67ZM148 264H150V263H148ZM155 264H156V262H155Z\"/></svg>",
  "mask_w": 264,
  "mask_h": 264
},
{
  "label": "bare ground",
  "instance_id": "6f19581e",
  "mask_svg": "<svg viewBox=\"0 0 264 264\" xmlns=\"http://www.w3.org/2000/svg\"><path fill=\"white\" fill-rule=\"evenodd\" d=\"M3 1H4V0H3ZM29 1H30V0H29ZM45 1H46V0H45ZM47 1H48V0H47ZM76 1H77V0H76ZM98 1H99V0H98ZM105 1H106V0H105ZM119 1H120V0H119ZM119 1H118V2H119ZM147 1H148V0H147ZM147 1H146V3H147ZM161 1H163V0H161ZM166 1L168 2V0H166ZM180 1H182V0H180ZM186 1H187V0H186ZM209 1H210V0H209ZM214 1H215V0H214ZM222 1L225 2V0H222ZM222 1H221V4L224 3V2L222 3ZM229 1H232V2H233V0H229ZM240 1H241L240 4L238 3V4H239L238 7H239V9H240L241 11H244L245 8H246L245 5L247 4L248 0H240ZM251 1L254 3V5H256L255 2H257V1H259V0H257V1L255 0V2H254L253 0H249L248 6H249L250 4H252L251 6L253 7L254 5H253V3H252ZM41 2H42V1H41ZM156 2H158V1H156ZM163 2H164V3H162V6L165 7V6H164V4H165V0H164ZM176 2H177V1H176ZM232 2H230V3H232ZM37 3H38V2H37ZM39 3H40V2H39ZM55 3H56V2H55ZM127 3H128V2H127ZM129 3H130V2H129ZM136 3H137V2H136ZM136 3H135V4H136ZM185 3H186V2H185ZM201 3H202V2H201ZM201 3H200V4H201ZM230 3H229V4H230ZM236 3H237V2H236ZM236 3H235V4H236ZM260 3H261V2H260ZM42 4H43V2H42ZM72 4H73V3H72ZM173 4H174V2H173ZM178 4H179V3H177V5H178ZM198 4H199V3H198ZM229 4H228V5H229ZM235 4H234V5H235ZM1 5H2V4H1ZM32 5H34V4H32ZM45 5H47V4H45ZM45 5H44V6H45ZM49 5H51V4H49ZM60 5H61V4H60ZM117 5H118V4H117ZM126 5H127V4H125V7H126ZM141 5H142V4H141ZM151 5H152V4H151ZM158 5H159V4H158ZM158 5H157V7H158ZM165 5H166V4H165ZM192 5H193V4H192ZM208 5H209V4H208ZM213 5L215 6V4H213ZM216 5H217V4H216ZM236 5H237V4H236ZM2 6H3V5H2ZM36 6H37V5H36ZM40 6H42V5H40ZM61 6H62V5H61ZM80 6H81V5H80ZM122 6H123V5H122ZM131 6H132V5H131ZM135 6H136V5H135ZM144 6H145V5H144ZM174 6H176V5H174ZM178 6H179V5H178ZM180 6H182V5L180 4ZM183 6H184V5H183ZM185 6H186V4H185ZM194 6H195V5H194ZM197 6H198V5H197ZM204 6H206V5H204ZM214 6H213V7H214ZM219 6H220V3H219V5L216 6V7L219 8ZM226 6H227V4H226ZM246 6H247V5H246ZM251 6H250V8H251ZM9 7H10V6H9ZM12 7H13V6H12ZM16 7H17V6H16ZM48 7H49V6H48ZM48 7H45V8L47 9ZM99 7H100V6H99ZM216 7H214V8L216 9ZM220 7H221V6H220ZM223 7H224V6H223ZM236 7H237V6H236ZM30 8H31L32 11H35L36 13H35V14H31L32 11H30V9L27 8V11H26L25 15H23V16H25V21H27V20L30 18L31 15H32V16H34V15L36 16V14H37V11L34 10V9H32V8H34V6H33V7L30 6ZM39 8H40V7H39ZM41 8H42V7H41ZM97 8H98V7H97ZM137 8H138V7H137ZM139 8H140V6H139ZM141 8H142V7H141ZM155 8H156V7H155ZM166 8H167V7H166ZM166 8H165V9H166ZM172 8H173V10H174V11L172 10L173 13L176 11V12L174 13V14H176V13H177V7H176V8L172 7ZM178 8H180V7H178ZM181 8H182V7H181ZM207 8H208V7H207ZM221 8H222V7H221ZM229 8H230V6H229ZM234 8H235V7H234ZM247 8L250 9L249 7H247ZM4 9H5V8H4ZM74 9H75V8H74ZM128 9H129V7H128ZM130 9H132V7H131ZM148 9H149V8H148ZM153 9H154V8H153ZM165 9H164V11H166ZM167 9H171V8L168 7ZM175 9H176V10H175ZM195 9H196V8H195ZM198 9H199V8H198ZM215 9H214V10H215ZM257 9H258V7H257ZM28 10H29V11H28ZM42 10H43V9H42ZM48 10H49V9H48ZM81 10H82V9H81ZM94 10H95V9H94ZM101 10H102V9H101ZM122 10H126V11H127V8L122 9ZM137 10H138V9H137ZM143 10H146V9H143ZM156 10H157V9H156ZM182 10H183V8H182ZM217 10H219V9H217ZM217 10H215V11H217ZM15 11H16V10H15ZM44 11H45V14H46V13L48 14V11L46 12L45 9H44ZM82 11H83V10H82ZM84 11H85V10H84ZM113 11H114V10H113ZM130 11H131V10H130ZM140 11H141V10H140ZM146 11H147V10H146ZM167 11H168V10H167ZM169 11H171V10H169ZM169 11H168V13H169ZM215 11L212 10L210 13L213 14V12H215ZM227 11H229L228 8H227L226 12H227ZM233 11H235V10H233ZM237 11H239V10H237ZM241 11H239V14L242 13V15H239V14H238V15L241 16V17L238 16L237 20H238L239 18H241V19H240L241 21H243L245 18H246V20H247V17H244V16H243V15L246 16V14H243V13H247V12H248L247 14L250 16V14H249V10H248V11L245 10L244 12H241ZM58 12H59V11H58ZM74 12H75V11H74ZM97 12H98V11H97ZM97 12H96V13H97ZM116 12H117V11H116ZM134 12H135V11H134ZM153 12H154V11H153ZM155 12H156V11H155ZM179 12H180V10H179ZM188 12H189V11H188ZM188 12H187L186 14H188ZM224 12H225V11H224ZM226 12H225V14H227ZM23 13H24V12H23ZM50 13H51V12H50ZM53 13H55V11H54ZM60 13H61V12H60ZM70 13H71V12H70ZM130 13H131V12H130ZM143 13H144V11H143ZM143 13H142V14H143ZM157 13H158V12H157ZM161 13H162V12H161ZM161 13H160V14H161ZM163 13H164V12H163ZM170 13H172V12H170ZM170 13H169V14H170ZM205 13H206V12H205ZM210 13L208 14V16L211 15ZM219 13H220V12H219ZM222 13H223V12H222ZM234 13H235V12H234ZM5 14H6V13H5ZM40 14H41V13H40ZM67 14H68V13H67ZM120 14H121V13H120ZM135 14H136V13H135ZM164 14H165V13H164ZM164 14H163V15H164ZM177 14H178V13H177ZM181 14H183V13L181 12ZM191 14H192V13H191ZM214 14L217 16L218 12H217V13H214ZM214 14H213V15H214ZM223 14H224V13H223ZM223 14H221V18H220V19H222V22H220V23H224V21H225L226 19H228V18H226V19L223 21V17H222ZM225 14H224V15H225ZM2 15H3V14H2ZM74 15H75V14H74ZM85 15H86V14H85ZM139 15H140V14H139ZM144 15H145V14H144ZM163 15H161V16H163ZM167 15H168V14L166 13V15H164V16H165V17H168ZM170 15H171V14H170ZM213 15H211L210 18L213 19V21H214V18H212ZM224 15H223V16H224ZM248 15H247V16H248ZM19 16H20V14H19ZM23 16H22V18H23ZM42 16H43V14H42ZM66 16H67V15H66ZM101 16H102V15H101ZM128 16H130V15H128ZM132 16H133V15H132ZM174 16H175V15H174ZM178 16H179V14H178ZM178 16H176V17H178ZM191 16H192V15H191ZM194 16H195V15H194ZM205 16H206V15H205ZM242 16H243V18H244L243 20H242ZM249 16H248V20L251 22L252 19H249ZM256 16H257V15H256ZM36 17H37V16H36ZM40 17H41V15H40ZM165 17H164V18H165ZM170 17H171V16H169V19H170ZM184 17H185V16H184ZM224 17H226V16H224ZM227 17H228V16H227ZM233 17H234V16H233ZM233 17H232V18H233ZM2 18H3V17H2ZM82 18H83V17H82ZM88 18H89V17H88ZM88 18H87V19H88ZM92 18H93V16H92ZM124 18H125V17H124ZM124 18L122 19V21L124 20ZM129 18H130V17H129ZM129 18H127V19H129ZM151 18H152V16H151ZM188 18L190 19L191 17L189 16ZM218 18H219V15H218ZM218 18H215V20L218 19ZM229 18H230V17H229ZM251 18H252V17H251ZM7 19H8V18H7ZM41 19H42V17H41ZM77 19H78V18H76V20H77ZM80 19H81V17H80ZM101 19H102V18H101ZM111 19H112V18H111ZM134 19H135V18H134ZM134 19H132V20H134ZM149 19H150V18H149ZM160 19H161V18H160ZM173 19H175V18H173ZM211 19L208 18V20H209L210 22H212ZM0 20H1V19H0ZM49 20H50V19H49ZM55 20H56V19H55ZM57 20H58V19H57ZM106 20H107V19H106ZM137 20H138V18H137ZM142 20H143V19H142ZM162 20H163V19H162ZM166 20H167V18H166ZM170 20H172V19H170ZM170 20H169V21H170ZM191 20H192V19H191ZM194 20H195V19H194ZM194 20H193V21H194ZM206 20H207V19H206ZM230 20H232V19H230ZM240 20H239L238 22L241 23ZM246 20H245V22H247V23H244V24H246V26H247L248 21H246ZM1 21H2V20H1ZM8 21H9V20H8ZM11 21H12V19H11ZM23 21H24V18L22 19V22H23ZM34 21H35V19H34ZM44 21H45V20H44ZM102 21H103V20H102ZM110 21H111V20H110ZM127 21H128V20H127ZM130 21H131V20H130ZM164 21H165V20H164ZM164 21H163V22H164ZM169 21H168V25H169V26H168L167 28L171 31L170 27L172 28V27H174L175 25L173 24V20L170 21L171 23H170ZM174 21H175V20H174ZM183 21H184V20H183ZM193 21H192V22H193ZM196 21H197V20H196ZM218 21H219V20H218ZM218 21H217V24L220 25V24L218 23ZM220 21H221V20H220ZM227 21H228V20H227ZM253 21H254V20H253ZM29 22H30V21H29ZM41 22H43V19L41 20ZM47 22H48V21H47ZM68 22H70V21H68ZM71 22H72V21H71ZM85 22H86V21H85ZM135 22H136V20H135ZM155 22H156V20H155ZM176 22H177V21H176ZM203 22H204V21H203ZM215 22H216V21H215ZM236 22H237V21H236ZM258 22H259V21H258ZM72 23H73V22H72ZM94 23H95V22H94ZM100 23H101V22H100ZM122 23H125V26H124V24L122 25V27L124 26L123 28H125V27L127 26V22H122ZM144 23H145V21H144ZM166 23H167V21H165V24H166ZM179 23H181V21H180ZM196 23H197V22H196ZM201 23H202V22H201ZM240 23H239V24H240ZM26 24H27V23H26ZM42 24L44 25V23H42ZM46 24H48V23H46ZM52 24H53V23H52ZM56 24H58V23L56 22ZM130 24H131V23H130ZM132 24H133V23H132ZM138 24H139V23H138ZM152 24H153V22H152ZM158 24H159V23H158ZM189 24H190V23H189ZM203 24H204V23H203ZM206 24H209V22L206 23ZM212 24H214V23H212ZM212 24H211V26H212ZM226 24H228V23H226ZM236 24L238 25V23H236ZM255 24H257V25L259 24V25H260V23H255ZM255 24H254V25H255ZM15 25H16V24H15ZM29 25H30V24H29ZM39 25H41V24L39 23ZM94 25H95V24H94ZM98 25H99V24H98ZM112 25H113V24H112ZM140 25H141V24H140ZM145 25H146V24H145ZM159 25H160V24H159ZM172 25H173V26H172ZM218 25H217V26H218ZM222 25H223V24H222ZM237 25L235 26V29H232V30H236V27L239 29V27H238L239 25H238V26H237ZM257 25H256V27H257ZM11 26H12V25H11ZM19 26H20V25H19ZM23 26H24V25H23ZM46 26H47V25H46ZM55 26H56V25H55ZM92 26H93V25H92ZM107 26H108V25H107ZM129 26H130V25H129ZM132 26H133V25H132ZM176 26H177V25H176ZM176 26H175V27H176ZM181 26H182V25H181ZM200 26H201V25H200ZM209 26H210V24H209ZM214 26H215V25H214ZM220 26H221V25H220ZM223 26H224V25H223ZM223 26H222V29H223ZM225 26H226V25H225ZM12 27H13V26H12ZM28 27H29V26H28ZM33 27H34V26H33ZM35 27H36V26H35ZM37 27H39V26L37 25ZM52 27H53V26H52ZM122 27H121V28H122ZM149 27H150V25H149ZM164 27H165V26H164ZM186 27L188 28V26H186ZM192 27H193V26H192ZM206 27H207V26H206ZM241 27H242V23H241ZM248 27H250V24H249ZM256 27H255V28H256ZM258 27H259V26H258ZM258 27H257V28H258ZM5 28H6V27H5ZM40 28H41V29H40ZM40 28H38V29H39L40 31H41V30L43 31L44 28L42 27V25L40 26ZM74 28H75V27H74ZM130 28H131V27H130ZM136 28H137V27H136ZM150 28H151V27H150ZM156 28H157V27H156ZM160 28H161V27H160ZM167 28H166V31L168 30ZM176 28H177V27H176ZM178 28H179V27H178ZM209 28H210V27H209ZM226 28H227V27H226ZM255 28H250V29L248 28V29L251 30V29H255ZM257 28H256V29H257ZM22 29H26V28L24 27V28H22ZM31 29H33V28H31ZM75 29H76V28H75ZM117 29H118V28H117ZM153 29H155V27H154ZM191 29H192V28H191ZM201 29H202V28H201ZM206 29H207V28H206ZM206 29H205V30H206ZM215 29H216V27H215ZM220 29H221V28H220ZM220 29H219V27H217L216 30H219V32H220V31H221ZM11 30H12V29H11ZM11 30H10V31H11ZM26 30H27V29H26ZM35 30H37V29H35ZM55 30H56V29H55ZM143 30H144V29H143ZM155 30H156V29H155ZM159 30H160V29H159ZM164 30H165V29H164ZM189 30H190V29H189ZM198 30H199V29H198ZM198 30H197V31H198ZM211 30H213V28H212ZM211 30H210V31H211ZM216 30H214V31H216ZM15 31H16V30H15ZM40 31L37 30L38 33H39ZM45 31H46V30H45ZM95 31H96V30H95ZM125 31H126V30H125ZM129 31H130V30H129ZM137 31H138V30H137ZM146 31H147V30H146ZM152 31H153V30H152ZM157 31H158V30H157ZM162 31H163V30H162ZM173 31H174V30H173ZM180 31H181V30H180ZM192 31H193V30H192ZM194 31H196V30H194ZM214 31H211V32H212V35H215V34H216L215 36L218 37V36H217V35H218V34H217L218 32L215 33ZM228 31H229V29H228ZM237 31H238V30H237ZM237 31H235V32H237ZM239 31H240V30H239ZM241 31H242V30H241ZM241 31H240V33H241ZM244 31H245V30H244ZM246 31H247V30H246ZM260 31H261V30H260ZM25 32H26V31H24L23 33L25 34ZM96 32H97V31H96ZM153 32H154V31H153ZM160 32H161V31H160ZM211 32H210V34H211ZM255 32H256V31H255ZM262 32H263V31H262ZM262 32H258V34H259V33H262ZM43 33H44V32H43ZM83 33H84V32H83ZM102 33H103V32H102ZM128 33H129V32H128ZM131 33H132V32H131ZM139 33H140V32H139ZM151 33H152V32H150V33H148V34L151 35ZM155 33H156V32H155ZM155 33H154V34H155ZM163 33H165V31L162 32L161 34L163 35ZM167 33H168V32L165 33V34H166L165 36H161V35H160L161 38H165V37L167 36ZM169 33L171 34L172 31L169 32ZM169 33H168V36H169ZM177 33H178V32H177ZM185 33H186V32H185ZM208 33H209V31H208ZM220 33H221V32H220ZM233 33H234V32H233ZM237 33H238V32H237ZM249 33H251V32H249ZM249 33L247 32L248 35H249ZM253 33H254V32H253ZM253 33H252V34H253ZM29 34H30V33H29ZM46 34H47V33H46ZM52 34H53V32H52ZM57 34H58V33H57ZM68 34H69V33H68ZM70 34H71V32H70ZM144 34H145V37H146L147 41L149 40V43L147 42L145 45H143L144 43H142V42H141V43H142V46H145V48H146V46H147L148 44L151 45V44H150V40H151V39H148V38H147V37L149 36L148 34H147V36H146V33H144ZM157 34H158V32H157ZM191 34H192V33H191ZM196 34H198V33H196ZM235 34H236V33H235ZM238 34H239V33H238ZM242 34H243V33H242ZM252 34H250V37L248 36V39H249L250 41H247V42H250V43L245 45L247 49L243 47L244 45H242V37H241V38H239V40L241 39L240 41H241V45H242V47L239 46L238 44H237V45L235 44V47H236V48H234V45H233V50L237 49L236 51L239 52V50H241L242 48H244L245 50H244V49H242V50L246 51V50L250 49L252 46H254V44H252V46L249 48V46L251 45V35H252ZM2 35H4V34H2ZM55 35H56V34H55ZM61 35H62V34H61ZM121 35H122V34H121ZM141 35H142V34H141ZM141 35H140V36H141ZM155 35H156V34H155ZM220 35H221V34H219V37H220ZM230 35H233V34H230ZM0 36H1V35H0ZM27 36H28V35H27ZM38 36H39V34H38ZM71 36H72V35H71ZM81 36H82V35H81ZM95 36H96V34H95ZM138 36H139V35H138ZM157 36H158V35H157ZM168 36H167V37H168ZM172 36H173V35H172ZM179 36H180V35H179ZM185 36L187 37V35H185ZM185 36H184V37H185ZM210 36H211V35H210ZM237 36L239 37V35H237ZM246 36H247V35H246ZM252 36H253V35H252ZM30 37H31V36H30ZM35 37H36V36H35ZM41 37H42V36H41ZM53 37H54V36H53ZM72 37H73V36H72ZM89 37H90V36H89ZM102 37H103V36H102ZM136 37H137V36H136ZM151 37H152V35H151ZM151 37L149 36V38H151ZM153 37H154V36H153ZM153 37H152V38H153ZM181 37H182V35H181ZM195 37H196V36H195ZM234 37H236V36L234 35ZM253 37H254V36H253ZM259 37H260V36H259ZM262 37H263V36H262ZM3 38H4V37H3ZM14 38H15V37H14ZM43 38H44V37H43ZM81 38H82V37H81ZM154 38H155V37H154ZM182 38H183V37H182ZM187 38H188V37H187ZM207 38H208V37H207ZM207 38H206V39H207ZM228 38H229V37H228ZM230 38H232V37H230ZM51 39H52V38H51ZM75 39H76V38H75ZM89 39H90V38H89ZM93 39H94V37H93ZM133 39H134V38H133ZM146 39L144 38L142 41L144 42V40H146ZM157 39H158V38H157ZM159 39H160V38H159ZM165 39H166V38H165ZM165 39H164V40H165ZM210 39H212V38H210ZM214 39H218V38H214ZM219 39H220V38H219ZM232 39H233V38H232ZM243 39H244V38H243ZM246 39H247V38H246ZM248 39H247V40H248ZM253 39H254V38H253ZM45 40H46V39H45ZM77 40H78V39H77ZM164 40H163V43H164ZM174 40H176V39H174ZM199 40H200V39H199ZM244 40H245V39H244ZM244 40H243V42H244ZM260 40H261V39H260ZM30 41H31V39H30ZM30 41H29V42H30ZM35 41H36V40H35ZM74 41H75V40H74ZM80 41H81V40H80ZM90 41H91V40H90ZM137 41H139V40H137ZM160 41H161V40H160ZM196 41H197V40H196ZM201 41H202V40H201ZM215 41H216V42H215ZM218 41H219V40H218ZM218 41H217V40H214V44L218 43ZM256 41H257V40H256ZM2 42H3V41H2ZM14 42H15V41H14ZM40 42H41V40H40ZM48 42H49V41H48ZM57 42H58V41H57ZM72 42H73V41H72ZM134 42H135V41H134ZM179 42H180V41H179ZM181 42H182V41H181ZM186 42H188V41H186ZM228 42H230L229 44H232V41L228 40ZM234 42H235V41H234ZM247 42H246V43H247ZM257 42H258V41H257ZM263 42H264V41H263ZM8 43H9V42H8ZM27 43H28V41H27ZM70 43H71V42H70ZM82 43H83V42H82ZM84 43H85V42H84ZM141 43H140V44H141ZM163 43H161V44L159 43V44L162 45ZM168 43L170 44V42H168ZM168 43H167V44H168ZM174 43H175V42H174ZM205 43H206V42H205ZM209 43H210V41H209ZM260 43H261V42H259L258 44H260ZM33 44H34V43H33ZM35 44H36V42H35ZM35 44H34L33 46H35ZM42 44H43V43H42ZM121 44H122V43H121ZM127 44H128V43H127ZM138 44H139V43H138ZM190 44H191V43H190ZM202 44H204V42H203ZM28 45H29V44H28ZM74 45H75V44H74ZM113 45H114V44H113ZM124 45H125V43H124ZM136 45H137V44H136ZM136 45H135V46H136ZM149 45H148V46H149ZM171 45H172V44H171ZM176 45H177V44H176ZM180 45H181V44H180ZM210 45H212V44L210 43ZM210 45L208 44V47H209V48L211 47ZM247 45H248V46H247ZM263 45H264V43H263ZM10 46H11V45H10ZM24 46H25V45H24ZM142 46H141V47H142ZM148 46H147V47H148ZM158 46H159V45H158ZM165 46H166V45L164 44V47H165ZM167 46H168V45H167ZM167 46H166V47H167ZM191 46H192V45H191ZM194 46H195V45H194ZM202 46H203V45H201V47H202ZM214 46H215V45H214ZM217 46H218V45H217ZM221 46H222V45H221ZM230 46H232V45H230ZM230 46L227 45L226 47L224 46V48H225L227 51H229L228 49H230ZM237 46H238V47H237ZM261 46H262V45H261ZM261 46H260V49L263 48V46H262V47H261ZM36 47H37V45L35 46V49H36ZM40 47H41V46H40ZM44 47H45V46H44ZM61 47H62V46H61ZM106 47H107V46H105V48H106ZM150 47H152V45H151ZM153 47H154V46H153ZM153 47H152V48H153ZM159 47H160V46H159ZM164 47H163V49L165 50L166 47H165V48H164ZM192 47H193V46H192ZM201 47H200V48H201ZM239 47H241V48L238 49ZM255 47L257 48L256 45H255ZM1 48H2V47H1ZM4 48H5V47H4ZM56 48H57V46H56ZM58 48H59V47H58ZM66 48H67V47H66ZM70 48H72V47H70ZM86 48H87V47H86ZM90 48H91V47H90ZM129 48H130V47H129ZM136 48H137V47H136ZM142 48L144 49V47H142ZM157 48H158V47H157ZM157 48H156V49H157ZM160 48H161V47H160ZM179 48H180V47H179ZM200 48H199V49H200ZM218 48H221V47H218ZM256 48H255V49H256ZM258 48H259V47H258ZM13 49H14V48H13ZM24 49H27V48L24 47ZM44 49H45V48H44ZM138 49H139V48H138ZM140 49H141V48H140ZM140 49H139V50H140ZM146 49H148V48H146ZM168 49H169V48H168ZM168 49H166V50H168ZM175 49H176V48H175ZM181 49H184V48H181ZM222 49H223V48H222ZM225 49H224V51H225ZM260 49H259V50H260ZM29 50H30V49H29ZM63 50H64V49H63ZM66 50H67V49H66ZM84 50H85V49H84ZM89 50H90V49H89ZM105 50H106V49H105ZM133 50H134V49H133ZM144 50H145V49H144ZM150 50H152V49L150 48ZM150 50H149V51H150ZM158 50H159V49H158ZM158 50H156V51H158ZM160 50H161V49H160ZM160 50H159V51H160ZM164 50H163V51L161 50V51H162L161 54H162L163 52H166V50H165V51H164ZM201 50H203V49L201 48ZM201 50H200V52H201ZM211 50H212V54H213L214 49L211 48ZM242 50L239 52V56H238V58H239L240 56H242L241 54H244V55H245V53L247 54L248 51H251V50H254V49H253V47H252L250 50H248V51L245 52V53H244V51H242ZM256 50H257V49H256ZM262 50H263V52H264V48H263ZM24 51H26V50H24ZM72 51H73V50H72ZM76 51H77V50H76ZM97 51H98V49H97ZM107 51H108V49H107ZM109 51H111V50H109ZM130 51H131V50H130ZM130 51H129V52H130ZM142 51H143L142 49H141L140 52L137 51V52L140 53V57H141V55H142V54H141ZM147 51H148V50H146L145 53H149V51H148V52H147ZM181 51H182V50H181ZM189 51H190V50H189ZM189 51H188V52H189ZM227 51H226V52H227ZM260 51H261V50H260ZM260 51H257V52H260ZM9 52H10V51H9ZM46 52H47V51H46ZM132 52H135V51H132ZM137 52H136V53H137ZM169 52H170V51H169ZM172 52H173V51H172ZM185 52H186V49H185ZM202 52H203V51H202ZM206 52H207V51H206ZM209 52H210V54H211V51H209ZM209 52H207L206 54L208 55ZM232 52H233V53H230V54H234V55L237 56V54H238L237 52H236V53H234V51H232ZM241 52H243V53H241ZM257 52H256V53H257ZM263 52H262V53H263ZM38 53H39V52H38ZM64 53H65V52H64ZM66 53H67V52H66ZM69 53H70V52H69ZM85 53H86V52H85ZM98 53H100V52H98ZM136 53H135V54H136ZM142 53H144V52H142ZM157 53H159V52H157ZM157 53H156V54L154 53V54L157 55ZM174 53H175V52H174ZM194 53H196V52H194ZM198 53H199V52H198ZM204 53H205V52H204ZM214 53H215V51H214ZM227 53H229V52H227ZM240 53H241V54H240ZM252 53H253V51H252ZM260 53H261V52H260ZM262 53H261V54H262ZM25 54H26V53H25ZM47 54H48V53H47ZM53 54H54V53H53ZM74 54H76V53H74ZM83 54H84V53H83ZM108 54H109V53H108ZM132 54H133V53H132ZM152 54H153V53H152ZM152 54H151V55H152ZM161 54H159V55H161ZM212 54H211V55H212ZM258 54H259V53H258ZM258 54H257V55H258ZM61 55H62V54H61ZM84 55H85V54H84ZM95 55H97V54H95ZM106 55H107V52H106ZM129 55H130V54H129ZM133 55H134V54H133ZM133 55H132V56H133ZM148 55H149V54H148ZM155 55H154V56H155ZM164 55H165V54H163V56H161V57H163L162 60L164 59ZM167 55H168V53H167L165 56H167ZM197 55H200V54H197ZM207 55H206V56H207ZM211 55H210V56H211ZM213 55H214V54H213ZM225 55H227V57H228L229 54H225ZM248 55L250 56L251 53L248 54ZM11 56H12V55H11ZM18 56H19V55H18ZM28 56H29V55H28ZM37 56H38V55H37ZM57 56H59V55H57ZM90 56H91V55H90ZM142 56H143V55H142ZM169 56H170V55H169ZM182 56H183V55H182ZM184 56H185V55H184ZM201 56H202V55H201ZM210 56H208V59L210 58ZM252 56H254V55H252ZM260 56H261V57H260L261 59H259V60H262V56L264 57V54H263V55H260ZM77 57H79V56H77ZM80 57H81V56H80ZM120 57H121V56H120ZM129 57H130V56H129ZM157 57H159V56H157ZM157 57H156V58H157ZM161 57H160V58H161ZM179 57H180V56H179ZM203 57H204V56H203ZM213 57H214V56H213ZM215 57H216V55H215ZM223 57H226V56H223ZM223 57H221V60H223ZM227 57H226V58H227ZM242 57H243V56H242ZM242 57H240V58L238 59V61H239ZM66 58H67V57H66ZM89 58H90V57H89ZM106 58H107V57H106ZM134 58H135V60H136V57H134ZM154 58H155V57H153V59H154ZM156 58H155V60H156ZM177 58H178V57H177ZM192 58H193V57H192ZM199 58H200V56H199L198 58L196 57V59L200 60ZM206 58H207V57H206ZM229 58H230V55H229ZM229 58H228V59H229ZM232 58H233V57H232ZM232 58L229 59V60H230V64L233 62L232 60H234V59H232ZM243 58H244V57H243ZM243 58H242V60H243ZM248 58H249V57H248ZM257 58H259V56H257ZM34 59H36V58H34ZM112 59H113V58H112ZM125 59H126V57H125ZM131 59H133V57L129 59V63L131 64V67L135 66L133 69H136L137 67H136V65H135L134 63H138V62H136L134 59H133V60H134L135 62H134V61H131ZM146 59H147V58H146ZM157 59H158V58H157ZM196 59H195V60H196ZM215 59H218V57L215 58ZM228 59H226V60H228ZM250 59H251V57H250ZM255 59H256V58L254 57L253 60H255ZM38 60H40V59H38ZM72 60H73V59H72ZM90 60H91V59H90ZM137 60H139V57L137 58ZM150 60H151V59H150ZM150 60H149V61H150ZM160 60H161V59H160ZM162 60H161V61H162ZM166 60H167V59H166ZM186 60H187V59H186ZM204 60H205V59H204ZM206 60H207V59H206ZM226 60H225V61H226ZM235 60H237V59H235ZM263 60H264V59H263ZM263 60L261 61V63L263 62ZM49 61H50V60H49ZM58 61H59V60H58ZM97 61L99 62V60H97ZM122 61H123V60H122ZM143 61H144V60H143ZM146 61H147V60H146ZM149 61H148V62H149ZM158 61H159V60H158ZM158 61H157V62H158ZM164 61H165V60H164ZM164 61H162V62H164ZM210 61H211V60H210ZM214 61H216V60H214ZM238 61H237V63H238ZM257 61H258V60H257ZM22 62H23V61H22ZM24 62H25V60H24ZM45 62H46V61H45ZM64 62H65V61H64ZM74 62H75V61H74ZM118 62H119V61H118ZM131 62H133V63H131ZM150 62H152V60H151ZM153 62H154V61H153ZM153 62H152V63H153ZM172 62H173V61H172ZM177 62H178V61H177ZM184 62H185V61H184ZM193 62H196V61H193ZM203 62H204V61H203ZM205 62H206V61H205ZM235 62H236V61H235ZM17 63H18V62H17ZM17 63H16V67H15V68H18V67H17ZM31 63H32L33 65L36 64V63H34V60H33ZM90 63H91V62H90ZM99 63H101V62H99ZM119 63H120V62H119ZM129 63H126V64H129ZM139 63L141 64V63H143V62H139ZM159 63H160V61H159ZM164 63H165V62H164ZM186 63H187V62H186ZM190 63H191V62H190ZM207 63L209 64L210 62H207ZM207 63H206V66H207ZM226 63H227V62H226ZM226 63H225V64H226ZM240 63H241V62H240ZM255 63H256V62H255ZM1 64H2V63H1ZM3 64H4V63H3ZM23 64H24V63H23ZM26 64H27V63H26ZM70 64H71V63H70ZM91 64H92V63H91ZM105 64H106V63H105ZM117 64H118V63H117ZM132 64H133V66H132ZM143 64H144V63H143ZM155 64H156L157 67L153 64L154 66L152 65V66H153L152 70H153V69L160 68V66L158 67L159 64H158V65H157V63H155ZM167 64H168V63H167ZM204 64H205V63H204ZM233 64H234V62H233ZM257 64H258V62H257ZM259 64H260V63H259ZM259 64H258V65H259ZM263 64H264V63H263ZM263 64H260V65H263ZM18 65H19V64H18ZM46 65H47V64H46ZM53 65H54V64H53ZM62 65H63V64H62ZM95 65H96V64H95ZM119 65H120V64H119ZM119 65H118V66H119ZM121 65H122V64H121ZM162 65H163V67H161V68H162V72H161V73H162V76L160 77V75H159V77H160L161 79L157 77L158 74H160L161 69H160V71L158 70L159 72H156V71H154V70H153L154 73L152 72V74H155V72L158 73V74H156V78H157L159 81H161V82L159 83L158 80H155V82L157 81V82L161 85V84L164 83V82H162V81H163V78H164V80L167 79V78H169V79H167V81H165V84H166L167 82H169L168 80H170V82H169V84H170V83H171V79H170V78H172V77L169 76L170 73H168V71H169L168 69L173 68V67H169V68L166 69L165 67H166L167 65L164 66L165 64H163V63H162ZM194 65H195V63H193L192 66H194ZM196 65L198 66L197 62H196ZM196 65H195V66H196ZM209 65H210V64H209ZM209 65H208V68H209ZM213 65H214V64H212V66H213ZM226 65H227V66H226V69H227V70H228V67H232V65H228V63H227ZM234 65H235V64H234ZM241 65H242V64H241ZM254 65H255V64H254ZM260 65L258 66L257 69H255V67H254L253 69L256 70V71H259V72L262 71V69L264 70V66H263V68H261L262 66H260ZM21 66H22V65H21ZM24 66H25V65H24ZM57 66H58V65H57ZM126 66H127V65H126ZM128 66H129V65H128ZM128 66H127L126 70H124V71L127 72V74L121 75V78H120V79L122 80V82H123V80L125 81L124 76L127 78L128 81H130V79L133 77V75H131V74H132V73H135L134 70H133V72L130 74L129 72H131L132 70H131V71H130V70H127V69H128ZM187 66H188V65H187ZM190 66H191V65H190ZM190 66H189V68H190ZM195 66H194V68H195ZM255 66H256V65H255ZM28 67L30 68L29 65H28ZM31 67H32V66H31ZM35 67H36V65L32 67L33 70L35 69ZM100 67H101V65L99 66V68H100ZM108 67H109V66H108ZM122 67H123V66H122ZM154 67H156V68H154ZM204 67H205V66H204ZM210 67H211V65H210ZM214 67H215V66H214ZM234 67H235V66H234ZM243 67H244V65H243ZM248 67H249V66H248ZM248 67H247V68H248ZM259 67L261 68V70H258ZM11 68H12V67H11ZM37 68H38V67H37ZM52 68H54V67H52ZM66 68H67V67H66ZM69 68H70V67H69ZM93 68H95V67H93ZM124 68H125V67H124ZM124 68H122V69H124ZM146 68H147V67H146ZM146 68H145V69H146ZM148 68H149V66H148ZM150 68H151V66H150ZM177 68H178V67H177ZM191 68H192V67H191ZM201 68H202V67H201ZM236 68H237V67H236ZM249 68H250V67H249ZM18 69H19V68H18ZM21 69H22V68H21ZM131 69H132V68H131ZM140 69H141V68H140ZM164 69L167 70V73H168L167 75H168V76L166 75V72H165L166 70H164ZM174 69H175V67H174ZM196 69H197V67H196L195 69H191L192 71H191L190 69H188V72L186 71V73H189V70H190L191 72L188 74V76L190 75V77H188L187 75H185V76H187V77L189 78V80H190V78L193 76V77H192V79H193V78H194V73H193V75H191V74H192V72H193L194 70L196 71ZM198 69H199V67H198ZM204 69H205V68H204ZM213 69H214V68H213ZM226 69H225V70H226ZM243 69H244V68H243ZM253 69L251 68V71H252ZM15 70H16V69H15ZM39 70H40V68H39ZM44 70H45V69H44ZM51 70H52V69H51ZM61 70H62V69H61ZM115 70H116V69H115ZM149 70H150V69H149ZM163 70H164L165 73L163 72ZM199 70H201V69H199ZM211 70H212V68H211ZM211 70H209V71H210L211 73H214V72L216 71V67H215V69H214L215 71H211ZM227 70H226V71H227ZM229 70H230V69H229ZM22 71H23V70H22ZM56 71H57V70H56ZM78 71H79V70H78ZM91 71H92V70H91ZM120 71H121V68H120ZM128 71H129V72H128ZM141 71H142V70H141ZM150 71H151V70H150ZM173 71H174V70H173ZM173 71H172V72H173ZM203 71H204V70H203ZM12 72H13V71H12ZM17 72H18V70H17ZM19 72L21 73V71H19ZM25 72H26V71H25ZM31 72H32V71H31ZM31 72H30V73H31ZM45 72H46V71H45ZM76 72H77V71H76ZM88 72H89V71H88ZM100 72H101V71H99V73L97 74L96 80L98 79V77L100 78V77L104 76V75L100 76V74H102V73H100ZM114 72H115V71H114ZM126 72H125V73H126ZM176 72H177V71H176ZM253 72H254V73H250V74H252V76L255 75V73H256L255 71H253ZM28 73H29V71H28ZM48 73H49V71H48ZM122 73H123V72H122ZM136 73H137V72H136ZM138 73H139V72H138ZM145 73H146V72H145ZM204 73H205V72H204ZM204 73H203V74H204ZM216 73H218V71H216ZM216 73L213 74V75H216ZM225 73H227V72H225ZM257 73H258V72H257ZM257 73H256V74H257ZM12 74H13V76L15 75L14 72H13ZM12 74H10V76H11ZM16 74H17V73H16ZM51 74H52V73H51ZM67 74H68V72H67ZM91 74L94 75L95 73L93 74V71H92ZM114 74H115V73H114ZM120 74H121V72H120ZM120 74H119V76H120ZM147 74H148V73H147ZM150 74H151V73H150ZM152 74H151V75H152ZM163 74L166 75V76L163 77V76H164ZM173 74H174V73H173ZM176 74H177V73H176ZM180 74H181V73H180ZM184 74H185V73H184ZM198 74H199V73H198ZM201 74H202V72H201ZM201 74H200V75H201ZM206 74H207V68H206ZM238 74H239V73H238ZM261 74H262V77L260 76V73H258V75H259V76L261 77V79H262V78H263V73H261ZM5 75L7 76V74H5ZM17 75H19V74H17ZM17 75H15V76H17ZM26 75H27V74H26ZM26 75H25V77H26ZM30 75H31V74H30ZM32 75H33V74H32ZM82 75H83V74H82ZM126 75H130V76H131V77L129 76L130 79H128V77H127ZM195 75H196V74H195ZM213 75L211 76L210 79H212ZM225 75H226V74H225ZM6 76H5V77H6ZM13 76H12V77H13ZM28 76H29V75H28ZM49 76H50V74H49ZM65 76H66V75H65ZM73 76H74V75H73ZM105 76H106V75H105ZM105 76H104V77H105ZM140 76H141V74H140ZM148 76H150V75H148ZM152 76L154 77L155 75H152ZM171 76H172V75H171ZM173 76H174V75H173ZM204 76H206V75H204ZM204 76L201 75L202 78H203ZM207 76H208V74H207ZM209 76H210V74H209ZM223 76H224V74H223ZM246 76H247V75H246ZM249 76H250V75H249ZM259 76H258V77L256 76V77H254V78H255V79H256V78L258 79ZM12 77H11V78H12ZM22 77L24 78V76H22ZM22 77H21V78H22ZM55 77H56V76H55ZM83 77H84V76H83ZM85 77H86V76H85ZM88 77H90V76H88ZM109 77H110V76H109ZM117 77H118V76H117ZM122 77H123V79H122ZM153 77L150 78V81H151L150 84H151L152 82L155 83L154 81H152V79L155 78V77H154V78H153ZM162 77H163V78H162ZM166 77H167V78H166ZM179 77H180V76H179ZM215 77H216V76H215ZM18 78H19V77H17V79H18ZM21 78H20L19 80H21ZM23 78H22V79H23ZM32 78H33V77H32ZM67 78H68V77H67ZM92 78H93V77H92ZM134 78H135V77H134ZM136 78H137V77H136ZM188 78H187V80H186V84H187V82H188ZM202 78L199 79L201 82H203V79H205V78H203V79H202ZM218 78H219V77H218ZM220 78H221V77H220ZM222 78H225V80H227V79H226V78H227L226 76H225V77H222ZM222 78H221V79H222ZM246 78H247V77H246ZM251 78L254 80L253 77H251ZM24 79H25V78H24ZM68 79H69V78H68ZM79 79H80V78H79ZM141 79H142V78H141ZM181 79H182V78H181ZM192 79H191V80H192ZM194 79H195V78H194ZM213 79H214V77H213ZM213 79H212V83L214 82ZM261 79L259 78L260 81L255 80V83H257V82H259V83L262 82V84H263V81H261ZM15 80H16V78H15ZM28 80H29V79H28ZM30 80H31V79H30ZM36 80H37V79H36ZM74 80H75V78H74ZM80 80H81V79H80ZM91 80H92V79H91ZM94 80H95V79H94ZM96 80H95V81H96ZM104 80H105V79H104ZM137 80H138V79H137ZM147 80H149L148 77H147ZM191 80H190V81H191ZM208 80H209V79H208ZM230 80H232V79H230ZM249 80H250V79H249ZM262 80H263V79H262ZM16 81L18 82V80H16ZM23 81L26 82L25 80H23ZM72 81H73V80H72ZM86 81H88V80H86ZM86 81H85V82H86ZM99 81H100V79H99ZM101 81H102V80H101ZM108 81H109V79H108ZM118 81H119V78H118L117 81H115V82H118ZM128 81H125V82H127L126 84H128ZM132 81H133V80H132ZM190 81H189V83H190ZM200 81L197 80L198 85H196V87H195L196 89L199 88V87L197 88V86H199V85L201 86V84H200L201 82H200ZM256 81H257V82H256ZM24 82H23V83H24ZM35 82H36V81H35ZM37 82H38V81H37ZM51 82H52V80H51ZM68 82H69V81H68ZM75 82H76V81H75ZM96 82H97V81H96ZM96 82H95V83H96ZM136 82H137V81H136ZM144 82H145V81H144ZM174 82H175V81H174ZM174 82H173V83H174ZM183 82H184V81H183ZM192 82H193V81H192ZM206 82H207V81H206ZM226 82H227V81H226ZM8 83H9V82H8ZM18 83H19V82H18ZM18 83H17V84H18ZM70 83L72 84V82H70ZM103 83H104V82H103ZM107 83H108V82H107ZM120 83H121V81H120ZM120 83L118 82V84L116 83V85H118V86H119V85H123L124 82H123L122 84H120ZM129 83H131V82H129ZM179 83H180V82H179ZM179 83H178V84H179ZM184 83H185V82H184ZM203 83H204V82H203ZM209 83H211L210 80H209ZM212 83H211V84H212ZM255 83L252 84V87H253V86L255 87V85H256ZM9 84H10V85H8V86H11V82H10ZM14 84H15V83H14ZM37 84H38V83H37ZM66 84H67V83H66ZM91 84H92V82H91ZM93 84H94V83H93ZM139 84H140V83H139ZM141 84H142V83H141ZM159 84H156L155 86H152V85H154V84H151V85H149V86H151V87H150L151 89H153L154 87L157 86V87H156V89H157L158 86H159ZM165 84H163V86L161 85V87H159V88H161V89H160L161 91H160L159 93L162 94V95H160V94L158 93L159 89H158V91H157L156 89H153L154 91H157V92H154V91H152V90L148 87V89H150V92L146 90V91L148 92V93H146V94L148 95L149 93L152 92V94H150V97L153 95L151 98H148V99H150V101L152 100V102H153L156 98H157V99L159 98V97H158L159 95H160V98H161V96H163V93H164V92H162V89L165 87ZM167 84H168V83H167ZM211 84H210V85H211ZM214 84H215V83H214ZM214 84H213V86H215ZM216 84H217V83H216ZM230 84H232V83H230ZM236 84H237V83H236ZM248 84H249V83H248ZM21 85L24 86L23 84H21ZM30 85H31V84H30ZM55 85H56V84H55ZM97 85H98V86H97V89H98V87H99L100 85H99L98 83H97ZM116 85H115L116 88H113V91L116 90V89H119L118 91H120L123 87H125V83H124V85L122 86L121 89H120V87H118V86H116ZM130 85H131V84H130ZM173 85H174V84H172V86H173ZM189 85H190V84H189ZM206 85H207V84H206ZM210 85H209V87H206V88H207V89H206V92H207V93H206V92H205V93H206V95H207V94H208V95H212V97H213L214 94H211L210 92H213V93H214V91H210V92L207 91V90H210V87L213 88V86H210ZM234 85H235V83L233 84V86H234ZM239 85H240V84H239ZM259 85H261V84H259ZM6 86H7V85H6ZM67 86H68V85H67ZM81 86H82V85H81ZM91 86H92V85H91ZM94 86L96 87V85H94ZM94 86H93V87H94ZM142 86H143V85H142ZM146 86H147V85H146ZM169 86H171V84H170ZM187 86H188V85H187ZM187 86H186V87H187ZM191 86H192V85H191ZM13 87H14V86H13ZM16 87H17V86H16ZM30 87H31V86H30ZM57 87H58V86H57ZM75 87H76V86H75ZM85 87H86V86H85ZM95 87H94V88H95ZM117 87H118V88H117ZM127 87H128V86H127ZM127 87H125V89H126ZM133 87H134V86H133ZM152 87H153V88H152ZM167 87H168V86H167ZM167 87H165V88H167ZM175 87H176V85H175ZM183 87L185 88V85H183ZM183 87H182V88H183ZM235 87H236V86H235ZM237 87H238V86H237ZM247 87H248V86H247ZM257 87H258V85H257ZM7 88H8V87H7ZM17 88H18V87H17ZM65 88H66V87H65ZM94 88L90 91L91 93L96 92V91H94V90H97V89H94ZM104 88H105V87H104ZM108 88H109V87H108ZM168 88H169V87H168ZM173 88H174V87H173ZM188 88H189V86H188ZM188 88H186V89L188 90ZM212 88H211V89H212ZM214 88H215V90H217V91H215V92L217 93V92H218V87L215 86ZM214 88H213V89H214ZM226 88H227V87H226ZM13 89H14V88H13ZM13 89H12V90H13ZM21 89H22V88H21ZM21 89H20V90H21ZM24 89H25V88H24ZM72 89H73V88H72ZM76 89H77V87H76ZM88 89H89V88H88ZM111 89H112V88H111ZM125 89H122V90H125ZM170 89H171V88H170ZM170 89H169V90H170ZM189 89H190V88H189ZM252 89H253V88H252ZM257 89H258V90H259V89H262V85H261V88L258 87ZM12 90H11V91H12ZM20 90H19V91H20ZM50 90H52V88H51ZM89 90H90V89H89ZM100 90H101V91L103 90L102 87H101ZM100 90H99V91H100ZM130 90H131V89H130ZM164 90H166V89H163V91H164ZM167 90H168V89H167ZM167 90H166V91H167ZM232 90H235V88L232 89ZM254 90H256V88H255ZM258 90H257V93L259 92V94H260V91H262L263 89H262V90H259V91H258ZM23 91H24V90H23ZM54 91H55V90H54ZM79 91H80V90H79ZM81 91H82V90H81ZM99 91H98V92H99ZM106 91L108 92V90H106ZM106 91H105V92H106ZM110 91H111V90H110ZM110 91H109V93H107V94H110ZM166 91H165V93H166ZM171 91H172V89H171ZM182 91H183V90H182ZM192 91H193V90H192ZM194 91H195V89H194ZM194 91H193V93H194L193 95L195 96V92H194ZM7 92H8V91H7ZM13 92H14V91H13ZM16 92H17V91H16ZM35 92H36V91H35ZM44 92H45V91H44ZM49 92H50V91H49ZM63 92H64V91H63ZM82 92H84V91H82ZM98 92H97V93H98ZM105 92H104V93H105ZM115 92H116V93H115ZM115 92H114V93L117 94V91H115ZM120 92H121L120 96H122L123 93H122V91H120ZM123 92H124V91H123ZM129 92H130V91H129ZM161 92H162V93H161ZM196 92H197V91H196ZM201 92H202V91H201ZM203 92H204V91H203ZM230 92H232V91H230ZM235 92H236V91H235ZM253 92H254V91H253ZM255 92H256V91H255ZM5 93H6V91L4 92V94H5ZM14 93H15V92H14ZM17 93H18V92H17ZM45 93H47V92H45ZM71 93H72V92H71ZM91 93H90V95H91L90 97H94V100H93V101H95V103H96V101H97L98 104L100 103L99 106H98V104H96V106H95V105L93 106V107L96 108V111L99 112V110H100V112H101V113L99 112L100 114H103L102 111H101L102 109H99V108H98V107L101 108V103H102L101 100H102V99H103L102 107H107V108H106L107 110L105 111L106 114L108 113V112H107L108 109H110V108H113V109H114V108H115V107H114V105H115L114 103L118 102V104H120V103H119V99H120V98H118V96H116L115 94H113V92H112L113 96L115 95L114 97L117 98L118 101H115V99L113 98L114 101H115V102H114L113 99L110 98L111 101H110V99H108V100L110 101V102H108V100L105 99V98H107L106 95H105V97H102V99L99 100L100 102H98V100L95 99V98H96V95H95L96 93L94 94L95 96L92 95ZM102 93H103V92H102ZM153 93H155V95H154ZM175 93H177V91H176ZM175 93H174V94H175ZM189 93H190V92H188L187 95H189ZM191 93H192V92H191ZM216 93H215V94H216ZM251 93H252V91H251ZM25 94H26V93H25ZM28 94H29V93H28ZM39 94H40V93H39ZM53 94H54V93H53ZM82 94H83V93H82ZM146 94H144V95H146ZM157 94H158V95H157ZM172 94H173V92H172ZM201 94H202V93H201ZM259 94H258V96L261 97L262 94H261V96H260ZM6 95H7V93H6ZM11 95H12V94H11ZM18 95H20V94H18ZM21 95L23 96V94H21ZM35 95H36V94H35ZM51 95H52V93H51ZM75 95H76V91H75ZM80 95H81V94H80ZM84 95H85V93H84ZM101 95H102V94H101V92H100V97H99V98H101ZM110 95H111V94H110ZM117 95H118V94H117ZM144 95H143V96H144ZM167 95H168V94H167ZM167 95H165V97L163 96L166 100L169 99V98H168L169 95H168V96H167ZM175 95H176V94H175ZM183 95H184V94H183ZM193 95L191 94V98H192V99H193ZM198 95H199V94H198ZM202 95H203V96H206V95H204V93H203ZM228 95H229V94H226V97H228ZM233 95H234V93H232V96H233ZM240 95H241V94H240ZM249 95H250V94H249ZM252 95H253V93L251 94V96H252ZM255 95H256V93H255ZM9 96H10V94H9ZM9 96H7V97H9ZM22 96H21V97H22ZM24 96H25V95H24ZM44 96H45V95H44ZM54 96H55V95H54ZM57 96H58V95H57ZM97 96H98V94H97ZM123 96H124V95H123ZM135 96H136V95H135ZM148 96H149V95H148ZM154 96H157V97L153 98ZM200 96H201V95H200ZM232 96H230V97H232ZM241 96H242V95H241ZM251 96H249L250 98H252V99H250V101H249L248 98H247V100H248L249 102H251V100H252V101L255 100V98L258 97L257 95H256V97L254 96V98L251 97ZM21 97H20V99H21ZM26 97H27V95H26ZM166 97H167V98H166ZM170 97H171V96H170ZM172 97H173V96H172ZM189 97H190V95H189ZM189 97H188V98L185 97V98H187L188 101H189V99H191V98H189ZM207 97H208V96H206V98H207ZM210 97H211V96H210ZM210 97H208V98H210ZM212 97H211V98H212ZM5 98H6V96H5ZM5 98H4V99H5ZM14 98L16 99V96H15ZM23 98H24V97H23ZM23 98H22V99H23ZM50 98H51V97H50ZM52 98H53V97H52ZM61 98H62V97H61ZM77 98H78V97H77ZM77 98H74V99H77ZM83 98H84V97H83ZM99 98H98V99H99ZM146 98H147V96L145 97V101H146ZM160 98H159L158 101H161V102L163 101V106H162V107L166 106L167 104L165 105V100H162L163 98H162V99H160ZM178 98H179V97H178ZM201 98H203V97H201ZM206 98H203V100H204L203 102H206V104H204V103H203V104H204L205 106H206V105H207V106L209 105V111H210V104H211V102L208 104V102H207V101H208V100H207L208 98H207V99H206ZM222 98L225 99V97H222ZM261 98H264V97L262 96ZM261 98H259V100H258V98H257V101H258V102H259V101L262 102V100H260ZM4 99H3V100H4ZM31 99H32V98H31ZM37 99H38V98H37ZM68 99H70V98H68ZM91 99H93V98H91ZM130 99H132V98H130ZM153 99H154V100H153ZM180 99H181V98H180ZM194 99H197V98H194ZM205 99H206V101H205ZM236 99H237V98H236ZM243 99H244V98H243ZM9 100H10V99H9ZM16 100H17V99H16ZM28 100H29V99H28ZM33 100H34V99H33ZM41 100H42V98H41ZM77 100H78V99H77ZM87 100H88V99H87ZM105 100L108 102L107 104H111V103H113V106L110 105L111 107L108 108L109 105H108V106L105 105V104H106V103H104ZM200 100H201V99H200ZM210 100H212V99H209V101H210ZM221 100H222V99H221ZM225 100H226V99H225ZM225 100H223V101L225 102ZM233 100H235V99L233 98ZM238 100H239V99H238ZM5 101H6V100H5ZM25 101H26V100H25ZM54 101H56V100H54ZM83 101H84V100H83ZM89 101H92V100H89ZM93 101H92V103H90V102H89V103L92 105V104H94ZM112 101H113V102H112ZM123 101H124V100H123ZM142 101H143V100H142ZM147 101H148V100H147ZM147 101H146V102H147ZM150 101H149V102H150ZM158 101H156V103H155V102H153V103L151 102L152 105H149V102H147V103H148V105H147V107H148L147 113H149V114L151 113V114H150V117L148 118L147 116H149V114L147 115V113H146V115H143V116H145V117L147 118L146 121H144L143 119H141V118L143 117V116H142V117H140V120H143V121H140V120H139L140 122H142V123L145 122V123L147 124V122H148L147 120H150V118H152V116H153L152 114H153V110L155 109L154 107L156 106V104L159 105V106L156 107V109H157L158 107H159V108L161 107L160 104H162V103H161V102H158ZM167 101H168V100H167ZM167 101H166V103H168L170 100H169L168 102H167ZM185 101H187V100H185ZM188 101H187L188 106H185V108H186V107H190V106H189V103H191V104L193 103V102H191L192 100H191L189 103H188ZM223 101H221V102H223ZM228 101H230V99H229ZM255 101H256V100H255ZM255 101H254V102H255ZM13 102H14V101H13ZM29 102H30V101H29ZM56 102H57V101H56ZM58 102H59V101H58ZM79 102H80V101H79ZM84 102H85V101H84ZM87 102H88V101H87ZM87 102H86V105H87ZM137 102H138V101H137ZM146 102H145V103H146ZM180 102H181V101H180ZM201 102H202V100H201ZM224 102H223V103H224ZM254 102H253V104H251L252 106L249 104V105L251 106V108H253ZM2 103H4V102H2ZM10 103H11V102H10ZM10 103H9V104H10ZM16 103H17V101H15L13 104L16 105ZM44 103H45V102H44ZM89 103H88V105L91 106ZM121 103H122V102H121ZM139 103H140L139 106H141V105H142L141 102H138V104H139ZM145 103H144V101H143V104H145ZM151 103H150V104H151ZM159 103H160V104H159ZM170 103H171V102H170ZM182 103H183V102H182ZM195 103H196V102H195ZM198 103H199V101H198ZM223 103H222V104H223ZM235 103H236V101H235ZM235 103H234V106H235ZM255 103H256V102H255ZM0 104H1V102H0ZM77 104H78V103H77ZM103 104H104V105H103ZM126 104H127V103H126ZM133 104H134V103H133ZM135 104H136V103H135ZM138 104H137V105H138ZM154 104H155V105H154ZM168 104H169V103H168ZM187 104H184V105H187ZM225 104L227 105V103H225ZM237 104H238V102H237ZM237 104H236V105H237ZM247 104H248V102H247ZM256 104H258V103H256ZM260 104H261V103H259L258 105H260ZM32 105H33V102H32ZM36 105H37V104H36ZM49 105H51V103H50ZM65 105H66V104H65ZM170 105H171V104H170ZM196 105H198V104L196 103ZM200 105H202V104H199V105H198L199 107H197V108H198L199 110L197 109V112H199V114L201 113L200 115L202 116V115H203L202 113H203V112H206V110H207L208 108L205 107V106L203 105V106L205 107V111L202 109V111H203V112H202V111H200V110H201V108H202L203 106L201 107ZM211 105H212V104H211ZM226 105H225V107L223 108V110L226 109L225 112H228L227 110H228V108L230 107V105H229L227 108H226ZM242 105H244L243 107L246 106L245 104H242ZM249 105L246 106V107L244 108V110H243V107H242V110H241V109H239V110L237 109V111H238V112H239V111H240V112H241V111H243V112H244V111H247L246 114H253V113L255 114V111H254L255 109H254V108H253V110L250 109ZM5 106H6V105H5ZM12 106H13V105H12ZM40 106H42V105H40ZM72 106H73V105H72ZM89 106H87V107H89ZM97 106H98V107H97ZM129 106H130V105H129ZM150 106H151V108H150ZM153 106H154V107H153ZM191 106H192V105H191ZM237 106H238V105H237ZM256 106H257V105H254V107H256ZM2 107H4V104H3ZM17 107H19V106L17 105ZM31 107H32V106H31ZM81 107H82V106H81ZM87 107H86V108H87ZM93 107H91V109H92ZM120 107H122V106H120ZM141 107H142V106H141ZM141 107H140V109L143 108V107H142V108H141ZM144 107H145V108H144L143 112L145 113V109H147V108H146V106H144ZM167 107H168V106H167ZM167 107H165V108H167ZM172 107H173V106H172ZM181 107H183V106H181ZM200 107H201V108H200ZM204 107H203V108H204ZM211 107H212V106H211ZM222 107H223V106H222ZM239 107H241V106H239ZM0 108H1V107H0ZM9 108H10V107H9ZM53 108H54V107H53ZM62 108H63V107H62ZM66 108H67V107H66ZM86 108H85V109H86ZM117 108H118V105L116 104V109H117ZM126 108H127V107H126ZM136 108H137V107H136ZM183 108H184V107H183ZM195 108H196V107H195ZM235 108H236V106H235ZM247 108H249V109H247ZM5 109H6V108H5ZM10 109H12V108H10ZM97 109H99V110H97ZM113 109H111V110H109V111H112ZM116 109L114 110L115 112L112 111V114H109V115L111 116L112 119H113L112 116L115 117V114H116V112H117ZM138 109H139V108H138ZM149 109H150V110H149ZM151 109H153V110H151ZM180 109H182V108H180ZM186 109H187V108H186ZM186 109H185V110H186ZM189 109H190V108H189ZM189 109H187V110H189ZM212 109H213V108H211V110H212ZM230 109H232V107H230ZM230 109H229V111H230ZM259 109H261V107H260ZM259 109H258V107H257V111H258ZM262 109H264V108H262ZM2 110H3V108H2ZM7 110H8V109H7ZM7 110H6V111H7ZM14 110H15V109H12V111H9V110H8L9 112H7V113L9 114L10 112H13ZM16 110H17V109H16ZM31 110H32V109H31ZM46 110H47V109H46ZM64 110H65V108H64ZM71 110H72V109H71ZM76 110H77V109H76ZM78 110H79V109H78ZM80 110H81V109H80ZM83 110H84V108H83ZM87 110H88V111H84L85 113L88 112V113H86V114H85L84 112H82V113H84L85 117H86V115H88V114L91 112L90 107L87 108ZM93 110H95V109H92V111H93ZM134 110H135V109H134ZM174 110H175V109H174ZM176 110H177V109H176ZM185 110H184V113H185ZM187 110H186V112H188ZM220 110H221V109H220ZM223 110H222V112H223ZM235 110H236V109H235ZM248 110H249V111H248ZM17 111H19V109H18ZM22 111H23V110H22ZM41 111H42V110H41ZM44 111H45V110H44ZM53 111H55V110H53ZM66 111H67V110H66ZM66 111H65V112H66ZM89 111H90V112H89ZM96 111H93V112H91V113H93V115H94V113H95ZM131 111H132V110H131ZM141 111H142V110H141ZM150 111H151V112H150ZM156 111H157V110H156ZM161 111H163V109H162ZM180 111H181V110H180ZM193 111H194V110H193ZM207 111H208V110H207ZM237 111H236V112H237ZM257 111H256V113H257ZM262 111H263V110H261V112H258V113L260 114V113H262ZM14 112H16V111H14ZM14 112H13V113H10V114H14ZM20 112H21V109H20ZM28 112H29V111H28ZM30 112H31V111H30ZM139 112H140V110H138V112L135 111V113L138 114V116H137V115L135 116V114H133V115L135 116V119H136L137 117H138V119H139V115H140ZM166 112H168V111H166ZM190 112H192V110H190ZM211 112H212V111H211ZM211 112H206V113H204L205 115H206L207 113H208V114H207V116H205V117H204V115H203V119H199L201 116L199 117V114H197V115L195 114L193 119H196V120H197V118L199 117V118H198L199 123H200L202 120H203V122H204L206 119L208 120L207 117L212 116L211 114H209V113H211ZM230 112H232V111H230ZM230 112H229V113H230ZM238 112H237V113H238ZM240 112H239V115H240V116H241V115H244V119L242 118V116L239 117V115L237 114V115H238V118H239L238 120L241 119V121H242V119H243V121H244V120H247V119L249 118V120H247V122L249 121L248 123H250V124L253 123V122H250V121H251L250 119H252V116H249V117L247 118V115L244 114L245 112H244L243 114H242V112H241V113H240ZM251 112H252V113H251ZM3 113H4V112H3ZM38 113H39V112H38ZM72 113H73V112H72ZM113 113H114V115H113ZM154 113H156V112H154ZM158 113H159V112H158ZM195 113H196V111H195ZM220 113H221V112H220ZM232 113H233V112H232ZM232 113H230V114H232ZM4 114L7 116L6 112H5ZM17 114H18V113H17ZM36 114H37V113H36ZM43 114H44V112H43ZM69 114H70V113H69ZM96 114H97V112H96ZM96 114H95V118H96ZM100 114H98V116H97V118H96V119L99 118V119L97 120V122H95L96 120L93 121L92 118H90V121L92 120V121H93V122H92L93 124L97 123V127H99V128H101V124H100L101 121L105 120V119L107 118L106 116L108 115V114H107V115L105 114V115H106V116H105L104 114H103V115H100ZM128 114H130V113H128ZM161 114H162V115H160V113H159V115H160V116L162 117V119H163V118H164L163 115L165 114L164 111H163V113L161 112ZM182 114H183V113H182ZM182 114H181V115H182ZM226 114H227V113H226ZM254 114H253V117L256 115V114H255V115H254ZM259 114H257V116L254 117V118H253L254 120H252V121H255V122H257V123H258V122L260 123V121H258L259 119H257V118H260V117H261V115L259 116ZM1 115H2V114H1V112H0V116H1ZM5 115H4V116H5ZM78 115H79V114H78ZM80 115H82V114H80ZM93 115L91 114V116H93ZM109 115H108V117H109ZM118 115H119V113H118ZM120 115H121V114H120ZM123 115H124V114H123ZM141 115H142V114H141ZM151 115H152V116H151ZM159 115H158V116H159ZM166 115H167V114H166ZM208 115H209V116H208ZM221 115H223V114H221ZM235 115H236V114H235ZM235 115L233 114V116H235ZM245 115H246V117H245ZM262 115H263V114H262ZM2 116H3V115H2ZM4 116H3V118H4ZM11 116H12V115H11ZM14 116H16V117L14 118V122L16 123V122H17V119H16V118H18V117H17V115H14ZM18 116H19V115H18ZM29 116H31V115H29ZM76 116H77V114H76ZM100 116H101V117H100ZM103 116H104V117H103ZM116 116H117V114H116ZM121 116H122V115H121ZM128 116H129V115H128ZM183 116H184V115H183ZM192 116H193V115H192ZM196 116H197V117H196ZM215 116H216V115H215ZM219 116H220V114H219ZM225 116H226V115H225ZM233 116H230V118L234 119L235 117H237V116H235V117H233ZM9 117H10V115H9ZM21 117H22V116H21ZM65 117H66V116H65ZM70 117H71V116H70ZM70 117H69V118H70ZM72 117H73V116H72ZM72 117H71V118H72ZM93 117H94V116H93ZM105 117H106V118H105ZM119 117H120V116H119ZM155 117H157V115H156ZM168 117H169V116H168ZM186 117H187V116H186ZM212 117H214V114H213ZM220 117H223V120H224V116H220ZM3 118H2V119H3ZM5 118H6V119L3 120V123H4V121L7 120L8 117H5ZM12 118H13V117H12ZM12 118L10 117L9 120L12 119ZM27 118H28V117H27ZM62 118H63V116H62ZM79 118H80V116H79ZM79 118H78V119H79ZM86 118H87V119H86ZM86 118H85V119L88 120L89 116H87ZM100 118H101V120H100ZM102 118H105V119L102 120ZM116 118H118V117H115L114 119H116ZM173 118H174V117H173ZM178 118H179V119H182L183 117L180 118V116H179ZM178 118H177V120H178ZM190 118H191V117H188V119H190ZM204 118H205V119H204ZM210 118H211V117H210ZM245 118H247V119H245ZM262 118H264V117H262ZM15 119H16V121H15ZM18 119H19V118H18ZM36 119H37V118H36ZM72 119H73V118H72ZM81 119H82V116H81ZM107 119H108V118H107ZM109 119H110V118H109ZM112 119L109 120V121H110V124H112V121H115V120H112ZM126 119H127V118H126ZM144 119H145V118H144ZM160 119H161V118H159V120H160ZM170 119H171V118H170ZM175 119H176V118H175ZM186 119H187V118H186ZM186 119H185V120H186ZM191 119H192V118H191ZM193 119H192V120H193ZM213 119H214V118H213ZM219 119H220V118H219ZM219 119H218V120H219ZM228 119H229V116H228ZM232 119H229V120H232ZM0 120H1V119H0ZM111 120H112V121H111ZM153 120H154V118H153ZM157 120H158V118H157ZM157 120L155 121V123H157ZM159 120H158V121H159ZM196 120H193L194 123L191 121L190 123H192V125L189 123V127H188V126L185 127L186 131L183 132V133H181V134H180V137H177V143H178V140H179V141H181V144H180V143H178V144H174V146L176 145V147H177V145L180 144V149L183 147L184 149H183V148H182V149H183L184 152H185V151L187 152V149L190 148V146H191L192 148H193V146H195V145H193V146H192V145H189V144H191L190 142H189V144H188V143H187V144H184L183 142H185L186 140H187V141H191L190 138H193L194 135H195V133H197V132H195V131H196V129L198 128V125H200L201 123L199 124V123H198V120H197V121H196ZM200 120H201V121H200ZM209 120H210V119H209ZM214 120H215V119H214ZM234 120H236V119H234ZM234 120H232V121L234 122ZM256 120H257V121H256ZM261 120H262V119H261ZM12 121H13V120H12ZM18 121H20V120H18ZM56 121H57V120H56ZM77 121H79V120H77ZM84 121H85V120H83V123H84ZM107 121H108V120H107ZM107 121H106V122H107ZM109 121H108V123H109ZM135 121H136L137 123L139 122V121H137V120H135ZM182 121H183V120H182ZM189 121H190V120H189ZM210 121H211V120H210ZM219 121H220V120H219ZM221 121H222V120H221ZM226 121H227V120H225V121H223V122L225 123ZM232 121H229V125H233V128H234V123H233ZM236 121H237V120H236ZM236 121H235V123H237ZM241 121H239V123H242ZM262 121H263V124L260 123V124H261V127H263L262 125H264V119H263ZM51 122H52V121H51ZM79 122H80V121H79ZM79 122H77L76 124L78 125ZM104 122H105V121L102 122L103 125L105 124ZM125 122H126V121H125ZM132 122H133V121H132ZM136 122H135V128H133V129H136V127H137V126H136ZM140 122H139V123H140ZM160 122L162 123L163 120H162V121H159L158 123H160ZM166 122H167V120H166ZM173 122H175V120H174ZM185 122L187 123V121H185ZM195 122H197V123H195ZM205 122H206V121H205ZM3 123H2V124H3ZM6 123H7V122H6ZM55 123H56V122H55ZM90 123H91V122H88L87 124H86V123H85V124H86V125H89L90 127H91V125H92V127H91V131H90L89 127H88V130H89L91 133H89V131L86 129V130H84L86 134H84V133H83V134H84V135H87V133H88V135L90 134L89 136H92L93 133H96V132H97L95 135H96V136H97V135H98V136L101 135L102 138H103V135H104L103 132H104V131H103V132L101 131L102 133H100V135H99L98 131L100 132V129H99V128L97 129V127H95L96 125H95V126H94L93 124L90 125ZM113 123H114V122H113ZM118 123H119V122H118ZM118 123H116V125H117ZM145 123H143V124H145ZM158 123H157V127L161 124V123H160V124H158ZM178 123H179V122H177V124H178ZM208 123H209V122H208ZM208 123H204L205 126H206ZM216 123H217V122H216ZM216 123L213 122V125L216 124ZM221 123H222V122H221ZM224 123H223V124H224ZM230 123H232V124H230ZM245 123H246V121H245ZM245 123H242V124H241V125H242V128H243L244 130H245L244 127H245L246 125H248V123H246V124H245ZM257 123H256V124L253 123V128H250V127L248 126V127H249V128L247 127L248 130H249V129H252L253 132L255 131V133H256L257 131H256V129H254V128H258L259 123H258V125H257ZM2 124H0V126H2ZM16 124H17V123H16ZM18 124H19V122H18ZM37 124H38V120H37ZM49 124H50V123H49ZM61 124H63V123L61 122ZM73 124H74V123H73ZM80 124L82 125V126L80 127V129H81V131H82V128L84 129V127H85L86 125L83 126L82 123H80ZM149 124H151L150 121H149ZM149 124H148V126H149ZM152 124H153V123H152ZM152 124H151V125H152ZM174 124H176V123H174ZM193 124H194V125H193ZM196 124H197V127H196ZM204 124L202 123V125H200V127L202 126L201 128H204V127H203ZM243 124H245V125H243ZM254 124H255L256 127L254 126ZM4 125H5V124H4ZM4 125H3V126H4ZM8 125H9V124H8ZM13 125H14V123H13ZM35 125H36V123H35ZM99 125H100V126H99ZM106 125H107V126H110V125H108V124H106ZM141 125H142V124H140V126H141ZM161 125H162V124H161ZM161 125H160V127H161ZM180 125H181V124H180ZM187 125H188V124H187ZM208 125L212 128V131H210L211 133L213 132V129H216V130H217V129L219 128V127H218V128H214V127H212L210 124H208ZM216 125H217V124H216ZM25 126H26V125H25ZM67 126H68V125H67ZM71 126H72V125H71ZM104 126H105V125H104ZM118 126H119V125H118ZM138 126H139V124H138ZM164 126H165V124H164ZM168 126H169V125H168ZM175 126H176V125H175ZM184 126H185V123H184ZM191 126H193V128H194V126L196 127V128L194 129V130H195L194 132H193V130H192V132H193L194 134H193V133L191 132V130H190V129H192ZM214 126H215V125H214ZM218 126H220V124H218ZM227 126H228V125H227ZM227 126L225 125V127H226L225 129H226L227 132L229 133L230 129H228ZM235 126H236V125H235ZM239 126H240V125H239ZM7 127H8V126H7ZM9 127H10V126H9ZM14 127H15V125H14ZM45 127H46V126H45ZM75 127H76V125H74V128H75ZM93 127H95V128L97 129V131H96V129H95L96 132L93 130V129H94ZM102 127H103V126H102ZM105 127H106V126H105ZM105 127H103V128H105ZM127 127H128V126H127ZM127 127H126V128H127ZM129 127H130V128H129ZM129 127H128V129H127L128 132L126 131L127 135H122L123 137H120V139H121V138L123 139V138L126 136L127 138L125 137V139L127 140L128 137H129V139H130V136H129V135H131V134H135L134 131H136V130H133V129H132L133 132L130 133V131H131V130H130V129H131V126H129ZM132 127H133V126H132ZM152 127L155 128V127H156V124H155V125L153 124ZM172 127H173V126H172ZM190 127H191V128H190ZM200 127H199V128H200ZM215 127H217V126H215ZM236 127H237V131H238V125H237ZM240 127H241V126H240ZM240 127H239V129H240ZM251 127H252V125H251ZM261 127H259V130H258L259 132H260ZM5 128H6V127H5ZM32 128H33V127H32ZM40 128H41V127H40ZM48 128H49V127H48ZM50 128H51V127H50ZM74 128H72V130H74V131H73L74 134H73V133H70L71 130L69 129V133H68V135L71 134V135H74V137L77 135L76 138H78V134H75V133H77V131L79 130V125H78L77 129L75 128L77 131H76ZM92 128H93V129H92ZM107 128H109V127H107ZM121 128H122V127H121ZM142 128H143L144 130H146V131H143ZM146 128H147V127H145V126H141V127H139V131H138L139 133H136L137 136H136V135H135V136L132 135V136L134 137V138L132 137L133 141H137V142H138L139 138L141 137V136L138 135V134H140V132H141L140 130H142V131L144 132V135H143V132H142V134H141V135H143V136H142L143 138L145 137V135H148L149 133L152 134L153 132H155V131L157 130V128H156V129H151V127H150V128H147V129H146ZM158 128H159V127H158ZM168 128H169V127H168ZM168 128H167V129H168ZM175 128L178 129L177 127H175ZM175 128H174V129H175ZM180 128H181V127H180ZM182 128H183V127H182ZM182 128H181V129H182ZM199 128H198V129H199ZM201 128H200V129H201ZM211 128H210V129H211ZM242 128H241L240 130H242ZM247 128H246V130H247ZM0 129H2V128H0ZM3 129H4V128H3ZM29 129H30V128H29ZM29 129H28V130H29ZM62 129H63V128H62ZM110 129H111V128H110ZM148 129H149L150 131L152 130L153 132H152V131L150 132ZM161 129H162V128H161ZM210 129L207 128L208 131H207V130H206V131L209 132ZM223 129H224V128H223ZM225 129L223 130V132L220 133L221 135H220V134H218V135H220V136H222V135H225V136H227V135L229 136V135H230V136H232V137H229V139H228V136H227V137H226V141H228V143H229V140H233V141H235V143H236L235 149H236V147L238 146L237 144H239V141H240V140L237 141L238 138H237L236 140L233 139V137L235 136L234 133H233V130H234V129H233L232 131H230V132L233 133V135L230 134V133L227 134V132H225ZM13 130H14V129H13ZM39 130H40V129H39ZM92 130H93L94 132H93ZM101 130H102V129H101ZM121 130H122V129H121ZM147 130L149 131V133H147ZM154 130H155V131H154ZM158 130H160V129H158ZM169 130H170V129H169ZM183 130H184V129H183ZM202 130H203V129H202ZM216 130H215V131H216ZM228 130H229V131H228ZM246 130H245V131H246ZM248 130H247V132H249ZM5 131H6V129H5ZM7 131H9V128H8ZM7 131H6V132H7ZM11 131H12V129H11ZM20 131H21V130H20ZM34 131H35V130H34ZM50 131H51V130H50ZM54 131H55V130H54ZM66 131H67V130H66ZM167 131H168V130H167ZM189 131H190V132H189ZM198 131H199V130H198ZM200 131H201V130H200ZM204 131H205V130H204ZM204 131H203V132H204ZM220 131H222V129H221ZM234 131H235V130H234ZM29 132H30V131H29ZM37 132H38V131H37ZM62 132H63V131H62ZM62 132H61V133H62ZM71 132H72V131H71ZM78 132H80V131H78ZM82 132H83V131H82ZM108 132H109V131H108ZM111 132H112V131H111ZM156 132H157V131H156ZM156 132H155V133H156ZM165 132H166V131H165ZM181 132H182V131H181ZM247 132H246L247 135H251V134H250L251 132H250L249 134H248ZM263 132H264V130H263ZM14 133H15V132H14ZM16 133H17V132H16ZM50 133H51V132H50ZM123 133H124V132H123ZM129 133H130V134H129ZM155 133H154V134H155ZM158 133H159V132H158ZM191 133H192V137H191ZM198 133H199V132H198ZM198 133H197V134H198ZM201 133H202V132H200V135H201ZM211 133L209 134L210 136H208L209 138H212V137H211ZM224 133H225V134H224ZM240 133H242V131H241ZM243 133H244V131H243ZM6 134H7V133H6ZM65 134H66V133H65ZM107 134H108V133H107ZM112 134H113V132H112ZM124 134H125V133H124ZM151 134L147 136V139L145 140L146 143H147L148 141L151 140V141L149 142V144H152L151 142L153 141V140H152L153 137L155 138V135H151ZM182 134H183V139H182ZM206 134H208V133H206ZM213 134H214V133H212V136H213ZM216 134H217V132H216ZM216 134H214L215 136H213V137H217L218 135L216 136ZM236 134L239 135L238 132H237ZM258 134L260 135V133H258ZM3 135H4V137H6L5 134H3ZM7 135H8V134H7ZM9 135H11V134H9ZM31 135H32V134H31ZM38 135H39V134H38ZM50 135H52V134H50ZM71 135H70V136H71ZM81 135H82V134H81ZM81 135H80V136H81ZM84 135L81 136V139H82L83 137L86 138V136H84ZM88 135H87V136H88ZM93 135H94V134H93ZM242 135H243V134H242ZM242 135H241V136H242ZM252 135H253V133H252ZM254 135H255V134H254ZM254 135H253V136H254ZM11 136H12V135H11ZM19 136H20V135H19ZM48 136H49V135H48ZM54 136H55V135H54ZM70 136H69V137H70ZM96 136H94V137H95L94 140H92L93 137H91V138H92L91 141H95V140L98 138V137H96ZM110 136H111V135H110ZM118 136H119V135H118ZM120 136H121V135H120ZM138 136H139V138H138ZM149 136H151V138H149ZM152 136H153V137H152ZM176 136H177V135H176ZM188 136H189V139H188ZM195 136H196V135H195ZM197 136H199V135H197ZM201 136H202V135H201ZM241 136L239 135V137H241ZM244 136H245V134H244ZM43 137H44V136H43ZM72 137H73V136L70 137L71 140L73 139L75 142L72 140L70 143H68L70 147H71V143L74 145V144H76V141L78 142V141H82V140L84 139V138H83L82 140H80V139L76 140V138H74V137L72 138ZM142 137H141V138H142ZM156 137H157V135H156ZM160 137H161V136H160ZM162 137H163V136H162ZM202 137H203V136H202ZM204 137H206V135H204ZM222 137H223V136H222ZM222 137H220V138H222ZM245 137H247V136H245ZM245 137H244V138H245ZM249 137H250V136H249ZM258 137H259V136H258ZM258 137H257V138L254 137V138H255L256 140H258V139H259ZM261 137H263V135H262ZM15 138H16V137H15ZM99 138H100V137H99ZM99 138H98L97 140H99ZM106 138H108V137H106ZM109 138H110V137H109ZM141 138H140L139 141L142 142L143 138H142V139H141ZM145 138H146V137H145ZM172 138H173V137H172ZM178 138H179V139H178ZM184 138H187V139H185V141H184ZM194 138H195V137H194ZM196 138H197V137H196ZM220 138H219V136H218L217 140H219ZM224 138H225V137H224ZM224 138H222V139H224ZM235 138H236V137H235ZM241 138H243V137H241ZM254 138H250V139H254ZM263 138H264V137H263ZM5 139H6V138H5ZM5 139H4V141H5ZM21 139H22V138H21ZM28 139H29V138H28ZM87 139H88V138H87ZM110 139H111V138H110ZM122 139H121V140L118 139V140H119V143L121 142V144H122V146H123V142H125L126 140H123V142H122ZM134 139H138V140H134ZM173 139H174V138H173ZM180 139H182V140H180ZM205 139H206V138H205ZM214 139H216V138H214ZM214 139L212 138V141H213ZM227 139H228V140H227ZM7 140H8V139H7ZM18 140H19V139H18ZM41 140H42V139H41ZM69 140H70V139H69ZM85 140H86V139H84V140L82 141V143H84ZM89 140H90V137H89ZM97 140H96L95 143H98L99 141H100V143H101V138H100L99 141H97ZM103 140H105V139L103 138ZM103 140H102V143H103ZM162 140H163V139H162ZM171 140H172V139H171ZM192 140H193V139H192ZM217 140H216V143H215L214 141L211 142L210 145L212 146V143H214V145L212 146L213 148H210L211 146L209 145V146H210V147H209L210 149H213V150H214V146L218 143ZM224 140H225V139H224ZM224 140H223V141H224ZM241 140L243 141V139H241ZM244 140H245V139H244ZM25 141H26V140H25ZM37 141H38V140H37ZM46 141H47V140H46ZM46 141H45V143H46ZM106 141H107V140L104 141V144H100V145H101V146H102V145L104 146L105 143H106ZM116 141H117V140H116ZM127 141L129 142L130 140H127ZM133 141H132L133 144H131V145L129 146V148H128V145H126V146H127V149H128V152H129V150H132V151H133V148H134V149H135V148H138V150L141 148V147L139 146V145H142L141 142H140V143L138 142V143H139V145H138L137 143H134ZM154 141H155V139H154ZM154 141H153V142H154ZM172 141H174V140H172ZM172 141H171V143H172ZM175 141H176V139H175ZM175 141H174V142H175ZM182 141H183V142H182ZM187 141H186V142H187ZM195 141H196V140H195ZM226 141H224V143H225ZM233 141H230V142H233ZM236 141H237V142H236ZM242 141H240V142H242ZM248 141H250V140L247 139V142H248ZM253 141H254V140H251V142H253ZM259 141L261 142L260 145H263V146H264V144H263L264 142H262L261 138H260ZM7 142H8V141H7ZM17 142H18V141H17ZM17 142H16V143H17ZM58 142H59V141H58ZM66 142H67V140H66ZM86 142L89 143L90 141L86 140ZM130 142H131V141H130ZM145 142H144V140H143V144H145V145L142 146V148H143L142 150L137 151L138 154L135 152L136 154L133 153V154H135V155L131 156L132 153L129 152V156H128V158L133 157V158H131V159H134L133 161H137V163L139 162V164H135V163H134V164H135V165H134L132 160H130V161H132L131 164L128 163V162H127V163L130 164L129 166H131V165L133 164V166H135V167H133V166H132V167H133V169H135L137 172H138V171L141 169V167H142V164L140 165V163H142V161L147 162V160H148V159H147V160L145 159V158L147 157V155H146V157H145V156H144V155H145L144 153H145L147 150H148V151H147L146 154H149V153H150L149 151L152 152V150H149V149H151V148L153 147L152 145L155 143V142H154V143L151 145V148H147V147L150 146V145H149L148 143L146 144ZM174 142H173V143H174ZM186 142H185V143H186ZM204 142H205V141H204ZM206 142L208 143V139H207ZM247 142L243 141L241 144H243V143L246 144ZM256 142H257V141L254 142V145H253V146H257V147H256L257 150H256L255 147H253V146H250V147H253V149H254V151L252 150V153H253V152H254V153H257V152H258L257 155H256V159L258 160V158H259L258 155L260 156V154H261L259 151H261L262 148H261V149L258 148V145H259V144L255 145ZM9 143H10V142H9ZM13 143H14V142H13ZM55 143H56V142H55ZM78 143H79V142H78ZM78 143H77V145H75V147H76V146H77V147L79 146ZM87 143L85 144V145H86L85 147H83L82 144L80 143V145L82 146L81 149H84V151H82V150L79 148L82 152H81L79 149H76V148H75V151H76V152H77V150L79 151V152H77V154L79 153V156H78V155L76 154V152H75L74 155H75V157H76V155H77V156H78V157H77L78 159L76 160V162H75V161L73 162V160H72L73 164L75 163L74 165L72 164L73 167H75V165H77L76 163L78 162L79 159L81 160V158H80L81 155H82L81 157L83 158L85 164H87V163H88V164H89V163H94V162L97 161V160H95V158H97V156H96L95 158H93L94 161L91 160V161H93V162H87V161L89 160L90 157L88 158V160L85 159V158H87V156L89 155L88 153H90V151H92V150L89 151V148H87L88 146H90V144H91L90 149H91L92 146H93V147H96V148H94L96 151H100V150H98L97 146H94V144H95L94 142H92V143H90V144H88V145H87ZM108 143H109V142H108ZM108 143H107V144H108ZM112 143H113V142H112ZM116 143L118 144V142H116ZM125 143H126V142H125ZM125 143H124V144H125ZM167 143H168V142H167ZM222 143H223V142H222ZM226 143H227V142H226ZM228 143H227V144H228ZM233 143H234V142H233ZM233 143H232V144H233ZM3 144H4V143H3ZM3 144H2V145H3ZM6 144H7V143H6V141H5V145H6ZM40 144H41V143H40ZM60 144H61V143H60ZM117 144H116V147H118V148H117V150H118L120 145L118 146ZM128 144H129V143H128ZM135 144H136V146H137V145H138V146L135 147ZM169 144H170V140H169ZM183 144H184L185 146H184ZM192 144H194V142H193ZM218 144H219L220 147H222V146H221L222 144H220V143H218ZM250 144H251V143H250ZM2 145L0 144V149H1V146H2ZM23 145L26 146L27 143H26V145H25V143H23ZM32 145H33V144H32ZM41 145H42V144H41ZM100 145H99V147H100ZM132 145H134V146H132ZM146 145H148V146H146ZM157 145H158V144H157ZM181 145H182V146H181ZM187 145H189V147H188ZM201 145H202V144H201ZM228 145H229V144H228ZM234 145H235V144H234ZM6 146H7V145H6ZM6 146H5V147H6ZM114 146H115V145H114ZM126 146H125V147H126ZM154 146H156V145L154 144ZM174 146H173V144H172V149H173ZM198 146H199V145H198ZM198 146H197V147H198ZM223 146H224V144H223ZM230 146H232V145H230ZM242 146H243V145H242ZM242 146H240V148H242ZM245 146H246V145H245ZM245 146H243V147H245ZM248 146H249V145H248ZM263 146H259V147H263ZM3 147H4V145H3ZM52 147H53V146H52ZM58 147H59V146H58ZM61 147H62V146H61ZM61 147H60V148H61ZM70 147H69V149H70ZM72 147H73V146H72ZM72 147H71V149L74 151V149H73ZM120 147H121V146H120ZM145 147H146V148H145ZM162 147H163V146H162ZM197 147H196V148H197ZM215 147H216V146H215ZM225 147H226V144H225ZM12 148H13V147H12ZM24 148H26V147H24ZM36 148H37V147H36ZM62 148H63V147H62ZM64 148H65V147H64ZM85 148H87L88 152L86 151ZM114 148H115V147H114ZM144 148L147 149V150L144 151V150H145ZM153 148L155 149V147H153ZM153 148H152V149H153ZM156 148H157V147H156ZM167 148H168V147H167ZM174 148H175V147H174ZM178 148H179V146H178ZM185 148H187V149H185ZM196 148H195V150H196ZM232 148H234V146H233ZM232 148H230V149H232ZM237 148H238V147H237ZM3 149L6 150V149H8V148H3ZM29 149H30V148H29ZM33 149H34V148H33ZM54 149H55V150H54ZM57 149H58V148H57ZM57 149H56V148H53L52 150L56 151ZM94 149H93V150H94ZM123 149H124V148H123ZM154 149H153V150H154ZM163 149H164V147L162 148V150H163ZM193 149H194V148H193ZM200 149H201V147H200ZM200 149H198V150L200 151ZM220 149H222V151H223V150H224V147H223V148H220ZM226 149H228V148H225V150H226ZM238 149H239V148H238ZM244 149H245V148H243V150H244ZM251 149H252V148H251ZM259 149H260V150H259ZM5 150H4V151H5ZM15 150H16V149H15ZM22 150H23V147H22ZM24 150H25V149H24ZM64 150H65V149H64ZM72 150L69 151V153L72 152ZM95 150H94L93 152H95ZM119 150H121L119 153H121L122 156L126 155V154H125V153H126V152H125L126 149L122 151V148H121V149H119ZM175 150H177V149H175ZM178 150H179V149H178ZM188 150H189V149H188ZM191 150H192V149H191ZM191 150H189L190 153H185V154H184V152H183L182 150L178 151L179 153L176 152V154L173 153V152L171 151V152H172V157H173V154H174L175 160L177 159V161H179V160H178L179 156H181V157L183 156V158H185V157L187 156L186 154H191ZM195 150H193V151H194V154H195ZM198 150H197V151H198ZM213 150H212V151H213ZM218 150H219V148H218ZM240 150H241V149H240ZM240 150H239V151H240ZM243 150H242V151H243ZM262 150H264V149H262ZM7 151H8V150H7ZM25 151H26V150H25ZM25 151H24V153H25ZM48 151H49V150H48ZM134 151H136V150H134ZM134 151H133V152H134ZM141 151H142L143 153H142ZM159 151L161 152V150H159ZM163 151L165 152V153H163L164 155H163L162 153H160L161 156H160V155H157V156H159V157L162 158V155H163V156L165 157V154H166L167 152H166L165 150H163ZM173 151H174V150H173ZM193 151H192V154H193ZM207 151H208V150H207ZM209 151H210V150H209ZM212 151H211L210 154L213 153ZM230 151H232V150H230ZM245 151H247V149H246ZM249 151H250V150H249ZM21 152H22V151H21ZM43 152H44V151H43ZM59 152H60V151H59ZM62 152H63V151H62ZM80 152H81L82 154H81ZM86 152H87V153H86ZM114 152H115V151H114ZM122 152H123V153H122ZM181 152H183V153H181ZM218 152H219V151L215 152L216 159L219 158V157H221V156H219V154H220L221 152H220V153H218ZM226 152L228 153L227 150H226ZM2 153H3V155H4V153H6V156H7V154H8L7 152H2ZM2 153H1V154H2ZM10 153H12V152H10ZM16 153H17V152H16ZM24 153H23V154H24ZM26 153H27V152H26ZM44 153H45V152H44ZM52 153H53V152H52ZM52 153H51V155H52ZM63 153H64V155H65V153H67L66 150H65ZM63 153H62V154H63ZM72 153H73V152H72ZM72 153H71V155L67 153V155H65V156L70 155V157H68V158L71 159V157H73V156H72ZM83 153H84V154L86 153V154H85V155H86L85 158H84L85 155L83 156ZM97 153H98V152H97ZM97 153L95 152V155H96ZM99 153H101V152H99ZM117 153H118V152H117ZM197 153H198V152H197ZM217 153H218V154H217ZM224 153H225V152H224ZM224 153H223V155H224ZM227 153H225V155H226ZM230 153H232V152H230ZM237 153H238V150H237L236 155H235L236 157L239 155V154H237ZM241 153H244V152H241V151H240V154H241ZM249 153H250V152H249ZM1 154H0V155H1ZM20 154H21V153H20ZM31 154H32V153H31ZM37 154H38V153H37ZM56 154H57V153H56ZM140 154H141V155L143 154V155H142L143 158L145 157L143 160L140 159V157H141ZM169 154H170V153H169ZM179 154H181V155H179ZM182 154H183V155H182ZM200 154H201V153H200ZM64 155L61 156V158H62L63 161H62V160L59 161L61 165H60V164H59L60 166L57 165V166H58V167H57V168H58V171L60 170V169H59V167H60V168H62V169H61L62 171H63V170H64V171L66 170L67 172H68V171L72 172V170H71V169H72V168H71L72 165L70 166V168L68 167V166L70 165V163L68 162L69 159H67V157H65ZM92 155H93V156H92ZM92 155L90 154V156H92V157L95 156L94 153H93ZM119 155H120V154H119ZM121 155H120V156H121ZM127 155H128V154H127ZM137 155H138L139 157H138ZM175 155H177V156H175ZM185 155H186V156H185ZM195 155H196V154H195ZM217 155H218L219 157H217ZM223 155H222V156H223ZM225 155H224V156H225ZM228 155H229V153L227 154V156H228ZM245 155H247V153H245ZM252 155L254 156L255 154H252ZM262 155H263V154H262ZM23 156L26 157L25 154L22 155V157H23ZM45 156H46V155L44 154V157H45ZM99 156H100V155H99ZM122 156H121L120 158H118V159L120 160V159L122 158ZM136 156H137L138 158H136ZM150 156H151V155H149V157H150ZM189 156L192 157V155H188V157H189ZM209 156H210V155H209ZM209 156H208V157H209ZM215 156L213 155L212 158H214ZM235 156H233V157H235ZM243 156H244V154H243L242 156H239V157H241V159H243V158H242ZM249 156H250V155H249ZM20 157H21V155H20ZM22 157H21L20 161L22 160ZM75 157H73V158H75ZM100 157H101V156H100ZM124 157H125V156H124ZM126 157H127V156H126ZM126 157H125V158H126ZM134 157H135V158H134ZM164 157H163V158H164ZM166 157H167V155H166ZM169 157H170V156H169ZM172 157H171V160H172V161H171V160H170V161L173 162V164H172L171 162H169V163H171V164L168 165V166H170V167H169L167 170L164 169L166 172L164 173L165 175H164L163 180H162V184H163V185H162V186H163V187H162V188H163V192L161 191V194H162V195H161V194L159 195L158 190H156V189H155V191H154V189H153L152 193H150L151 191L149 192V194L153 195V202H154V203L151 201V202L153 203L151 208H153V205H154V210H155V209L157 210V208H163V209L167 208V210H168V209H171L172 207H171V208H168L167 206H166V207L163 206V205L167 202V196L169 195V197H170V196L172 195V197H174V199H175V195L179 194L180 191L182 190V188H180V187H183V185H184V181H187V180H188V178H187V179L184 178L186 174H187V176H188V173H186L185 175L183 174L184 176L181 175V176L183 177V182H182L183 185H181L180 187H178L180 184H182L181 182L179 183V185L174 184V183L176 182V180L173 181L172 179H176V178L178 177V175H175L176 171H175V169H174V158H172ZM176 157H178V158H176ZM188 157H187V158H188ZM197 157H198V155H197ZM199 157H200V156H199ZM199 157H198V158H199ZM239 157H237V158L239 159ZM245 157H246V156H245ZM250 157H251V156H250ZM262 157H263V156H262ZM2 158H3V157H2ZM2 158H0V159H2ZM51 158H52V157H50V160H51ZM64 158L67 159V160H65ZM109 158H110V157H109ZM114 158H116V157L114 156ZM161 158H160V160H162ZM167 158H168V157H167ZM183 158H182V159H183ZM189 158H190V157H189ZM189 158H188V159H189ZM200 158H203L202 155H201ZM212 158H211V159H212ZM228 158H229V157H228ZM237 158H236V159H237ZM5 159H6V158H4L3 160H5ZM16 159H17V158H16ZM24 159H25V158H24ZM34 159H35V158H34ZM56 159H57V157H55V158L52 159V160H56ZM75 159H76V158H75ZM90 159H91V158H90ZM97 159H98V158H97ZM112 159H113V158L111 157V160H110V161H112ZM135 159H136V160H135ZM138 159H139V161H138ZM180 159H181V158H180ZM188 159H187V160H188ZM191 159H193V157H192ZM219 159H220V158H219ZM230 159H232V158H230ZM233 159H234V158H233ZM236 159H235V160H236ZM238 159H237V160H238ZM241 159H240V161H241ZM248 159H249V157H248ZM248 159H247V161H248ZM251 159H252V161H253V158H252V157H251ZM251 159H250V161H251ZM262 159H263V158H262ZM262 159H261V156H260V160H261V161H262ZM3 160H2V161L0 160V162H1V163H4ZM57 160H59V157H58ZM57 160H56V161H57ZM64 160H65V161H64ZM80 160H79V162H78V163H79L78 166L80 167L79 169H81L82 167H83L82 169H85V168H86L85 164L82 162V163L84 164V166H83V164L81 165ZM83 160H82V161H83ZM114 160H116V159H114ZM119 160L116 161V162H119ZM124 160H125V159L123 158L122 162H123ZM158 160H159V159H157V161H158ZM165 160H166V159H165ZM184 160H186V158H185ZM196 160H197V159H196ZM196 160H195V162H196ZM209 160H210V159L208 158L207 161H209ZM214 160H215V158H214ZM214 160H211V161H214ZM223 160H224V164H225V162L227 161V159H223ZM37 161H38V160H37ZM103 161H104V160H103ZM110 161H109V162H110ZM120 161H121V160H120ZM126 161H129V159H127ZM140 161H141V162H140ZM163 161H164V160H163ZM177 161H176V162H177ZM188 161H189V160H188ZM207 161L205 160V161H202V162L204 163V162H207ZM221 161H222V160H220V162H221ZM252 161L250 162V164L252 163ZM255 161H256V160H254V163H255ZM8 162H9V161H8ZM8 162H7V163H8ZM15 162H16V161H15ZM22 162L24 163L23 160H22ZM44 162H45V161H44ZM47 162H48V160H47ZM52 162H53V161H52ZM59 162H58V163H59ZM62 162H63V163H62ZM64 162H65V163H64ZM66 162L69 163L68 166L66 165ZM70 162H71V161H70ZM86 162H87V163H86ZM107 162H108V161H107ZM107 162H105V163H107ZM116 162H115V163H116ZM160 162H161V161H160ZM180 162H181V161H179L178 164H179ZM184 162H185V161H183V163H184ZM190 162H191V161H190ZM197 162H198V161H197ZM197 162H196V163H197ZM202 162H198V163H201V164H202ZM228 162H229V160L227 161V164H228ZM233 162H234V161H233ZM233 162H232V163H233ZM237 162H238V161H237ZM244 162H245V161H244ZM244 162H243V163H244ZM248 162H249V161H248ZM256 162H257V161H256ZM1 163H0V165L2 166ZM7 163H6V164H7ZM41 163H42V162H41ZM41 163H40V166H41ZM53 163H54V162H53ZM97 163H98V161L96 162V165H97V168H98L99 164H97ZM157 163L159 164V162H157ZM162 163H163V162H162ZM183 163H181V164H183ZM185 163H186V162H185ZM207 163H209V162H207ZM210 163H211V162H210ZM213 163H214V162H213ZM213 163H212V164H213ZM240 163H241V162H239V164H240ZM260 163H261V162H260ZM13 164H14V163H13ZM32 164H33V163H32ZM38 164H39V163H38ZM38 164H36V165H38ZM49 164H50V163H49ZM63 164H65V165L63 166ZM116 164H117V163H116ZM128 164H125V163H124L125 166L128 165ZM188 164H189V163H188ZM212 164H210L211 166H210V165H207L208 167H210V170H213V169L216 167V166H214V167L211 169ZM215 164H216V162H215ZM220 164L223 165V163H220ZM220 164H219V165H220ZM233 164H234V163H233ZM10 165H11V164H10ZM28 165H29V164H28ZM96 165L92 164L91 167L93 166L94 169L91 168V169H89V170H94V172L92 171V172L90 173V174L93 173V174L91 175V176H92V177H91V180H92V178H93L92 181L94 182V180H95V182H97V184H96L95 182L93 183L92 181H90V182L93 183V184L91 183V185H93V187H95L96 185H98L97 187H99V188H97V187L94 188V190L96 189L95 191H96V193H97V194H96L97 196H94V193H95L94 191H93V192H91V191L89 192V191H86L87 189H86L85 191H86V193H90V195H89V194H84V196H85V195H87V196L89 195V197H90V196L93 194L92 197H93V198H94V197L97 198L100 190L104 189V187H106V189H107V186H106V184H104V183H107V182L109 181L108 179L112 180V182L116 181L115 178H114V181H113V179H112V177H113L112 175L114 174V172H113V174H112V172H111L112 175L110 174V170H112V169L108 168L109 171H108V169H107V171H108L109 174H107V171H106V169H105V168H107V167L104 166V167H105V168H103V169H104V173H105V171H106V173H105V174L103 173L104 176H102V178H104L105 176L108 177V178H106L107 180L105 181V179H102V178H101V175L99 176V175L97 174V175L100 177V179H99V177H97V178L99 179V183H98V181H96V180H98V179L96 178L97 175L94 174V173H97V170L100 169V168L96 169ZM102 165H103V164H102ZM109 165H110V164H108V167H109ZM111 165H112V164H111ZM120 165H121V164H120ZM122 165H123V164H122ZM122 165H121V167H122ZM159 165H160V164H159ZM159 165H157V166H159ZM183 165H184V164H183ZM203 165H205V164H202L201 166L204 167ZM217 165H218V164H217ZM229 165H230V164H229ZM241 165H243V167H244V164L241 163ZM241 165H240V167H241ZM248 165H249V163H248ZM248 165H247V166H248ZM253 165H254V167H256L257 164H256V165L253 164ZM253 165H252V167H253ZM259 165L262 166L261 164H259ZM1 166H0V167H1ZM3 166H4V165H3ZM24 166H25V165H24ZM81 166H82V167H81ZM88 166H89V165H88ZM106 166H107V165H106ZM113 166L115 167V164H114ZM125 166H124V167H125ZM136 166H137L138 168H139V166H140V168L138 169V168H136ZM157 166H156V167H157ZM165 166H166V165H164V167H165ZM205 166H206V165H205ZM220 166H221V165H220ZM220 166H219V167H220ZM230 166H232V165H230ZM230 166H228V167H230ZM238 166H239V165H238ZM249 166H250V165H249ZM7 167H9L8 164H7ZM7 167H4L5 169L1 167V168H2V172H1V173H2V179H1L2 182H1V184H0V207H1L2 204L4 203V195H5V193L3 192V189H4V188H7L6 186L3 187V185H4V183H5V182H4V181H5L4 179L9 178V180H10V178H11V176H12L13 174L16 175L15 173L12 174L11 172H13V170H11L10 168H7ZM19 167H20V166H19ZM19 167H18V168H19ZM21 167L23 168V164L21 165ZM65 167H68L70 170H67V168L65 169ZM76 167H77V166H76ZM116 167H117V166H116ZM118 167H119V166H118ZM121 167H119V168H121ZM132 167H131V168H128V170L130 169V170L128 171V170L126 169V168H127V166H126V168L122 169V170H123V171H122V174H123V173H126V174L128 175V172L133 171V170H131ZM160 167H161V166H160ZM182 167H184V169H186V168H185L186 165H185V166H182ZM190 167H191V165H190ZM222 167H223V166H222ZM222 167H220V168L223 169ZM225 167H226V166H225ZM240 167H239V168H240ZM250 167H251V166H250ZM262 167H263V166H262ZM6 168L9 169V170H11V172H10L11 175H10L9 177H7L8 175H7V173H6V172L8 171V174H9V170H7ZM18 168H17V169H18ZM40 168H41V167H40ZM42 168H43V167H42ZM42 168H41V169H42ZM50 168H51V167H50ZM53 168H54V167H53ZM77 168H78V167H77ZM87 168H89V167H87ZM87 168H86V170H87ZM111 168H113V167H111ZM166 168H167V167H166ZM180 168H181V167H180ZM187 168H188V166H187ZM204 168H207V167H204ZM204 168H203V171L206 170L204 173H207V170L210 172L209 168H207V169H205V170H204ZM230 168H232V167H230ZM233 168H234V167H233ZM239 168L237 169L238 171L242 169V167H241V169H239ZM248 168H249V167H248ZM256 168L259 169L258 165H257ZM260 168H261V167H260ZM34 169H35V168H34ZM37 169H38V168H37ZM47 169H48V168H47ZM51 169H52V168H51ZM73 169H74V168H73ZM79 169H77L78 171H77L76 169H75V170H76L78 173H80L79 171L83 172L84 174L86 173V170H85V172H84V170L82 171V169H81V170H79ZM101 169H102V168H101ZM101 169L98 170V173H100V174L103 172V170H101ZM113 169H116V168H113ZM117 169H118V168H117ZM125 169H126V172H124ZM142 169H143V168H142ZM157 169H160V168H157ZM162 169H163V168H162ZM172 169H173V170H172ZM181 169H182V168H181ZM215 169H216V168H215ZM227 169H229V168H227ZM234 169H236V168H234ZM250 169H251V168H250ZM253 169H254V168H252V170H253ZM263 169H264V168H263ZM6 170H7V171H6ZM18 170H19V169H18ZM18 170H16V171H17L16 173H19V171H21V173H23V175H24V172H22L24 169L19 170V171H18ZM89 170H87V171H89ZM95 170H96V172H95ZM119 170L121 171V169H119ZM135 170L133 171V172H135V173H131V172H130V174H129L128 176H127V175L125 176V174H123L122 176H124V177L121 176V177L119 178V177L117 176L118 178H117V177H116V178L119 179V183H122V184H123V182H122L123 180H122L121 178L124 179L125 177H127L126 179L128 180V177L132 176V177H130V179H131V178L134 179L132 174H136V175H134V177L136 176V178H137V177H138L137 175H139V180H138V181H140V175L143 174V170H142V171L140 170L142 174H141V173L139 174V172L137 173ZM153 170H154V169H153ZM200 170H201V168H200ZM200 170L198 169L199 173H200ZM217 170H218V169H217ZM219 170H220V169H219ZM219 170H218V171H219ZM242 170H243V169H242ZM248 170H249V169H248ZM254 170H255V169H254ZM5 171H6V172H5ZM66 171H65V172H66ZM76 171L73 170L72 173H74V172H76ZM100 171H102V172H100ZM120 171L117 172V173H121ZM127 171H128V172H127ZM159 171H160V170H159ZM173 171H175V173H174ZM185 171H186V170H185ZM215 171H216V170H215ZM221 171H225V170H221ZM238 171H236V173H237ZM244 171H246V170L244 169ZM257 171H258V172L260 171V173L262 172L261 170H257ZM257 171H256V172H257ZM14 172H15V171H14ZM41 172H42V171H41ZM41 172H40V173H41ZM56 172H57V169H56ZM56 172H55V174H56ZM89 172H90V171H89ZM115 172H116V171H115ZM160 172H161V171H160ZM172 172H173V173H172ZM183 172H184V170H183ZM187 172H188V171H187ZM194 172H195V171H194ZM211 172H212V171H211ZM230 172L233 173V172H235V170L232 169V170H230ZM250 172H251V170H250ZM1 173H0V174H1ZM27 173H28V172H27ZM68 173H69V172H68ZM68 173H65V174L67 175ZM87 173H88V172H87ZM117 173H116V174H117ZM162 173H163V172H162ZM190 173H191V172H190ZM199 173L196 172V174H198L197 176H199L202 172H201L200 174H199ZM204 173H202V174L199 176V177H201L202 175H203V176L205 175L204 177L202 176V178H201V182H202V184L206 181V180L204 181V178L206 177V174H204ZM219 173H220V172H219ZM232 173H230V174H232ZM240 173H241V172H240ZM240 173H238V174H240ZM248 173H249V172H248ZM37 174H38V173L36 172V177H39L40 174H39V175H37ZM45 174H46V173H45ZM65 174H64V172H63L62 175L64 176ZM75 174H76V173H75ZM75 174H74V175H75ZM80 174H82V173H80ZM80 174H77V175H80ZM171 174H173V175H175V177H176V176H177V177L174 178V176L172 175V176H173V177H172ZM176 174H177V173H176ZM181 174H182V173H181ZM196 174H195V175H196ZM208 174H209V173H208ZM217 174H218V172H217ZM222 174H224V173L222 172L221 175H222ZM230 174H229V175L227 174V175L230 176ZM241 174H242V177H244V175L247 174V172H246V173H245V172L243 173V171H242ZM241 174L238 175V177H240L241 179L239 178V179H237V180L240 181V183H241V181H242V183H244L243 180H245L246 177H245V178H242V177H241ZM243 174H244V175H243ZM262 174H263V173H262ZM6 175H7V176H6ZM23 175H20V178H18V179H21V178L23 177ZM33 175H34V174H33ZM58 175H59V174H58ZM60 175H61V174H60ZM60 175H59V176H60ZM62 175H61V176H62ZM74 175H73V176H74ZM95 175H96V176H95ZM108 175L111 176V177L109 178ZM119 175H120V174H119ZM150 175H151V174H150ZM153 175H154V174H153ZM192 175H194V174L192 173ZM234 175H235V173H234ZM234 175H233V176H234ZM259 175H260V174H259ZM5 176H6V177H5ZM21 176H22V177H21ZM61 176H60V179L63 178V177L61 178ZM68 176L71 177L70 179L76 177V175H75L74 177H72V176H71V173H70V175H68ZM83 176H87V175H83ZM83 176H82V177H83ZM115 176H116V175H115ZM151 176H152V175H151ZM151 176H150V177H151ZM207 176L209 177V175H207ZM215 176H216V175H213V177H215ZM254 176H255V175H254ZM13 177H14V176H12V178H13ZM16 177H19L18 174H17V176L14 177V179H15ZM36 177H35V178H36ZM49 177H50V176H49ZM66 177H67V176H66ZM66 177H65V178H66ZM78 177L80 178V176H77V177H76L77 180H78ZM88 177H89V175H88ZM142 177H143V176H142ZM170 177H172V179H170ZM182 177H181L180 179H182ZM189 177H190V176H189ZM191 177H194V178H195L194 180H195V181L197 180V182H198L199 177H195V176H191ZM208 177H207L206 179L211 178V177H209V178H208ZM234 177H235V176H234ZM250 177H251V176H250ZM0 178H1V176H0ZM40 178H42V177H40ZM47 178H48V177H47ZM50 178H51V177H50ZM55 178H56V177H55ZM76 178H75V181H77ZM95 178H96V179H95ZM136 178H135V179H136ZM146 178H147V177H146ZM156 178H157V177H156ZM178 178H179V177H178ZM196 178H197V179H196ZM222 178L225 179V177H222ZM236 178H237V176H236ZM236 178H235V180H236ZM14 179H13V180H14ZM18 179H17V181H18ZM36 179H37V178H36ZM58 179H59V178H58ZM81 179H82V178H81ZM81 179H80V180H81ZM120 179H121V181H120ZM126 179H124V180H126ZM135 179H134V180H135ZM137 179H138V178H137ZM137 179H136V180H137ZM150 179L152 180V178H150ZM169 179H170V180H169ZM184 179H186V180H184ZM189 179H190V181H191V178H189ZM192 179H193V178H192ZM202 179H203V180H202ZM226 179H227V178H226ZM226 179H225V180H226ZM229 179H230V177H229ZM242 179H243V180H242ZM249 179H250V178H248V181H249ZM252 179H253V178H252ZM262 179H263V178H262ZM3 180H4V181H3ZM22 180H23V179H22ZM22 180H20V182L18 181L19 183L17 182V184H18V185L20 184L21 187H25V184H26V183H24V186H23V185H22ZM26 180H27V179H26ZM37 180H39V179H37ZM37 180H36V182L38 183L39 181H37ZM40 180H41V179H40ZM42 180H44V179H42ZM45 180H46V179H45ZM53 180H55V179H53ZM65 180H66V179H65ZM65 180H64V181L61 180V181H63V182H67V180H66V181H65ZM72 180H73V179H72ZM83 180H84V177H83L82 181H83ZM85 180H87V181H86V185H87V182H88L89 179H88L87 177H85ZM100 180H101V181L104 180L105 182L102 181L103 183H101ZM127 180H126V181H127ZM134 180H130L132 186L134 185L133 182L135 183V181H136V180H135V181H134ZM142 180H143V179H142ZM153 180H154V179H153ZM153 180H152V181H153ZM171 180H172V181H171ZM194 180H192V183L195 182ZM210 180H211V179H210ZM232 180H233V182H234V179H232ZM237 180H236V181H237ZM6 181H7V180H6ZM15 181H16V180H15ZM15 181H14V183H15ZM57 181H59V180H57ZM132 181H133V182H132ZM148 181H149V180H148ZM169 181H170V184H171V185H172V184H174V185L171 186V185L168 183ZM178 181H179V180H178ZM190 181H189V182H190ZM199 181H200V180H199ZM208 181H209V180H208ZM208 181H206V182H207V185H209L208 183H210V181H209V182H208ZM223 181H224V180H223ZM248 181L246 180V182H248ZM262 181H263V180H262ZM10 182H11V181H10ZM12 182H13V181H12ZM23 182H25V181L23 180ZM40 182H41V181H40ZM136 182H137V181H136ZM172 182H173V183H172ZM201 182H200V185L198 184L200 187H201V185H202ZM228 182H230V181L228 180ZM7 183H9V181H7ZM27 183H28V182H27ZM37 183H36V187H37V185H38ZM41 183H42V182H41ZM54 183H55V182H54ZM68 183H69V179H68L67 184H68ZM70 183H71L72 185H71V184H68L69 186L71 185L70 187L68 186V187L70 188V189L68 188V189H69V196H68V198L71 197V193H72V192H73L72 194L75 193V191H76L75 189H76V188H75L74 186H76V187H77V186H81V187H82V185H85L84 181H83L84 184H81L80 181H77V182H76V185H75V184H74V183H75L74 180H73V182H70ZM78 183H79V184H78ZM148 183H149V182H148ZM186 183H187V182H185V185H186ZM224 183H225V181H224ZM238 183H239V182H238ZM238 183H234V184L238 185ZM240 183H239V185H240ZM31 184H32V183H31ZM39 184H40V183H39ZM44 184H47V183H44ZM58 184H59V185H56V186H58V188H59V186H61L60 184H62V186H64V184L67 185L66 183L63 184L62 182H60V183H58ZM73 184H74V186H73ZM77 184H78V185H77ZM80 184H81V185H80ZM95 184H96V185H95ZM107 184H109V182H108ZM110 184H111V183H110ZM114 184H115V185L117 184L115 187H118V181H117V183L115 182ZM114 184L112 185V188H111V189L115 188V187H113ZM131 184H130V185H131ZM189 184H191V182H190ZM195 184H196V187H197V186H198L197 183H195ZM226 184H227V183H226ZM228 184H230V183H228ZM248 184H249V183H248ZM248 184H247V185H248ZM5 185H6V184H5ZM12 185H13V184L11 183V186H12ZM48 185H50V184H48ZM88 185H89V184H88ZM88 185H87V186H88ZM91 185H90V186H91ZM94 185H95V186H94ZM102 185H103V186H102ZM128 185H129V184H128ZM130 185H129V186H130ZM147 185H148V184H147ZM154 185H155V183H154ZM168 185H170V186H171L170 188H172V189L175 187V189L173 190V192L171 191L172 189H170ZM175 185H176V186H175ZM207 185H205V186L207 187ZM219 185H220V184H219ZM232 185H233V183H232ZM232 185H230V186H232ZM236 185H234V186L236 187ZM239 185H238V186H239ZM241 185H242V184H241ZM241 185H240V186H241ZM244 185H246V184H244ZM247 185H246V186H247ZM45 186H46V185H45ZM72 186H73V190H75V191L72 190ZM119 186H120V185H119ZM124 186H126V185H124ZM124 186H123V187H124ZM138 186H139V185H138ZM138 186H137V183H136V186H134L133 188H134V189H135V187L138 188ZM145 186H146V185H145ZM186 186H187V185H186ZM186 186H185V188H186ZM188 186H189V185H188ZM194 186H195V185H194ZM203 186H204V184H203ZM203 186H202V187H203ZM209 186H211V185H209ZM222 186H223V185H222ZM234 186H233V188H234ZM238 186H237V188H238ZM240 186H239L238 190L242 188V186H241V188H240ZM14 187H15V185L13 186V188H14ZM17 187H18V186H17ZM40 187H41V186H40ZM40 187L37 188V189L42 190L43 187H42V188H40ZM66 187H67V186H66ZM66 187H64V188H66ZM81 187H79V188H80V191L77 190L79 193L81 192V190L84 191L83 189H81ZM88 187H89V186H88ZM93 187H91V188H93ZM101 187H102V188H101ZM120 187L122 188V185H121ZM130 187H131V186H130ZM139 187H140V186H139ZM176 187H177L178 190H179V191H178L179 193H177V194H175V193H176V192H175ZM192 187H193V185H192ZM192 187H191V188H192ZM200 187H199V188H200ZM206 187H205V188H206ZM211 187H212V186H211ZM224 187H226V186H224ZM224 187H222L223 189H221L218 193L221 194V191H223L224 189H226V188H224ZM243 187H245V186H243ZM258 187H259V186H258ZM26 188H27V186L25 187V189H26ZM60 188H61V187H60ZM64 188L62 187L61 189H64ZM82 188H83V187H82ZM91 188H90V190H91ZM108 188H109V187H108ZM121 188H118V189H120V191H123V192L126 194L125 190H126L127 188L124 187V190L121 189ZM133 188H132V189H133ZM145 188H146V187H145ZM154 188H156V187H154ZM166 188H167V189L169 188L170 190L168 189V190H169V191H168ZM185 188H184V190H185ZM188 188H189V187H188ZM188 188H186L187 191H188ZM191 188H190V189H191ZM212 188H213V187H212ZM216 188H218V184H217ZM227 188H228V187H227ZM233 188H232V189H233ZM9 189H11V188H9ZM9 189H8V191L10 192L12 189H11V190H9ZM16 189H17V188L15 187V190H16ZM23 189H24V188H23ZM25 189H24V190H25ZM45 189H46V188H45ZM61 189H60V190H61ZM68 189H66V190H68ZM77 189H78V188H77ZM88 189H89V188H88ZM106 189H104V191H106ZM111 189L109 188L108 191H109V190L112 191ZM116 189H117V188H115L114 190L117 192L118 189H117V190H116ZM132 189H131V191H132ZM165 189H166V191H165ZM180 189H181V190H180ZM192 189H193V188H192ZM200 189H202V188H200ZM200 189H199V190H200ZM24 190H23V191H24ZM40 190H39V192H41ZM43 190H44V189H43ZM55 190H56V189H55ZM57 190H59V189H57ZM92 190H93V189H92ZM114 190H113V191H114ZM129 190H130V188L128 187V193L131 192V191L129 192ZM193 190H196V188L193 189ZM197 190H198V188H197ZM207 190H208V189H207ZM212 190H215V189H212ZM216 190H217V189H216ZM238 190H237V191H236V190H235V191L233 190V191H234L235 193H236V192L240 193L241 190H242V192L245 191V189H241L240 192H239ZM257 190H258V189H257ZM8 191L6 190L5 192H8ZM21 191H22V190H21ZM23 191H22V192H23ZM26 191H27V189H26ZM48 191H50V190H48ZM61 191H63V190H61ZM115 191H114V193H113V192H110V193L116 195L117 193H115ZM120 191L118 190V193H119V194L121 193L122 195H119V194L116 195V197H119L118 200H117V202H119V203H116V200H115V199H117V198L115 197V195H111V194H109V192H108L109 197H108V195L106 194V195H107V198H106L105 201L100 200V199H101L100 196H104V195H102V194L106 193L107 191H106V192H103V191H102L103 193L100 192V194H101V193H102V194H101V195L99 194V195H100V196H99L100 198L98 197L99 199H97V200H100V203H101V202L105 203V204L103 205V206H105V207L103 208V210L101 209L102 211L98 210V213H101V216L98 215V219H99L100 217H101V218H104V215H105L106 211H107V213H108V210H110V208L108 207L110 203L108 204V202H110L111 200H112L111 203L113 202V200H115V201L112 203L113 206H111V208H112V207H113V208H114V207H117L116 204L122 205V204L124 203V202L122 203V201L126 200L127 198H124L123 195H125V194H124L123 192H120ZM126 191H127V190H126ZM133 191H134V190H133ZM137 191H142V190H138V189H137ZM143 191H144V190H143ZM164 191H165V192H164ZM182 191H183V190H182ZM182 191H181V192H182ZM187 191H185V192H187ZM191 191H192V190H191ZM200 191H201V190H200ZM9 192L6 193V195H9V196H10V199H13V198H11V196H13V197L15 198L14 195H16V193H15L14 195H10L11 192H10V193H9ZM22 192L20 193V191H19V194H22ZM24 192H25V191H24ZM34 192L36 193V192H38V191L35 190ZM45 192H46V190H45ZM45 192H44V191L42 192V193L44 194V196L47 195V194L45 195ZM134 192H135V191H134ZM154 192H155V194H153ZM168 192H169L170 194H168ZM183 192H184V191H183ZM185 192H184V193H185ZM192 192L194 193V191H192ZM192 192H191V193H192ZM198 192H199V191H198ZM203 192H204V191H202V195L204 194ZM205 192H206V191H205ZM212 192H213V191H212ZM215 192H216V191H215ZM226 192H228V194H229V191H226ZM242 192H241V193H242ZM255 192H256V191H255ZM255 192H254V193H255ZM13 193H14V192H13ZM13 193H12V194H13ZM35 193H34V194H35ZM46 193H47V192H46ZM49 193H50V192H49ZM55 193H56V192H55ZM67 193H68V192H67ZM79 193H78V194H79ZM83 193H85V192H81L80 194H83ZM138 193H139V192H138ZM172 193H174V195H173ZM188 193H189V191H188ZM193 193H192V194H193ZM209 193H210V191H209ZM222 193L227 197L228 194L226 195L225 192H222ZM238 193H237V194H238ZM244 193H245V192H244ZM261 193H262V192H261ZM3 194H4V195H3ZM19 194H18V195H19ZM23 194H24V195H22V196L19 195L20 197H22L21 200L24 199L23 197L25 196V193H23ZM26 194H27V193H26ZM50 194H51V193H50ZM60 194H61V193H60ZM60 194H58V195H59L58 198L60 197ZM130 194H132V193H130ZM130 194H129V196H130ZM133 194H135V193H133ZM180 194H181V193H180ZM192 194H190V195L192 196ZM196 194H197V193H196ZM196 194L194 193V194H193V195H194L193 197H196V196H195ZM200 194H201V192H200ZM200 194H198V196L200 197V200H199V201L203 202V201L205 200L206 197H205V198L203 197L204 200H203V199L201 200V197H202V196H200ZM214 194L216 195V193H214ZM214 194H212V195H214ZM220 194H219V195L217 194V195H218L219 197L221 196V199H224V198H222V196H223V197H225V196H224L223 194H222V195H220ZM242 194H243V193H242ZM242 194H241V195H242ZM246 194H248V193H245V195H246ZM30 195H31V194H30ZM39 195H40V194H39ZM61 195H62V194H61ZM110 195L112 196V198H114V197H115V198H114V199H110V197H111ZM126 195L128 196V194H126ZM137 195H138V194H137ZM188 195H189V194H187V196H188ZM205 195H206V194H205ZM217 195H216V197H217ZM239 195H240V194H239ZM239 195H236V196H234V197H237V196H239ZM241 195H240V196H241ZM243 195H244V194H243ZM243 195H242V196H243ZM253 195H254V194H253ZM9 196H7L6 199H8ZM82 196H83V195H82ZM127 196H126V197H127ZM133 196H134V195H133ZM140 196H143V193H142V195L140 194ZM177 196H178V195H177ZM177 196H176V197H177ZM179 196H181L182 198L184 197V200H183V201H186L185 199H187V198H185V194H184V196H182V195H179ZM198 196H197V197H198ZM232 196H233V195H232ZM242 196H241V197H242ZM246 196H247V195H246ZM257 196H258V195H257ZM25 197H26V196H25ZM36 197H37V194H36ZM54 197H55V194H54ZM65 197H66V196H65ZM73 197H74V196H73ZM121 197L123 198V200H120V199H122ZM130 197H131V196H130ZM169 197H168V199H170V203H172V202H171V199H173V198H171V197L169 198ZM207 197H208V196H207ZM244 197H245V196H244ZM27 198H28V195H27ZM38 198H39V196H38ZM40 198H41V200H43L41 196H40ZM40 198H39V199H40ZM62 198H63V196H62ZM62 198H61V199L59 198V199H60V200H64V199H62ZM93 198H91V197L88 198V199H87V197L85 198L86 200L92 199L91 201L89 200V201L91 202V204H90V202H89L90 206H89V204H86L87 206H89L90 209L86 210V209H85V208H86V205H85V208H84V209H85V212L82 210V213L79 212V214H81V215L84 216V217H85L86 214H87V217H85V218H87V219H85L87 222H85V220H84V223L81 222L80 225H75L77 228H78L79 226H81V225H82L81 228H83V226H84L83 224H85V223H88V224H86V225H88V227H87V226H86V227L84 226V228H86V230H87V228H90V227L92 228L91 223H90V225H89V221H90V219H88V218H91V217H92V216H91L92 214L90 215V213H91L90 210L93 211V208L96 206V205L94 206L95 201H93V200H94L95 198H94V199H93ZM134 198H135V200H134V199H133V200L136 201L137 199H136L135 196H134ZM151 198H152V197H151ZM190 198L192 199V197L189 196L188 199H187V201H186V204H184V202H182V205H184V206L186 205V206H187L186 208H185L184 206H182V208L186 209L187 211H188L189 208H190L191 210H193L192 208H194V207L192 206V204H190L191 206L188 205V202H190V200H191ZM208 198H209V197H208ZM259 198H260V197H259ZM25 199H26V198H25ZM59 199H56V200H59ZM79 199H80V197L78 198V200H79ZM82 199H84V198H82ZM85 199H84V201L87 202ZM108 199H109L110 201H108ZM144 199H145V198H144ZM174 199H173V200H174ZM180 199H181V198H180ZM180 199H179V200H180ZM193 199H195V198H193ZM198 199H199V198H197V200L195 199L196 202L198 201ZM206 199H207V198H206ZM211 199H212V198H211ZM215 199H216V198H215ZM215 199H214V200H215ZM218 199H219V198H218ZM225 199H226V198H225ZM232 199H233V198H232ZM240 199H241V198H240ZM14 200H16V202H17V201H18L17 197H16V199H14ZM19 200H20V198H19ZM27 200H28V199H27ZM69 200H71V198H70ZM69 200H68V201H69ZM74 200H75V199H74ZM74 200H73V201H74ZM78 200H77L76 202H78ZM147 200H148V198H147ZM173 200H172V201H173ZM179 200H178V201H179ZM195 200H192V201H194V203H195L194 205L196 206L197 204H196ZM23 201H25V200H23ZM34 201H35V200H34ZM39 201H40V200H39ZM66 201H67V200H66ZM79 201H80V200H79ZM120 201H121V202H120ZM130 201H131V199H130ZM134 201H133V202H134ZM140 201H141V199H140ZM140 201H139V202H140ZM176 201H177V200H175V202H176ZM199 201H198V202H199ZM205 201H206V200H205ZM209 201H210V200H209ZM218 201H219V200H218ZM221 201H222V200H221ZM242 201H244L243 198H242ZM252 201H253V199H252ZM257 201H258V200H257ZM9 202H10V201H9ZM9 202H8V203H9ZM19 202H20V201H19ZM26 202H27V201H26ZM60 202H61V201H60ZM64 202H65V201H64ZM64 202H61L62 204L60 205V204H58L59 202L57 201V205H58V206H59V205L62 206V205H64V204H63ZM74 202H75V201H74ZM80 202H82V204H85V203H83V201H80ZM92 202H94V203H92ZM97 202L99 203V201H97ZM125 202H126V201H125ZM151 202H150V203H151ZM210 202H212V201H210ZM214 202L216 203V201H214ZM230 202H232V201H230ZM245 202H246V200H245ZM8 203H6V204H8ZM11 203H12V202H11ZM14 203H15V202H13L12 204L14 205ZM38 203H39V202H38ZM45 203H46V202H45ZM72 203H73V202H72ZM100 203H99V204H100ZM115 203H116V204H115ZM120 203H122V204H120ZM135 203H136V202H135ZM173 203H174V202H173ZM179 203H181V202L179 201ZM179 203L177 202L178 205H180ZM212 203H213V202H212ZM234 203H238V201L235 200ZM234 203H232V204H234ZM240 203H241V201H240ZM246 203H247V202H246ZM259 203H260V202H259ZM19 204H20V205H19ZM19 204L16 203V206H17V205L21 206V204L24 205L23 202H21V203H19ZM25 204H26V203H25ZM35 204H36V206H37V203H35ZM39 204L42 205V201H41V203H39ZM47 204H48V202L46 203V205H47ZM49 204L52 205V204H54V203H53V201H52L51 203L49 202ZM55 204H56V203H55ZM65 204H66V202H65ZM70 204H71V203L67 202V205H69V207H67L66 210H67V209H69V210L72 209V208H70V206H71ZM92 204H93V205H92ZM96 204H97V203H96ZM112 204H110V205H112ZM114 204H115V205H114ZM124 204H125V203H124ZM213 204H214V203H213ZM216 204H217V203H216ZM227 204H230V203L228 202ZM232 204H230V205H232ZM242 204H243V203H242ZM242 204H241V205H242ZM244 204H245V203H244ZM244 204H243V205H244ZM9 205H10V207L12 206V205L9 203L8 205L5 206L6 208H3V210L5 209V211H7ZM74 205H75V204H74ZM74 205H72V206H74ZM76 205H77V204H76ZM79 205H81V204H79ZM119 205H118V207H117L116 209H118V208L121 207V206H119ZM133 205H136V204H133V203H132V205H129V208H127V209H130V208L132 209V208H133L132 210H135V209H134L135 206H134V207H130V206H133ZM143 205H144V204H143ZM155 205L157 206V208L155 207ZM172 205H173V204H172ZM174 205L176 206V203H174ZM202 205H203V204H202ZM204 205H205V204H204ZM224 205H225L226 207H229V205H226V203H225ZM224 205H223V206H224ZM234 205H236V204H234ZM238 205H239V204H238ZM238 205H237V206H238ZM252 205H253V204H252ZM47 206H48V205H47ZM58 206H57V207H58ZM60 206H59V207H60ZM101 206H102V205H101ZM103 206H102V207H103ZM122 206H123V205H122ZM145 206H146V204H145ZM149 206H150V204H149ZM161 206H162V207H161ZM198 206H199V205H197V207H198ZM215 206H216V205H215ZM232 206H233V205H232ZM245 206H246V205H245ZM250 206H251V205H250ZM10 207H9V209H10ZM12 207H13V206H12ZM22 207H23V206H22ZM49 207L54 208L55 206H54V205H53V206H50V205H49L48 208H49ZM62 207H64V206H62ZM62 207H61V209H63ZM81 207H83V206L81 205ZM92 207H93V208H92ZM97 207H99V209L102 208V207H100V206H96V208H97ZM176 207L178 208V206H176ZM179 207H180V206H179ZM199 207H200V209H201L202 206H199ZM199 207H198V208H199ZM207 207H209V206L207 205ZM233 207H234V206H233ZM233 207H230V208L233 209ZM1 208H2V207H1ZM13 208H14V207H13ZM26 208H27V207H26ZM39 208H40V210H39ZM41 208H42V207H39V205H38V208H37L35 211L38 210L39 213L41 214V211H42ZM55 208H56V207H55ZM73 208H75V207H73ZM87 208H88V207H87ZM96 208H95V209H96ZM113 208H112V210L110 211V213L115 209V208H114V209H113ZM141 208H142V207H141ZM177 208H176V210H177ZM202 208H204V207H202ZM236 208H238V207H236ZM236 208H235V209H236ZM240 208L242 209V207H240ZM16 209H18V206H17V208H15L13 211H15ZM21 209H22V208L19 209L20 212H21ZM24 209H25V208H24ZM45 209H47V207H46ZM49 209H50V208H49ZM59 209H60V208H59ZM95 209H94V210H95ZM107 209H108V210H107ZM131 209H130V210H127V211H130V213H131ZM136 209H137V208H136ZM178 209H179V208H178ZM180 209H181V208H180ZM190 209H189V210H190ZM204 209H205V208H204ZM208 209H209V208H208ZM214 209H215V207H214ZM222 209H224V208H222ZM226 209L228 210L229 208H226ZM241 209H240V210H241ZM263 209H264V208H263ZM3 210H2V211H3ZM52 210H53V209H52ZM56 210H58V208H57V209H54L53 211L56 212ZM69 210L66 211V214H68V211H69ZM78 210H81L80 206L78 207ZM119 210H120V209H119ZM122 210H123V209H122ZM150 210H151V209H150ZM150 210H149V211H150ZM160 210H162V209H158L159 212H160ZM176 210H175V211H176ZM181 210H183V209H181ZM186 210H184L183 213H181V214H180V212H179V215H183L184 217L188 216V217H186L185 219L188 220V221L191 222V223H192V220H194V219H195V222H198L199 220H201L199 217H198L199 219L197 218L198 221H196V218L192 219L194 216L191 215V212H188V214H187V213H186ZM227 210L225 211V209H224L223 211L227 212ZM240 210H237V211H239V213H240ZM252 210H253V209H252ZM2 211L0 210V214H2V213H1ZM13 211H12V208H11V211H10V210L7 211V214L10 215L9 217L13 216L12 218H14V215H15L17 212L14 213ZM16 211H18V210H16ZM22 211H23V210H22ZM25 211H26V210H25ZM35 211H33V212H35ZM45 211H47V210H45ZM59 211L62 212V210H59ZM73 211H74V210H72V211H70V212L72 213ZM76 211H77V210H76V208H75V212H74L75 214H76ZM86 211H88V212H90V213L88 214V212H86ZM99 211H100V212H99ZM114 211H115V210H114ZM114 211L112 212L113 214L111 213V214H112V217H115V215H116V213H117V212H114ZM116 211H118V210H116ZM125 211H126V210H125ZM125 211H124V212H125ZM136 211H137V210H136ZM164 211L166 212V209H165ZM164 211H162V212H164ZM168 211H169V210H168ZM171 211H173V210H170L169 212L171 213ZM179 211H180V210H179ZM195 211H199V209H196V208H195ZM195 211H194V213H196ZM203 211H204V210H203ZM218 211H219V210H218ZM233 211H234V210H233ZM237 211H236V212H237ZM242 211H244V209H243ZM246 211H247V210H246ZM10 212H12L13 215H11ZM23 212H24V211H23ZM51 212H52V211H51ZM55 212H54L55 217H56V216L60 217V212H59V215H56ZM63 212H65V211L63 210ZM70 212H69V213H70ZM77 212H78V211H77ZM83 212H84V214H83ZM122 212H123V211H122ZM153 212H154V211H153ZM153 212H151V213H153ZM162 212H161V213H162ZM173 212H174V211H173ZM173 212H172L171 214H173ZM176 212H178V211H176ZM184 212H185V214H187V215H185ZM200 212H201V211H200ZM206 212H207V211H206ZM230 212H232V210H229V214H230ZM257 212H258V210H257ZM18 213H19V212H18ZM25 213H26V212H25ZM29 213H30V212H29ZM37 213H38V212H37ZM37 213H35V214H37ZM56 213H57V212H56ZM74 213H73V214H74ZM85 213H86V214H85ZM107 213H106V214H107ZM110 213H108L106 216L109 217V215H111ZM114 213H115V214H114ZM130 213H128V214H130ZM132 213H133V212H132ZM132 213H131V214H132ZM161 213L159 214V213H157V211H156V214H157L156 216L160 215V216H159V218H160V217L162 216V214H164V213H162V214H161ZM189 213H190V214H189ZM212 213H213V212H211V214H212ZM239 213H238V214H239ZM255 213H256V212H255ZM3 214L5 215L6 212L4 213V211H3ZM3 214H2V215H3ZM22 214H23V213H22ZM51 214H53V212H52ZM63 214H64V213H62L61 215H63ZM73 214H72V220H74L75 217H76L75 214H74L75 217H73V216H74ZM102 214H104V215H102ZM167 214H168V213L165 214L166 216L163 215L165 218H163V216H162V220H165V219L168 218V219H167L168 222L165 224V222H166L167 220H165V222L161 221V222L164 223V226H162L163 224H162V225H161V224L159 225V224L157 223V224L159 225V226H157V228L159 227V228H158V230H159V229H160V226H161V227H164V228H165V231H166L167 233L169 232L168 235H169L171 232H173V234L175 233L173 236H174L175 240H178V239H179V238H178V237H179V235H178V234H179V229H180V231H181V228H182V227L179 228L178 230L175 229L176 232H175V230H173V231H171V230L174 229V227H175V228H178L180 225H182V226L185 228V224L188 226V225H189V224H188L189 222H188V221H187L188 223H185V221L183 222L182 220H184V219L181 218L182 216H179L178 214L174 213L175 215H177V217H178L179 219L181 218V220H180L181 224H180L178 227H176V224L174 223L175 226H174L172 229H171V228L169 229V227H170V225H171V224H169V222H170V221H169V220H170L169 217H170L171 215L169 216V214H168V216H169V217H168ZM192 214H193V213H192ZM197 214H198V212H197ZM208 214H209V213H208ZM214 214H215V213H214ZM218 214H219V213H218ZM225 214H226V213H225ZM229 214H228V215H229ZM232 214H233V212H232ZM234 214H235V213H234ZM236 214H237V213H236ZM259 214H260V213H259ZM4 215H3V217H5ZM19 215L22 216L21 213H19ZM28 215H30V214H28ZM28 215H27V217L29 218ZM31 215H32V214H31ZM37 215H38V214H37ZM88 215H89V216H88ZM94 215H95V217H97V211H96V214H95V211H94ZM113 215H114V216H113ZM123 215H124V214H122V218H123ZM135 215H136V214H135ZM149 215H150V214H149ZM189 215H190V219H189ZM195 215H196V214H195ZM216 215H217V213H216ZM220 215H221V214H219V216H220ZM222 215L224 216V213H223ZM222 215H221V216H222ZM228 215H227V216H228ZM249 215H250V214H249ZM256 215H257V214H256ZM0 216H1V215H0ZM20 216H19V217H20ZM44 216H46V214H44ZM52 216H53V215H52ZM66 216H67V215H65V217H64V215L61 216V218H60V222L58 221L59 223H61L62 226H64V223L61 222V219H64V220L66 221V220H67V217H68V216H67V217H66ZM120 216H121V215H120ZM146 216H147V215H146ZM191 216H192V218H191ZM223 216H222V217H223ZM225 216H226V215H225ZM229 216H230V215H229ZM239 216H243V214L241 213ZM250 216H251V215H250ZM6 217H7V215H6ZM6 217H5V218H6ZM23 217H26V216H23ZM23 217H21V218H23ZM27 217H26L25 219L28 220ZM39 217H40V215H39ZM39 217H38V218H39ZM55 217H54V218H55ZM58 217H57V218H58ZM62 217H63V218H62ZM70 217H71V215H70ZM77 217H78V215H77ZM149 217H150V216H149ZM151 217H152V216H151ZM175 217H176V216H175ZM175 217H174V218H175ZM177 217H176V218H177ZM213 217H215V216H213ZM213 217H212V218H213ZM222 217H219V218L222 219ZM234 217H235V216H232V217H229V218H234ZM243 217H244V216H243ZM248 217H249V216H248ZM1 218H2V216H1ZM1 218H0V219H1ZM12 218H10V219L12 220ZM16 218H17V216L15 215V218H14V219H16ZM31 218H32V217H31ZM41 218H42V220H41L40 218L38 219V223H40L41 221H43V219H44L43 214H42V217H41ZM51 218H52V217H51ZM73 218H74V219H73ZM80 218H81V217H80ZM80 218H78L77 220H79ZM93 218H94V217H93ZM93 218H91V219H93ZM101 218H100V223L97 222V221H98L97 218L95 219L96 222L98 223V225H96V226H98V228H97L96 226H95V227H96V229H99V231H100V229H101L100 227H101L102 224H103V223H101V222H103L104 220L107 221L106 218H104V220H102ZM110 218H111V217H110ZM110 218H108L109 221H110V222H108V223H111V221H112ZM117 218H118L117 221H115L116 223H119V222L122 221V220L119 221V220H120V217H117ZM129 218H130V215H129ZM154 218H156L157 221L159 220V222H160V219H158V217H154ZM187 218H188V219H187ZM215 218H216V217H215ZM237 218H238V217H237ZM256 218H257V217H256ZM10 219L7 221L8 223H6V224H8L7 228H9V230H5V229H3V230H5L4 233L2 232L3 230H0V231L4 234L3 237L6 236V238L9 237V235L11 234V233H10V232H11V231H10V228H12L13 225L17 222V219H16V220L13 219V220L15 221V223H14V222L10 223V222H11ZM25 219L23 218V220H25ZM58 219H59V218H58ZM58 219H57V220H58ZM82 219H83V218H82ZM123 219H124L125 221L127 220L128 222L130 221L129 219H126V217L123 218ZM130 219L132 220V218H130ZM139 219H140V218H139ZM142 219H143V218H142ZM150 219H151V218H150ZM216 219H217V218H216ZM226 219H227V217H226ZM238 219H240V218H238ZM253 219H255V218H253ZM2 220H3L4 222H2L1 220H0V221H1L2 223H5V219H2ZM6 220H7V219H6ZM19 220L21 221V219H19ZM19 220H18V221H19ZM32 220H33V219H32ZM57 220H56V221H57ZM95 220H94V221H95ZM101 220H102V221H101ZM174 220H175V221H174ZM174 220L171 218V221H174V222H176V223L179 222V221H177L176 219H174ZM208 220H209V219H208ZM208 220H207V221H208ZM214 220H215V219H214ZM218 220H219V219H218ZM224 220H225V218H224ZM260 220H261V219H260ZM9 221H10V222H9ZM39 221H40V222H39ZM54 221H55V219H54ZM54 221H53V222H54ZM74 221H75V224L78 223V222L76 223V219H75ZM74 221H73V222H74ZM92 221H93V220H92ZM118 221H119V222H118ZM125 221H124V222H125ZM154 221H155V220H154ZM211 221H212V220H211ZM221 221H222V220H220V222H221ZM228 221H229V220H228ZM1 222H0V224L2 225V228H3V226H6V224L3 225ZM27 222H28V221H27ZM34 222H35V221H34ZM44 222H45V221H44ZM58 222H56V224H57ZM70 222L73 224L72 221H69L68 224H70ZM180 222H179V223H180ZM195 222H193L192 225H193V224L195 225ZM205 222H206V221H205ZM205 222H204V223H205ZM220 222H219V224H220ZM225 222H226V221H225ZM230 222H232V221H230ZM249 222H250V221H249ZM258 222H259V221H258ZM262 222H263V221H262ZM17 223H18V222H17ZM19 223H20V222H19ZM19 223L16 224V225H19ZM22 223H23V221H21V223H20V224L22 225L21 227H23L24 224H25V226H27V225H26V224H27L26 221H24L23 224H22ZM28 223H30V222H28ZM59 223H58V224H59ZM93 223H95V222H93ZM93 223H92V224H93ZM105 223H107V222H105ZM108 223H107V224H108ZM112 223H113V222H112ZM125 223H127V222H125ZM131 223H132V222H131ZM136 223H137V222H136ZM136 223H135V224H136ZM141 223H142V222H141ZM151 223H152V222H151ZM153 223H156V222H153ZM170 223H172V222H170ZM184 223H185V224H184ZM200 223H202V221H201ZM209 223H210V225L212 224L211 222H209ZM213 223H214V222H213ZM221 223H222V222H221ZM260 223H261V222H260ZM9 224H13V225H9ZM33 224H34V223H33ZM36 224H37V223H36ZM95 224H96V223H95ZM157 224H154V225H155L154 227H156ZM202 224H203V223H202ZM202 224H201V225H202ZM215 224L217 225L216 222H215ZM228 224H229V222H228ZM228 224H227V226H228ZM236 224H237V223H236ZM30 225H32V224H30ZM38 225H39V224H38ZM38 225H37V227H38ZM41 225H43V222H41ZM44 225H46V223H44ZM47 225H48V224H47ZM54 225H55V222L53 223V226H52L53 228H54ZM59 225H60V224H59ZM93 225H94V224H93ZM99 225H101V226H99ZM168 225H169V226H168ZM177 225H178V224H177ZM192 225L190 224L189 226H192ZM196 225H197V224H196ZM196 225H195L196 228L201 226L200 224H199L200 226H196ZM259 225H260V224H259ZM9 226H12V227H9ZM19 226H20V225H19ZM33 226H35V224H34ZM33 226H32V227H33ZM70 226H71V225H70ZM108 226H112V227H113L112 224H111V225L108 224V225L105 226V227L102 226V227H104V228H106V229H105V231L101 230V232H102V231H103V232H106V231H107L108 233H104V234H107V236L105 235L106 238H107L109 232L111 231V233H110V234H111L110 237L113 238V237H112V234H113L112 230H113V228H112V227L108 228V229H112V230L109 231V230H107V227H108ZM121 226L124 227L125 225H120V227H121ZM221 226H222V224H221ZM224 226L227 228V226H226L225 224H224ZM233 226H234V225H233ZM0 227H1V226H0ZM16 227H17V226H16ZM16 227H15V225H14V228H12V229H15ZM21 227H19L20 230H21ZM28 227H31V226H28ZM37 227H36V228H37ZM46 227H47V226H46ZM56 227L58 228V225H56ZM56 227H55V229H56ZM67 227L69 228V226H67ZM76 227H72V226H71V229H72V228H75V229H76ZM116 227H117L116 229L119 230V231L121 232V230H120L121 228L119 227V228H120V229H119L118 226H116ZM137 227H138V226H137ZM205 227H206V226H205ZM207 227H208L207 230H208V232H209V230H210V229H209L210 226L208 225ZM207 227H206V228H207ZM244 227H245V226H244ZM24 228H25V227H24ZM39 228H40V229L43 228V229L45 230L44 226H43V227H40V226H39L38 229H39ZM48 228L51 229V230L49 231V232H50V235H51V231L54 232V230H53V228H51V227H48ZM81 228L79 227V230H78V229H76V230L74 229V230H72V231H74V234H75V231H76V234H77V233H78L77 230H78V231H79V233L77 234V236H78V235L82 234V231L84 230V229L81 230ZM91 228L88 229V234H89V232H90L89 230H92ZM104 228H102V229H104ZM114 228H115V227H114ZM124 228L127 229V225H126V227H124ZM124 228H123V229H124ZM140 228H141V227H140ZM152 228H153V227H152ZM186 228H188V229H186ZM186 228H185V231H184L183 228H182V230H183V232H186V230H187V234H188V233H189L188 230H189V229H192L193 226H192V228H189V227H186ZM228 228H229V227H228ZM259 228H260V227H259ZM19 229H18V230H19ZM26 229L29 230V231L26 230V231H28V234L31 233V232H30V231H32L31 228H30V229H29V228H26ZM40 229H39V231H40ZM43 229H41V232L43 233L42 235H41L40 232L37 230V232L40 234V236H43L44 234L46 235V234L48 233V232H47V231H48L47 229H46V231H44ZM60 229H63V228H60ZM69 229H70V228H69ZM116 229H115V230H116ZM126 229H124L125 232H128V231H126ZM141 229H142V228H141ZM141 229H140V230H141ZM143 229H144V228H143ZM154 229H155V228H154ZM162 229H163V228H162ZM202 229H203V228H202ZM211 229H212V227H211ZM218 229H219V228H218ZM35 230H36V229H35ZM42 230H43V231H42ZM67 230H68V229H67ZM94 230H95V229H94ZM115 230H113V231H115ZM158 230H156V231L154 230V231H155V234H156L157 232L160 233L161 231H162L161 233H163V231H164V230H161V229H160L159 231H158ZM205 230H206V229H205ZM207 230H206V231H207ZM214 230H215V228L213 229V231H214ZM216 230H217V229H216ZM224 230H225V228H223V230H222V231H223V234H224V232H225V235H226V232H227V231H224ZM226 230H227V229H226ZM260 230H261V229H260ZM8 231H10V232H8ZM13 231H14V233H15V230H13ZM26 231H25V229H24V233H27ZM57 231H58V230H57ZM57 231H56V232H57ZM69 231H70V230H69ZM72 231H70V232H72ZM80 231H81V232H80ZM96 231H97V230H96ZM96 231H94V232H96ZM119 231H117V232L115 231V232H116V233H119ZM142 231H143V230H142ZM165 231H164V233H165ZM170 231H171V232H170ZM193 231H196V229L193 230ZM200 231H201V230H200ZM200 231H199V233H200V235H202L203 232H200ZM202 231H204V230H202ZM213 231H212V235H213ZM220 231H221V230H220ZM18 232H19V231H18ZM18 232H17V233H18ZM22 232H23V230L21 231V233H22ZM45 232H47V233H45ZM56 232H55V233H56ZM83 232H84V231H83ZM94 232H93V233H94ZM103 232H102V233H103ZM144 232H146V230H145ZM144 232H143V233H144ZM150 232H152V230H151ZM190 232H192V230H191ZM196 232H197V231H196ZM216 232H217V231H216ZM218 232H219V231H218ZM258 232H259V231H258ZM6 233H10V234L7 235ZM33 233H34V232H33ZM59 233H60V232L58 231V234H59ZM85 233H87V231H85ZM97 233H98V231H97ZM97 233H96V235H95V233H94L93 236H91V235H87V234L84 235V233H83L82 235H83L85 238H88L87 236H89V237L91 236V237H92L91 240L89 241V240H87V239H84L83 236H81V238L83 237V239H84L85 241L87 240L86 242H85L83 239H81V238L79 239V237L73 235V233H72L71 235L74 236V239H75V237H76V239H75V240H76V243H77L78 241L82 243V241H83V242L85 243V245H86V248L83 249L84 246H83V244L80 243V244H78V245H79V249H80V251H79V249L77 248L78 245H76V243H74V244L68 243V245H69V244H70V245H73L72 247H75V248H74V249H71L70 247H69V248L67 247L66 250H68V249H69V251L72 250L71 252L73 253V252H74L73 250L76 251V248H77L78 250H77V252H75V253H78V251H79V253H80V252H82V251L85 250V249L88 250V248H89V246H90V247H91V253H90L91 255H89V252H88V254H86L87 252H86V253H80V254H83V255L86 254L85 256L88 255V257H90V258H88V259L90 260V262H89L88 264H95V259H96V257H97L98 255L102 256L101 253H103V254L105 255V254H106V251L109 252V251H110L109 249H111V248L114 247L113 244H112V240L110 239V237L107 238V239H108L107 241H108V242H111L110 244H112V245H110L111 247H107V246H109V245H107L108 242H104L105 240L102 241V239H104L105 236H104L102 233H98V234H100V235H103V238H102V236H101L102 239L100 238L101 240H98L100 243H101V241H102V243H101V248H102V249H103V245H104L103 242L106 243V247L104 246L103 251L100 252V251H99V248H100L99 245H100V244H99V242L96 240L97 237L99 238V236H97V235H98ZM116 233H115V234H116ZM122 233H123V235H124V234H125V235L128 234V233H124V231H123V232L120 233V235H121ZM132 233H134V232H132ZM139 233H140V232H139ZM146 233H148V232H146ZM161 233H160V235H161ZM164 233H163V234H164ZM167 233L165 234V236L168 237ZM176 233H177V236H176ZM180 233H181V236H180V237H183V236H184L183 238H184V239L186 238V240H188L189 238L191 239V237H192V236H191V237L187 238V237H185V236H188L187 234L184 235V234H185V233H184L183 236H182V231H181ZM201 233H202V234H201ZM209 233H211V230H210ZM214 233H215V232H214ZM232 233H233V232H232ZM247 233H248V232H247ZM0 234H1V233H0ZM12 234H13V232H12ZM22 234H23V233H22ZM22 234H21V235H22ZM28 234H27V235H28ZM35 234L37 235V233H35ZM35 234H34V237L36 236ZM48 234H49V233H48ZM58 234L56 233L57 237L59 236ZM68 234H69V233H68ZM68 234H67V231H66V234L63 236V233H62V236L64 237L63 239H65V236H67ZM90 234H92V233L90 232ZM115 234H114V237L118 236V234H117V235H115ZM140 234H142V233H140ZM140 234H139V235H140ZM155 234H154V236H153V234L150 235V237H153V238H151L152 240H153V239L156 240L155 237H156L157 234H156V235H155ZM192 234H194V232H192ZM192 234H189V235H192ZM223 234H222V235H223ZM13 235H14V234H13ZM19 235H20V233H19ZM19 235H18V234L16 235V237H18V239L20 238ZM21 235H20V236H21ZM25 235H26V234H23L22 236L25 237ZM30 235H31V234H29V236H27V237H31L33 234H32L31 236H30ZM120 235H119V236H120ZM125 235H124V236H125ZM137 235H138V234H137ZM137 235H136V236H137ZM139 235H138V236H139ZM142 235H143V234H142ZM160 235H157V237H158V236H159V237H158V240H156V241H159V238L161 237ZM200 235H199V236H200ZM204 235H207V234H204ZM234 235H235V234H234ZM22 236H21V237H22ZM37 236H38V235H37ZM51 236H52V235H51ZM54 236H55V235H53V237H49V235H48L49 240H47V241H46V239H47L46 236H45L46 239H45L44 237H40V238H41V239H44V240L47 242V243H46V242H45V243H46L47 245H49V244H48V241H50L51 238H53V239H51V240H52L53 242H55V240H54ZM68 236H69V235H68ZM72 236H71V237H72ZM96 236H97V237H96ZM119 236H118V237H119ZM121 236H122V235H121ZM147 236L149 237V233L147 234ZM170 236H172V233H171ZM170 236H169L168 238H170ZM196 236H197V235H196ZM196 236H195V237H196ZM213 236H214V235H213ZM16 237H15V236H12L11 238H12V239H14V238L16 239ZM27 237L24 238V239H27ZM55 237H56V236H55ZM57 237H56V239H57ZM126 237H127V236H125V238H126ZM150 237H149V238H150ZM163 237H164V235H163ZM167 237H166V240H167ZM176 237H177V239H176ZM195 237H192V239H194ZM202 237H203V240H205L206 237H208V236H206V237L202 236ZM202 237H201V238H202ZM209 237H210V236H209ZM209 237H208V238H209ZM222 237H223V239H224V236H222ZM222 237H221V238H222ZM233 237H236V236H233ZM250 237H251V236H250ZM31 238H32V237H31ZM35 238H37V237H35ZM40 238H39L38 241H40ZM66 238H67V237H66ZM68 238H69V237H68ZM68 238H67V239H68ZM72 238H73V237H72ZM72 238H71V239H72ZM123 238H124V237H122V239H123ZM125 238H124V239H125ZM137 238H138V237H137ZM140 238H141V237H140ZM171 238H172V237H171ZM174 238H173V239H170V240H169V239L167 240V244H168V245H166V243L164 242V241H166L165 238H163V240H162V238H161L160 240H162L163 243H161V241H159V243L162 244V245L160 246L161 248H162V247H163V248H166V247H167V248H170V250L172 249L171 252H172V251H173V252L175 251L174 254L172 253L173 255H171V256L173 257V261H177V260H174V257L176 258V256H174L175 253H176V248H173V247H174V246L176 247L177 245H180V244H178L179 242L177 241V242H178V243H177V242L174 240ZM183 238H182V239H183ZM204 238H205V239H204ZM0 239L3 240V238H2V234H1V238H0ZM15 239L13 240V242H15ZM18 239H17V240H18ZM20 239H23V238H20ZM28 239H29V238H28ZM37 239H38V238H37ZM71 239H69V240H71ZM77 239H78V241H77ZM89 239H90V238H89ZM109 239H110V240H109ZM116 239H118V238H116ZM116 239H115V240H116ZM124 239H123L122 241H124ZM126 239H127V238H126ZM131 239H132V238H131ZM138 239H139V238H138ZM182 239H179V240H182ZM184 239H183V241L185 242ZM209 239H210V238H209ZM209 239H208V240H209ZM213 239H214V238H213ZM215 239H216V238H215ZM215 239L213 240V242H216ZM236 239H238V238H236ZM7 240H9V239H6V241H7ZM17 240H16V242H17ZM30 240H31V239H30ZM30 240H27V241L29 242ZM32 240H33V239H32ZM119 240H121V239L119 238ZM136 240H137V239H136ZM136 240H135V241H136ZM143 240H144V239H143ZM143 240H142V242H143ZM149 240H150V239H149ZM152 240H150V241H152ZM154 240H153V241H154ZM171 240H174V241H173V242H174L173 245H171V244L173 243ZM216 240H217V239H216ZM227 240H228V239H227ZM227 240H225L224 242H226ZM229 240H230V239H229ZM229 240H228V242L232 243V241H231V240L229 241ZM3 241L5 242V240H3ZM10 241H12V240H10ZM10 241H9L8 243H7V242H6V243H7V244H10ZM20 241H21V240H20ZM34 241H35V240H34ZM63 241H64V240H63ZM65 241H66V239H65ZM88 241H89V244H90V245H89V244H86V243H88ZM125 241H126V240H125ZM125 241H124V242H125ZM135 241H133V244H132V241H131V245H135V244H134V243H136ZM145 241H146V240H145ZM170 241H171L172 243H170ZM183 241H182V242H183ZM191 241H192V240H191ZM210 241H211V240H210ZM221 241H222V240H221ZM240 241H241V240H240ZM250 241H251V240H250ZM259 241H260V240H259ZM261 241H262V240H261ZM0 242H1V240H0ZM4 242L0 243V245H1V246L4 245V244H3ZM18 242H19V240H18ZM24 242H26V240H25V241L23 240V243H22V246L25 247V243H24ZM28 242H27V243H28ZM35 242H36V241H35ZM40 242H41V241H40ZM66 242H68V241H66ZM71 242H72V240H71ZM73 242H74V241H73ZM90 242H91V243H90ZM113 242L115 243L116 241L113 240ZM118 242H119L118 244H120L121 241H118ZM137 242H138V240H137ZM175 242H176V243H175ZM182 242H180V243H181V248L183 249V248H185V247H182V246L184 245V242H183V245H182ZM187 242H188V241H186V243H187ZM189 242H190V241H189ZM202 242H205V241H202ZM241 242H243V241H241ZM11 243H12V242H11ZM27 243H26V245H28ZM30 243H31V246L29 245L28 247H29V248H32V246H33V245H32V244H33V241H32V242L30 241ZM37 243H39V242H37ZM58 243H59V244L61 243L60 245H62V242H58ZM148 243H150V242H148ZM156 243H157V242H156ZM169 243H170V245L172 246V248L169 247ZM208 243H210V242H207V243H204V244H207V245H208ZM218 243H219V242H218ZM226 243H227V242H226ZM230 243H229V244H230ZM234 243H235V242H234ZM239 243H240V242H239ZM261 243H262V242H261ZM17 244H18L19 246H21L20 243H17ZM40 244H41V243H39V246L42 245V244H41V245H40ZM51 244H52V243H51ZM91 244H92V246H91ZM118 244H117V245H118ZM122 244H124V246H125L126 243H122ZM152 244H153V245H152ZM163 244H164V245H163ZM192 244H193V243H192ZM213 244H214V243H212V245H213ZM5 245H6V244H5ZM5 245H4V247L2 246V248H1V249L4 248V251H3V250H2V251L0 250L2 253H3V252L5 253V250H6L7 248H9L8 246H7V248H5V247H6ZM10 245H11V246H10V248H11V247H12V244H10ZM14 245H16V244H14ZM14 245H13V246H14ZM34 245H36V244H34ZM37 245H38V244H37ZM52 245L55 246L54 244H52ZM68 245H67V246H68ZM80 245H81V246H80ZM87 245H89L88 248H87ZM149 245H150V244H149ZM151 245L154 246V247L156 246V245H154V243H152V242H151ZM157 245L159 246V244H157ZM165 245H166V246H165ZM187 245H188V244H186L185 246H187ZM189 245H190V244H189ZM214 245H217V244L215 243ZM218 245H219V244H218ZM223 245H224V244H223ZM225 245H226V244H225ZM230 245H232V244H230ZM22 246H21V248H19V249H23ZM82 246H83V247H82ZM98 246H99V248H98ZM112 246H113V247H112ZM118 246H119V245H118ZM120 246H121V245H120ZM120 246H119V247H120ZM137 246H138V245H137ZM139 246H140V245H139ZM146 246L148 247V244L145 245L144 247L142 246L143 249H145ZM158 246H156V248H158ZM210 246H211V245H210ZM227 246H228V245H227ZM227 246H226V247H227ZM239 246H240V245H239ZM241 246H242V245H241ZM252 246H253V245H252ZM17 247H18V246H14L15 249H14V248H11V251L14 250V255H13V256L11 255V257H13V259H10L11 257H9V256H10V255H9L10 252L6 251V252L8 253V256H7V255H6V256L9 258V259H7V260H9V262H13V263H10V264H16V263H17V262H15L16 260H14V259H15L14 256L18 253V252L16 251V249L18 250ZM42 247H44V246L42 245ZM45 247H46V245H45ZM47 247H49V246H47ZM51 247H52V246H51ZM51 247H49V248H51ZM58 247H59V246H58ZM61 247H62V246H61ZM63 247H64V246H63ZM65 247H66V246H65ZM122 247H123V246H122ZM132 247H134V246H132ZM154 247H151V246H150V249L152 248L153 250L151 249V250H152V251L150 252L151 255H149V256L147 255L148 258L150 257V260H151V257H152V252L154 251V253H155V249H156V248L154 249ZM192 247H193V246H192ZM207 247H208V246H207ZM217 247H218V246H217ZM228 247H229V248H232V247H230V246H228ZM10 248H9V251H10ZM33 248H34V247H33ZM33 248H32V249H33ZM35 248L38 249L37 246H36ZM96 248H97V250H96ZM101 248H100V249H101ZM105 248H107V250H106ZM117 248H118V247H117ZM117 248H116V249H117ZM135 248H137V247H134V250H135ZM138 248H139V247H138ZM138 248H137V249H138ZM161 248H160V249H161ZM177 248L179 249L180 246H177ZM201 248H202V247H201ZM204 248H205V247H204ZM204 248H203V249H204ZM208 248H209V247H208ZM215 248H216V246H215V247L211 246V249L216 250ZM220 248H221V247H220ZM222 248H223V247H222ZM37 249H36V250H37ZM41 249L43 250V248H41ZM45 249H46V248H45ZM52 249H54V248H52ZM52 249H51V250H52ZM60 249H62V248H60ZM81 249H82V250H81ZM102 249H101V250H102ZM118 249H119V248H118ZM118 249H117V250H118ZM123 249H124V248H123ZM131 249H132V248H131ZM146 249H147V248H146ZM148 249H149V248H148ZM150 249H149V250H150ZM173 249H174V250H173ZM189 249H191V248L189 247ZM197 249H198V248H197ZM211 249H208V250H207L208 253H213V252L215 253V251H212V252L209 251V250H211ZM235 249H236V248H235ZM24 250H25V248H24ZM24 250H22V252H23ZM49 250H50V249H49ZM51 250H50V251H51ZM55 250H56V248H55ZM104 250H106V251L104 252ZM117 250H116V251H117ZM163 250H164V251H163ZM163 250H162V249L159 250V248L156 250V254L158 253V251H160V252L158 253V254L160 255V257H159V255L157 256V255L155 254V255H156L155 257H156V258L158 257L157 259L155 258V260H157V261H153V260H154V258H153V257H154V254H153V257H152V258H153L152 261L154 262L153 264H155V262H156V264H167L166 262H167L169 259H170V261H171V258H172V257L170 256V257H171V258H170V257H169V254H167L170 250H169L168 252H166V249H163ZM184 250H185V249H184ZM205 250H206V249H205ZM217 250H218V249H217ZM221 250H222V249H221ZM226 250H227V249H226ZM228 250H229V249H228ZM32 251H33V250H32ZM37 251H38V250H37ZM39 251H40V250H39ZM50 251H48V249H47L46 252L48 253V252H50ZM57 251L59 252V249L56 250V252H57ZM64 251H65V250H64ZM85 251H86V250H85ZM85 251H84V252H85ZM111 251H112V250H111ZM111 251H110V252H111ZM123 251H124V250H123ZM125 251H126V250H125ZM128 251H129V250H128ZM137 251H138V250H137ZM143 251H144V250H143ZM146 251H148V250H146ZM177 251H179V250H177ZM185 251H186V250H185ZM201 251H202V249H201ZM203 251H204V250H203ZM224 251H225V248H224ZM248 251H249V250H248ZM257 251H258V250H257ZM1 252H0V253H1ZM16 252H17V253H16ZM19 252L21 253L20 250H19ZM33 252H35V251H33ZM42 252H43V251H42ZM42 252H41V254H43ZM53 252H54V250H53ZM53 252H52V253H53ZM65 252H66V251H65ZM95 252H96V253L99 252L100 254L97 253L98 255H96ZM108 252H107V253H108ZM134 252H135V251H134ZM164 252H165V254H164ZM180 252H183V254H184V251H180ZM220 252L223 253L222 251H220ZM228 252H230V250H229ZM12 253H13V252H11L10 254H12ZM15 253H16V254H15ZM36 253H37V252H36ZM47 253H44V254L47 255ZM67 253H68V252H67ZM67 253H66V254L63 253V254L65 255L64 259H65L66 261H67V259H68L69 261L65 262V260H64L63 262H65L66 264H67V263H68V264H72L73 259H72V258H66L67 256L69 257V254H67ZM111 253H113V251H112ZM130 253H131V252H129L128 254H130ZM140 253H141V252H140ZM145 253H146V252H145ZM150 253H149V254H150ZM177 253H178V252H177ZM177 253H176V254H177ZM190 253H191V255H192V252H190ZM202 253H204V252H202ZM205 253H206V252H205ZM214 253H213V254H214ZM221 253H220V254H221ZM224 253H225V252H224ZM241 253H242V252H241ZM5 254H6V253H5ZM18 254H19V253H18ZM18 254H17V255H18ZM25 254H26V253H25ZM25 254H22L23 256L21 255L22 258H21V259H18V263H17V264H20L19 262H20V260H23V259H24V258H23L24 256H25L26 258L30 259V258L27 257ZM48 254H49V253H48ZM53 254H54V253H53ZM61 254H62V252H61ZM63 254H62V255H63ZM80 254H79V255H80ZM115 254H116V252H115ZM132 254L134 255L135 253H132ZM141 254H142V253H141ZM141 254H140V255H141ZM170 254H171V253H170ZM179 254H180V253H179ZM183 254L181 253V255H183ZM188 254H189V253H188ZM194 254H195V253H194ZM199 254H200V253H199ZM206 254H207V253H206ZM215 254H218V253H215ZM215 254H214V255H215ZM226 254H227V253H226ZM226 254H225V255H226ZM248 254H249V253H248ZM46 255H45V256H46ZM64 255H63V256H64ZM70 255H72V254L70 253ZM83 255H82V257L80 256L82 259L85 258ZM94 255H96V256H94ZM104 255H103V256H104ZM108 255H109V254H108ZM113 255H114V254H113ZM113 255H109V256H108V259L110 258V256H112L111 259H113V257L115 256V255H114V256H113ZM116 255H117V254H116ZM133 255H132V256H133ZM137 255L139 256V254H137ZM197 255H198V254H196V256H197ZM202 255L204 256V254H202ZM1 256H2V254H1ZM1 256H0V257H1ZM6 256H5V259H6ZM21 256L19 255L18 258H20ZM36 256H37V255H36ZM41 256H42V255H41ZM41 256H39V257L41 258ZM45 256L43 255L42 258L45 257ZM53 256H54V255H53ZM59 256H60V255L58 254L56 257H59ZM63 256H62V257L60 256V257L63 258ZM100 256H99V257H100ZM103 256H102V258H103ZM132 256H130V257H132ZM179 256H180V255H179ZM179 256H178V254H177V258H176V259H178ZM196 256H195V257H196ZM198 256L200 257V255H198ZM198 256H197V257H198ZM209 256H211V255H209ZM217 256H218V255H216V257H217ZM230 256H232V255H230ZM245 256H246V254H245ZM3 257H4V255H3ZM3 257L0 258V261H1V262H2V260L4 259ZM15 257H16V256H15ZM37 257H38V256H37ZM51 257H52V254H51ZM56 257H55V258H56ZM71 257H72V256H71ZM83 257H84V258H83ZM99 257H97V261H99L98 263H100V261H101V259H100L101 257H100V258H99ZM105 257H106V256H105ZM115 257H116V256H115ZM123 257H124V256H123ZM127 257H128V256H127ZM140 257H141V256H140ZM191 257H192V256H191ZM249 257H250V256H249ZM16 258H17V257H16ZM40 258H39V259H40ZM47 258H48V257H45L46 260H47ZM49 258H50V257H49ZM53 258H54V257H53ZM61 258H60V259H61ZM98 258H99V259H98ZM134 258H136L135 255H134ZM141 258H142V257H141ZM145 258H146V257H145ZM148 258H146V264H148V263L152 264V262H149L150 260L147 261ZM184 258H185V257H184ZM192 258H193V257H192ZM202 258H204V257H202ZM202 258H201V259H202ZM212 258H213V257H210L211 260H212ZM246 258H247V257H246ZM246 258H245V259H246ZM43 259H44V258H43ZM43 259H42V260H43ZM45 259H44V260H45ZM70 259H71L72 261H71ZM86 259H87V257H86ZM88 259H87V260H88ZM104 259H106V258H104ZM108 259H107V261L110 260V259H109V260H108ZM114 259H115V258H114ZM123 259L126 260V256H125V258H123ZM123 259H122V261H123ZM129 259H130V258H129ZM129 259H128V260H129ZM136 259H137V258H136ZM139 259H140V258H139ZM139 259H138V260H139ZM181 259H182V256H181ZM186 259H187V258H186ZM198 259H199V258H198ZM207 259H208V258H207ZM207 259H206V260H207ZM214 259H215V258H214ZM221 259H222V258H221ZM230 259H232V258H230ZM243 259H244V257H243ZM249 259H250V258H249ZM11 260H12V261H11ZM30 260H32V259H30ZM44 260H43V262H46V261H44ZM55 260L58 261L59 258H58V259H55ZM89 260H88V261H89ZM138 260H137L136 262H134V263H137V262L139 263L140 261L142 262V259H140L139 261H138ZM179 260H180V259H179ZM193 260H194V259H193ZM204 260H205V258H204ZM216 260H217V259H216ZM234 260H235V259H234ZM236 260H237V258H236ZM240 260L242 261V259H240ZM255 260H256V259H254V261H255ZM258 260H259V259H258ZM258 260H257V261H258ZM3 261H4V260H3ZM32 261H34V260H32ZM47 261H48V263H49L51 260H50V261L47 260ZM52 261H53V260H52ZM59 261H60V260H59ZM59 261H58L57 263H59ZM70 261H71V262H70ZM84 261H85V259H84ZM84 261L82 260L83 263H86V262H84ZM97 261H96V263H97ZM107 261L104 260L105 264H106ZM110 261H111V260H110ZM113 261H114V260H112L111 263H112ZM115 261H116V260H115ZM115 261H114V262H115ZM133 261H134V260H133ZM173 261H171L172 264H173ZM181 261H182V260H181ZM190 261L192 262V260H190ZM190 261H189V263H191ZM197 261H198V260H197ZM212 261H213V260H212ZM214 261H215V260H214ZM230 261H233V260H230ZM5 262H6V260L4 261L3 264H5ZM7 262H8V261H7ZM21 262H22V261H21ZM24 262H25V261H24ZM24 262H22V264H23ZM35 262H36V261H35ZM101 262H102V261H101ZM141 262H140V263H141ZM147 262H148V263H147ZM199 262H200V261H199ZM201 262H203V261H201ZM201 262H200V263H201ZM204 262H205V261H204ZM208 262L211 264L210 260H209ZM218 262H219V261H218ZM227 262H228V261H227ZM227 262H226L225 264H227ZM235 262H236V261H235ZM263 262H264V261H263ZM46 263H47V262H46ZM46 263H45V264H46ZM65 263H64V264H65ZM134 263H133V264H134ZM213 263L215 264V262H213ZM237 263H239V260H238V262H236V264H237ZM247 263H248V262H247ZM258 263H260V262H258ZM258 263H257V264H258ZM6 264H8V263H6ZM25 264H28V261H26ZM29 264H30V263H29ZM49 264H51V263H49ZM53 264H55V261H54ZM59 264H60V263H59ZM62 264H63V263H62ZM73 264H74V263H73ZM86 264H87V263H86ZM100 264H101V263H100ZM102 264H104V263H102ZM108 264H110V263H108ZM121 264H122V263H121ZM123 264H124V262H123ZM127 264H130V263H127ZM141 264H142V263H141ZM168 264H169V263H168ZM177 264H180V261H179V263H177ZM184 264H185V263H184ZM194 264H197L195 260H194ZM198 264H199V263H198ZM203 264H204V263H203ZM206 264H208L207 261H206ZM233 264H234V262H233ZM243 264H244V263H243ZM248 264H251V263H248ZM253 264H254V263H253ZM255 264H256V262H255Z\"/></svg>",
  "mask_w": 264,
  "mask_h": 264
}]
</instances>
